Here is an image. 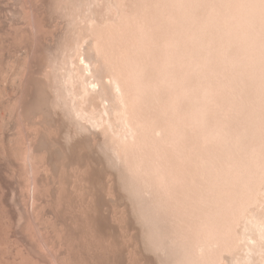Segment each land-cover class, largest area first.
Returning a JSON list of instances; mask_svg holds the SVG:
<instances>
[{
  "label": "bare ground",
  "instance_id": "obj_1",
  "mask_svg": "<svg viewBox=\"0 0 264 264\" xmlns=\"http://www.w3.org/2000/svg\"><path fill=\"white\" fill-rule=\"evenodd\" d=\"M14 1H15L16 3H15V2L13 3L12 0H0V25L4 26V27H5V28H4L5 30L7 29L5 32L3 31V29L1 30V28H0V30H1V32H3L4 34H6L7 37L9 36L8 41L5 42L4 45H3V44H2V45H3V46H7V45H5V44L7 43L8 46H9V45H10V44H9V43H10L9 41H11V40H9V39L11 38V35H13L14 38H12V40L14 39V41H15L17 44L20 45L19 47L22 46V49H24L25 52H24L23 50H21V48H20V50H18V48H17L18 45H17V47H14V46H13V47H14V48H17V51H19V52H20V51H21V52L23 51L24 54H25V56H23L24 58H23V59H20V61L18 60L17 63H16V65H14L13 63H12V64H9L10 62H12V61L9 62V59L11 58V57L9 58V56H8L9 59L7 58L8 61H6V60H2L3 62H8L9 65L6 64V66L9 68V70H8V68H7L6 66H5V67H6V69L10 72L9 75L7 74L8 76H6V75H5V77H4V75L2 76V77H3L2 81H1L2 84H0V103H2V105H3V104H6L7 106H9L8 110H10V111H9V113H10L9 116H10V117H8V114H9V113L7 114L8 110L5 111V110L7 109V108H6L7 106L4 105V106H6V107L4 108V107L1 105L5 110L2 109V107L0 106V108H1L2 110H4V112H6V115H7V117H8V118H7V117H6V118H5V117L3 118L1 113H4V112L0 111V112H1V113H0V114H1V116H0V120H1V123H0V124H1V125H0V131H1V133H0V139L2 140V144H1L2 149H0V150H1L0 152L3 153L2 156L4 157V155L7 154V157L5 156V158H8V156L11 155V159H15V157H17V156L12 155V154H15V153L13 152L12 144H13L14 141H15V136H17V137H18V136H22V138H23V142H22V152H21V157L18 156L17 158H20L21 160H23V162H25V167H24V168H27V169H25V170L28 171L27 173H28L29 176H30L29 178L31 179V180H30V181H31V185H32V186L34 187V189H35L34 192L37 191V193H38V189L36 190V188H37L38 183L41 184V181H40V180H42V175H43V174H45L44 177H45V179L48 181V183H47V181H46V185L49 184V180H52V182H53V181H54V178H56V176H57V175L55 174L56 172L54 173L53 171H54L56 168H58V167L55 166V165H58V164H59V163H58V160H56L57 162L54 161L55 158H57V157L55 156V155H57V154H55V152H56V151L58 152V149H59V151L62 152V154H63V153H66V154H64V155H66V156H64V157H66L67 159H69V161L72 159V163H71V165H73V164H74V161H75V160L73 161V158H74V159H76L77 157L80 158V157L82 156V154H85V155H86L87 151L85 152V150H86L85 146H86L87 143H88V146H87V147L89 148V144H91V143L94 144L95 147H96V145L98 146V144L100 145L101 142H102V144L104 143L103 146H104L106 149H108L109 152H110V158H112V160H113V165L115 164V166H110L111 168H112V167L115 168V167L118 165V166H120V167L118 168V170H117V167H116L115 169H116L117 172L120 170L119 172L121 173V170L124 169V166H125V165H126V166L129 165L128 168H126V166H125V168H126V171H131V172H127L128 174H126V176H125L124 173H125L126 171H125V170H124L125 172L122 171V173H123V172H124V173H123V174L121 173V174H122V177H120L121 179L125 176V177H129V178H126V179L129 181V179H130L131 177L133 178V177L137 174L136 177H134L133 180H136V179H137V182L134 181V182L136 183V185H137V183H138V184H141V186L139 185L138 188H141V189L143 188L141 191H142V192L144 191V192H143L144 194H141L140 196H141V197L145 196V200H144V201H146V200L148 201V199H149V198L146 197L145 193H146V194H149L150 191H148V190H151V189H152L151 192H150L151 197H150L149 195H147V196H149L151 199H154V198L157 199V197H161V199H160V198H159V199L162 200V201H165V202L167 203V202H168V201H166L167 194H169L170 191L173 192V190H171V189H170V191L168 190L171 186H170L168 189H167L168 186L166 187L165 190H167V192L169 191V193H167L166 196L164 195V194H165L164 192H166V191H164V188H163V190H162V187H161L162 184H163L162 186H164V182H165L164 180H162L163 182L161 181L162 184H161L160 186H159V185H156V187H157V188L160 187V189H161L162 191H161V192L158 191L159 188H158V190H157V189L154 190V188H156V187H155V184L160 183L161 177H162V179H164L163 176H164V177L167 176V175H166L167 173H164V172L166 171V169H164V171L161 170V168H163V166L160 165V164H161L160 162H161L162 160H161V161H158L159 159H158V157H156V158L158 159V160H157L158 163H160V164H159V165L157 164V165H158L157 168H156V167L153 168V167L151 166V164H152V162H153L154 160H156V158L154 157L155 159L153 158V159H154V160H153V159H151V157L154 156L155 154L150 155L151 152H150V150H148V151H149V156H148V154H147V152H148L147 149H146L147 152L144 151V152L142 153L141 151H143L144 148H149V146H150L151 144H152V145H151L150 147H153V145H154L155 143H157L156 141H157V135H158V138H159V137H160V138L158 139V143H157V144L159 145V142H160L161 139H162L163 144L166 142L167 147H165V145H163L165 148H167L168 150H170V148H172V151H168L169 154H171L170 152H173V149H174V150H176V149L178 150V147L180 146V144L183 143V142H182V143H181V142L179 143V141H180L179 139L182 140V138H184V137H183L184 134L181 135V133H184V132H185V134H186V132H189V130H190L191 127L193 128V126H191V123H192V125L194 124L195 127H196L197 125L200 126V122H201V120H202V119H205V118L208 117V116H206L207 113L204 114V113L202 112V111H204V109L206 108V107H205L206 105L204 106V105L202 104V103H204V102L202 101V100H204V99H203L201 96H203V93H204V96H209V98L211 99V97H210V94H211V93H208V92L206 91V90H207V88H205V85H206V84H205V82H204V83H203L204 86H203V85H202V82H203L204 80H206V81H207V80H209V81L211 80V81H212L213 78H216V77H213V75H209V74H211V73L213 74V72H216L217 67L220 66L221 63L223 64V62H225V60H226V59H225L226 56L224 57L223 55H225L226 52L229 53V52L227 51L228 48L226 47L227 45H225V42H224V44H223V42H221V41H220V42H215V39L213 40V43H219V44H220V45L217 44V45H218V49L221 48V47H219V46H221V44L225 45V46H223V45H222V46H223V48L225 47V48H227V49H225V51L222 50L223 52L220 50V51H221L220 53H222V54L224 53L223 55L216 53L215 50H213V49H212L211 51L214 52L215 54H214V53H213V54H212V53H209V52H211V51H209L210 49H208V48H213L214 46L211 45L212 41H211V39L209 38L210 36L205 37V38H206V39L209 38V39H207V40H209L211 43H210L209 41H207L206 39L204 40V36L206 35L205 33H207V32H203V31L200 29V28H202V25H199V24H197V23L199 22V23L201 24V22L203 21L202 24H203V26L205 27V29H208L207 31H208L209 33H212L211 35H213V34L216 33V31H218V28H219V25H218L219 21H218V19H219V18H222V19H220V20H222L223 22H224L223 19H230L232 22H235V19H236V20L239 19V21H240V19L243 17V18H242V21H241V22L238 21V22L241 23V25H240V24H239V25L242 26V27L244 28L246 25L248 26V25L251 24V22H250V24H249V20H248V19L251 17V14H252V13H254V14H252L253 18L255 17V18H254V21H253V19H252V17H251V19H252L253 22L258 23L257 21H260V20H261V19H260L261 17L263 18V15H264L263 12H264V11L262 12V13H263L262 16L260 15V13H261V10H262V8H263V7H262V4L264 5V2H263L262 0H257V1H255L254 3H251V1H249V0H244V1H246V2L249 1V2H248V4H250L249 6H251V4H252L251 8L253 7V4H255V6L253 7V9H257V8H255V7H258L257 5H258L259 3H262V2H263L262 4H260L262 8H261V7H258L259 9L261 8V10H254L255 12H253V9H252V11H251L250 8H249V9H245V10H247V11H249V12L251 11V14H249L250 17L247 18L246 16L248 15V13L244 14L245 17L242 16L241 14H237L238 12L241 13L240 10H239V9H240L239 6H241V4L244 3L242 0H241V1H242L243 3H241L240 0H234V1L226 0V1H228V2H227L228 4H227L226 1L224 0V2H225L226 4L221 3V4H223L224 6H223V5H219V3H220V0H219V3L217 4V5H219V6H217L218 9H219V7H221L222 9H223V7H224V9H225V5H226V7H227V6H229V4L233 7L234 4L232 5V4L229 3V2H233V3L235 2V4H237L236 2L238 1L239 6L237 5V7H238L239 9H238V8H235V7H236V6H235V7H233V10H236V11H235L236 13H234V15L236 14V15H235L236 17H237V15H238V17H239V15H241V18H238V17H237V18H232V17H230V18L228 17V18H227V16H229V14H228L229 12H230V14H231V12H232V13L234 12L233 10H230V9H232L231 6H230V8H229V7L227 8L228 11L230 10L228 13H227L226 9H225V12H224V11L222 12V9H221V8H220V10H219V12H218V11H217L218 9H217V7H216L215 5H214L215 7L212 5V7L215 8V9L213 8L214 10L211 8V5H209V4L211 3V1H213V0H210V2H209L208 0H204L205 4L208 3L209 6H208L207 4H206V5L203 4V3H202L203 0H202V1L199 0V1H200V3L198 2V3H199V6L201 5V3L204 5V7L201 5L202 8H203V9L201 8L202 10H204V9L207 7L206 10H207L208 15H209V12H211V11H213V12H211V14H212V13L214 14L216 11H217L218 13H220V15H221V14H224V15H221V16H225V14H227L226 17H224V18L221 17V16H220V17L215 16V17H217L216 20H215L214 15H213V16L210 15V17H209V16L207 15L206 11H202L201 9H198V10L195 12V9H194V8H196V5H197V4H193V1H194V0H193V1L190 0L192 3H190L188 7H190V10H194L195 13L198 12L197 14H195V13L192 12V11L189 12V13L185 11V9L187 10V8L185 7V4H186V3H185V0H183L184 2H182V3L179 2V1H181V0H174L175 2H173V0H112V1L110 0L111 2L114 1V2L112 3V5H113L114 7H112V5L109 6V4H108V6L111 8L110 10H114V12H115V16H116V17H114V19H117V21H116V20H114V21L111 20V22H106V23L103 22V23H102L101 21H103V20L100 21L98 18H96V17H97L96 14H95L96 11L93 12L92 10H95V8L97 7V5L99 6V5L106 4V2H107L106 0H105V1L102 0V2L104 1L103 3L101 2L102 4L100 3L101 0H14ZM110 1H109V2H110ZM177 1H178V2H177ZM186 1H189V0H186ZM190 1H189V2H190ZM197 1H198V0H195L194 2L196 3ZM206 1H207V2H206ZM216 1H218V0H216ZM253 1H254V0H253ZM253 1H252V2H253ZM258 1H261V2H258ZM111 2H110V3H111ZM176 2H177V4H176ZM214 2H215V1H214ZM222 2H223V1H222ZM239 2H240L241 4H240ZM257 2H258V4H257ZM179 3H180V5H183L185 9H183V7L180 8L181 6L179 5ZM184 3H185V4H184ZM173 4H174V5L176 4L177 6H179V8H178L177 6L175 7ZM191 4H192V5H191ZM106 5H107V4H106ZM168 5H170L171 8H168V7H170V6H168ZM172 5H173V6H172ZM187 5H188V2H187V4H186V6H187ZM190 5H191V6H190ZM193 5H194V7H193ZM260 5H259V6H260ZM94 6H96V7L93 8ZM199 6L197 5V8H200V7H201V6H200V7H199ZM222 6H223V7H222ZM249 6L247 5V3H246L245 6H244V4L242 5L243 8H245V7L248 8ZM101 7H102V6H101ZM105 7L107 8V6H105ZM173 7H174V8H173ZM191 7H193V8H191ZM209 7L211 8V11L208 12V8H209ZM97 8L99 9V7H97ZM167 8H168V10H167ZM197 8H196V9H197ZM234 8H235V9H234ZM243 8H242V9H243ZM169 9H170V10H169ZM172 9H173V10L175 9L176 12H178V13H179L180 11H182V13H183V12H184V13H183V14H180L181 12H180L179 14H176V13H175V16H177V17H174V16H173V14H174L173 12H175V10H174V11H171ZM178 9H179L180 11H179ZM181 9H183L184 11L181 10ZM224 9H223V10H224ZM242 9H241V10H242ZM59 10H61V13H60V14H61L62 18H65V21H64V22L67 23V24H65V23H64V24H65V25H68V26H65V27H66V31H65V29L63 30V31H65V32L63 33L64 35H59V34H58L59 37H61L60 39H59L58 37H56L57 35L53 34V31L55 30V27H56V26H55L54 29H53L52 25L50 24V22L53 21V20H52L53 16H56V15H54V13H56V14L59 13ZM177 10H178V11H177ZM190 10L188 9L187 11H190ZM209 10H210V9H209ZM215 10H216V11H215ZM237 10H239V11L237 12ZM57 11H58V12H57ZM99 11H102V9L100 8ZM169 11H171V12H170L171 14H169ZM199 11H201V12L203 13V15H202V13L199 12ZM220 11H221V12H220ZM258 11H259V12H258ZM47 12H48L49 14H48ZM97 12H98V11H97ZM104 12H105V11H104ZM107 12H108V10H107ZM167 12H168V13H167ZM185 12H186L188 15L185 14ZM204 12L206 13L205 15H204ZM243 12H244V11H242V13H243ZM245 12H246V11H245ZM245 12H244V13H245ZM257 12H258V13H257ZM98 13H99V12H98ZM172 13H173V14H172ZM191 13H194L196 16L198 15V17L200 16V17H199V18H200V21H199V18H197V17H193L194 14H191ZM218 13H215V14L218 15ZM94 14H95V15H94ZM100 14H101V13H100ZM102 14H103V12H102ZM102 14H101V15L98 14V16L100 17V16H102ZM105 14H106V12H105ZM107 14H108V13H107ZM109 14H112V13H109ZM109 14H108L107 16H109ZM167 14H169V15L167 16ZM189 14H190V17H192V19L189 18ZM199 14H201V15H199ZM257 14H259V16H261V17H259ZM181 15H183V16L185 15V17L188 16V17H186V18H187V19L189 18L190 20H192V21H190V20L188 19V20H189V23H188V21L186 20V21H187V25H184V28H185V29H186V27H188V26L191 28V25H192V26H193V25L195 26V24H197V25L195 26L196 28H193L194 26L192 27L194 30H193V29L190 30V29L188 28V30L190 31V33H189V31H188L189 36L192 35L193 32H194L195 30H196V31H195V32H196V33H195L196 36L200 33V31H202V32L204 33V34H203L204 36L201 35L202 32L199 34V35L203 36V40H202V37L199 38V36H198L199 39H196V40H199L198 42H200V39H201V42H200L201 45H203V44H202V41H204V42L206 41V43H207V42L210 43V45H209L208 43L203 45V48H206V47H207L205 50H206V53L208 52V54H209L208 56H209V57H210V54H212V56H213V55H215V56H216V55H218V56L220 55L219 57H221V56H222V58L224 57L223 60H224V59H225V60H224V61L222 60L223 62H221V60L218 59V58H219L218 56H216V57H218V58H216L215 56H213V59H214V58H215L216 60L218 59V62H216V63H218L219 65L216 64V65H215L216 67L212 68L215 59L212 60V58H211L212 61L209 60L210 58L208 59L207 56H204V55H206V54L202 53V54H204L203 57H202L203 59L200 58L201 60L198 61L200 55H202V54H201V49H202V48H201V45L197 44V45L200 46V48H198L199 46H197L198 51H200V54H198V55H199L198 57H197V53H199V52L197 51V48H196V50H195V49H192V50H194L195 52H197V53L195 54V55H196L195 58L197 57L198 59L195 60V61H198L199 63H200V61H201V62L203 61L204 64H206L205 66H208L207 68H211V69H208L209 71L212 70L211 73H209L208 70L206 71L207 68H206V69L204 68L205 70H204V69L202 70V68H203L204 66L201 65V63H200V64H199V63L196 64V62H195V61L193 62L192 60H190V63L188 62V59L194 57V54H193L194 51H192L191 49H189V52L187 51V54H188V53H190L191 55L193 54L190 58H188L189 56L186 57V53H185L186 51H185V50H188V49H187V46H188V48H191V47H194V48H195V47H196V46H194V45H196V43H198V42H194V41L192 42V39H193V38H196L195 34L192 35V36H194V37L190 38V37L187 36L188 34L185 33V32H187V31H186L187 29L184 31V30H183L184 28L182 29V28H180V27H178V28L176 27V28H175V29H178L179 31H178V30H175V29L173 28V33L177 31V32L174 33V34L171 32L172 30H171L170 32H169L167 29L165 30V28H166L165 26H167V24H168V26H169V23H170V26H169V27H170V29H172L171 26H174V25L176 26V23H179V22L182 23V21L185 22V21L183 20L184 17L181 16ZM231 15L233 16V14H231ZM95 16H96V17H95ZM104 16H105V15H104ZM111 16H112V15H111ZM179 16H180V17H179ZM201 16H202V18H201ZM204 16H205V17H204ZM206 16H208V17H206ZM235 16H233V17H235ZM49 17L51 18L50 21H49ZM57 17H58V16H57ZM117 17H118V18H117ZM167 17H168V19H169V17H170V19L168 20ZM203 17H204V18H203ZM212 17H213V18H212ZM257 17H258V18H257ZM54 18H56V17H54ZM54 18H53V19H54ZM59 18H60V17H59ZM59 18H58V19H59ZM107 18H108V17H107ZM107 18H106V16H105V19H106V20H107ZM109 18H110V16H109ZM172 18H173V20H172ZM177 18H179L180 20H177ZM186 18H185V19H186ZM194 18H197V19H194ZM205 18H208V19H209V18H210V19L212 18L211 20H210V19L208 20L209 23H210V22H213V20H214V22H213L212 24L210 23L211 25H208L209 23H208V21L205 20ZM231 18H232V19H231ZM244 18H247L246 21L248 20V22H246V21L244 20ZM256 18H257V19H256ZM100 19H102V18H100ZM111 19H112V18H111ZM193 19H194V20H193ZM233 19H234V21H233ZM255 19H256V20H255ZM259 19H260V20H259ZM54 20H55V19H54ZM63 20H64V19H63ZM63 20H62V21H63ZM66 20H67V21H66ZM106 20H105V21H106ZM201 20H202V21H201ZM204 20L207 22V23H205V24H207V26H211V28H212V26L214 25L213 28H212V30H213L214 28H216V26L218 25V26H217V30L215 31V29H214L213 32H212V30H210V27H207L206 25H204ZM243 20H244L245 23L243 22ZM55 21H56V20H55ZM167 21H168V22H167ZM171 21H172V22H171ZM173 21L176 22V23L173 24ZM177 21H179V22H177ZM194 21H195V22H194ZM196 21H198V22H196ZM216 21H218V23H217ZM227 21H229V20H227ZM190 22H191L192 24H191ZM223 22H222V23H223ZM225 22H226V20H225ZM229 22H230V21H229ZM229 22H228V23H229ZM232 22H230L229 24L232 25ZM261 22H263V23H261ZM261 22H260L261 24H264V18H263V20H262ZM53 23H54V22H52V24H53ZM216 23H217V24H216ZM222 23H221V24H222ZM228 23L226 22V25H228ZM242 23H243L245 26H243ZM246 23H248V24H246ZM256 23H255V24L252 23V24L256 25V29L259 27V25H260V27H262V28L264 27V26L261 25L260 23H259V25L256 24ZM56 24H57V23H56ZM59 24H60V23H59ZM64 24H63V27H64ZM171 24H172V25H171ZM188 24H189V25H188ZM190 24H191V25H190ZM215 24H216V25H215ZM219 24H220V23H219ZM223 24H224V23H223ZM234 24L236 25L237 23L235 22ZM234 24H233V25H234ZM198 25H199V26H198ZM231 25H228V27L230 26V28L232 27L231 29H233V26H231ZM235 25H234V26H235ZM237 25H238V24H237ZM2 26H1V27H2ZM50 26L52 27L51 30L53 29L52 31L50 30ZM175 26H174V27H175ZM240 26H237V28H235V29L232 30L233 34H235V37H236V35H237L239 32H240V33L243 32V37H244V35L246 34L244 31H245V30H248V27H249V26H248L246 29L244 28L245 30L242 31L243 29H242V30L239 29ZM251 26H252V25H251ZM257 26H258V27H257ZM61 27H62V26H61ZM63 27H62V28H63ZM65 27H64V28H65ZM181 27H183V26H181ZM197 27H198V28H197ZM220 27H221V25H220ZM222 27H224V26L222 25ZM235 27H236V26H235ZM242 27H241V28H242ZM179 28H180L182 31H181ZM225 28H226V26L224 27V29H225ZM250 28H251V27H250ZM252 28H253V27H252ZM254 28H255V26H254ZM168 29H169V28H168ZM199 29H200V30H199ZM202 29H204V28H202ZM205 29H204V31H206ZM221 29H222V28L219 29V30L221 31V33L224 32L225 34H227V33L231 30V29L228 28V29H226V32H225V30L223 29L224 31L222 32ZM238 29H239V30H238ZM258 29H260V30H262V32H264L263 29H261V28H258ZM56 30H57V28H56ZM61 30H62V29H61ZM174 30H175V31H174ZM209 30H210V31H209ZM227 30H228V31H227ZM235 30H236V31L238 30L239 32L237 31L238 33H235V32H234ZM240 30H241V31H240ZM254 30H255V29H254ZM9 31H10V32H9ZM164 31H167V32H168L167 34H168L169 36H168L167 38H165L167 35L165 34ZM183 31H184V32H183ZM191 31H192V34H191ZM214 31H215V33H214ZM8 32H9V33H8ZM61 32H62V31H61ZM182 32H183L184 34H186V36H185L186 38L183 37L184 34H183V36L179 37V36H180L179 34L181 33V35H182ZM198 32H199V33H198ZM246 32H247V31H246ZM249 32L253 33V32L251 31V29L248 30L247 33H249ZM254 32H255V34H256L257 36H259L257 33L260 32V31L256 30V31H254ZM54 33H55V32H54ZM56 33H57V32H56ZM59 33H60V32H59ZM178 33H179V34H178ZM197 33H198V34H197ZM219 33H220V32H219ZM244 33H245V34H244ZM251 33H250V35H251ZM0 34H1V33H0ZM4 34H3V35H4ZM61 34H62V33H61ZM164 34H165V35H164ZM171 34H173V36H172ZM176 34H177V35H176ZM207 34H208V33H207ZM225 34H221L222 36L219 34V35L222 37V38H221V37H220V38L223 39V40L226 39V40H224V41L228 42L227 38H223V37H225V36H223V35H225ZM228 34H229V33H228ZM228 34H227V35H228ZM53 35H54L55 38H57V40H58L57 42L53 41L54 39L52 40ZM170 35H171V37H170ZM174 35H176V36H174ZM208 35H210V34H208ZM217 35H218V34H217ZM227 35H226V37H227ZM239 35L242 36V33L239 34ZM246 35H247V34H246ZM263 35H264V33H263ZM0 36H1V35H0ZM6 36H5V38H4V37H1L0 39H2V40L4 41L5 39H7ZM91 36H93L92 38L95 39V42H93L94 40L91 41L92 39H91V40L89 39V37L91 38ZM164 36H165V37H164ZM214 36H215V35H214ZM214 36H213V37H214ZM228 36L231 37V36H232V33H231V35H228ZM253 36H254V35H253ZM257 36H255V37H257ZM261 36H262V34H261ZM261 36H260V39H258V37H257V39H258L259 41H261ZM154 37H155L156 39H155ZM187 37L191 39L190 42H189V39H187ZM215 37H216V36H215ZM215 37H214V38H215ZM229 37H228V38H229ZM235 37H234V36L232 37V38H234L233 40H232V38L230 39V40L233 41L232 44H233V43H236V44H237L238 41L241 42L242 40H243V42H244V40H245V39H243V37H240L241 40H238V41L236 42L235 39H238L239 36H238L237 38H235ZM3 38H4V39H3ZM168 38H169L170 40H169ZM178 38H180V39H178ZM182 38H183V39H182ZM184 38L186 39V41L188 40L187 42H189V43H195V44L192 45V46H190V44L188 43V44H189V45H188L187 42H185ZM218 38H219V37H218ZM220 38H219V39H220ZM240 38H239V39H240ZM245 38H246V40H245V44L242 42L245 46L242 45V44H240V42H239V44H238L239 47H240V45H241V46H243L244 48H246L247 45H248V48H246V49H249V47H250V48H251V47L254 48V46H255V45H254L255 42H257L256 46H257L258 44H261V45H258V46L256 47V49H253V50H256V53H257L258 47L260 48V46L263 47V45H264V44L262 45V43H259L258 40H257L256 38L253 39V37H248V36H246ZM247 38H250V39H251V40L249 39V41H250L249 44H248V40H247ZM262 38H263V36H262ZM50 39H51V41H53L51 44L49 43ZM88 39L91 41V43L93 42V43H92L93 45L91 44V47H88V48L86 47V51H83V49L85 50V48H83V45L85 44L86 40L89 41ZM152 39H153L154 41L156 40L155 43L157 44V46L160 44V46H158V47L156 46V48H158V49H156V51L152 49V48L155 49V44H153ZM166 39H167V40H166ZM171 39H174V40H175V39H176V40L178 39V40H177V41L175 40V42H174V41L172 42ZM216 39H217V38H216ZM252 39H253V40H257V41H255L254 44H253ZM263 39H264V38H263ZM263 39H262V42H264ZM2 40H1V41H2ZM179 40H181V43H184V44H183L184 46L187 44L186 49L183 48V47H181L182 45H180L181 43L178 42ZM194 40H195V39H194ZM196 40H195V41H196ZM230 40H229V41H230ZM3 41H2L1 43H3ZM5 41H6V40H5ZM14 41L12 42V44L14 43ZM90 41H89L88 43H86V45L89 44V46H90ZM166 41L172 43V44H171V43L168 44V46L170 45V47H169L168 49L166 48V47H168ZM183 41H184V42H183ZM217 41H219V40H217ZM234 41H235V42H234ZM176 42H178L179 44L176 43ZM230 42H231V41H230ZM16 43H14L15 46H16ZM185 43H186V44H185ZM213 43H212V44H213ZM251 43H252V44H251ZM14 44H13V45H14ZM161 44H162V45H161ZM164 44H165V45H164ZM176 44H177V45H176ZM226 44H227V43H226ZM229 44H230V43H229ZM229 44H228V46H229ZM232 44H230V46H231ZM246 44H247V45H246ZM250 44H251V46H249ZM171 45H172V46H171ZM205 45H206V46H205ZM207 45L210 46V47H208ZM215 45H216V44H215ZM234 45H235V44H234ZM234 45H233V47H236V45H235V46H234ZM252 45H253V46H252ZM3 46H1V48H3ZM11 46H12V45H11ZM152 46H154V47H152ZM161 46H162V47H161ZM165 46H166V47H165ZM173 46H174V47H173ZM179 46H180V47H179ZM189 46H190V47H189ZM204 46H205V47H204ZM212 46H213V47H212ZM230 46H229V47H230ZM13 47H12V50H13ZM47 47H48V48H47ZM148 47H149V48H148ZM163 47H164L165 51H164ZM215 47H216V46H215ZM215 47H214V48H215ZM239 47H238V48L236 47L237 50H239V49L241 48V47H240V48H239ZM262 47H261V49H262ZM5 48H6V47H4V51L7 50V49H5ZM8 48H9V47H8ZM10 48H11V47H10ZM44 48H45L46 50H45ZM82 48H83V49H82ZM144 48H145V49H144ZM170 48H171L172 51H173V48H174V54H175L176 52H179V51H177L179 48H181V49H185V50H183L184 53H185V55H184L183 52H181V51H182L181 49H179V50H181L179 53H180V54L183 53V54H181V55H183V58H184L185 60H187V61L182 60L183 58H179V55H180L179 53H178L179 55H177V53L175 54V55H177V56L172 55V54H171L172 51L169 50ZM236 48H234V49H232V50H235ZM244 48H243V49L241 48V49L244 51V50H246V49H244ZM43 49H44L45 51H47V53H48L47 55L49 56V58H47V62H46V59L43 58V59L45 60V61H44L45 63H42V62H43V61H42L43 59L40 58L39 60H40V62L42 61V62H41L42 65H41V68H39V66H40V65H38L39 60H38V63H37L36 56H37V55H40V56H41V53H42V50H43ZM146 49H148V50H146ZM149 49H150V51H149ZM151 49H152L153 51H151ZM10 50H11V49H10ZM14 50H15V52H16V49H14ZM44 50H43V51H44ZM140 50H142V51H141L142 53H143V51H145V50L148 51V52H152V54H153V53H156V55H157V53H158L157 56H156L155 54H153V55L157 57V60H158V58L160 57V58H159V62L162 61V60H160V59H163V57H165L166 54H167V55L170 54V57H171V55H172V57H174L175 60H173L172 57L170 58L169 55H168V56H166V57L163 59L164 61H162V62H166V63H167V66L170 65V63H171V65L168 66V67H171V66L173 65V67H171L170 70H166V68L168 69L167 66H165L166 68H165L164 66H163L164 68L162 67L163 69H165V70L167 71V73H168V71H169L170 73H171V71H172L171 75H170V74H167V76H166V75H165V74H166L165 71L162 72L163 69H160V68H161L160 66L158 67V65H160V64H158V63L155 64V67H158L159 70H162V71H161V74H160V75L156 74V71H157V70L154 71L156 68H152V65L150 64V65H151V66L149 65L150 68H151L152 70L154 69V70H153L154 72H152V73H155V74H156V77H157V81H156V77L154 76L156 82H155V81H154V82L152 81V83H154V84H152L153 86H152V85L150 86V84H151L150 82H151L153 76L150 75V74H152V73H150V74L148 73V74L151 76V77L149 76V77L151 78V80L149 81V83H150V84H149L147 81H148L150 78L147 79V77H148L147 72L150 71L151 69H150V70L147 69L149 66H146V65H148L149 63H152L153 61L155 62L156 60H154V59H156V58L152 59L153 61L151 60V62H150V60L147 59V58H150V59L153 58V57H152V54L150 53V55H149V53L146 52V53H147V56H146V54L143 55L142 53H141V55H140ZM175 50H176V51H175ZM190 50H191V51H190ZM205 50H202V52H203V51L205 52ZM216 50H217V48H216ZM249 50H251V49H249ZM249 50H247V51H248V54H246L247 51H246V52L244 51L245 54H246L247 56L249 55V52H250V55L253 53L252 50H251L252 53H251V51H249ZM2 51H3V50H2ZM8 51H9V50H8ZM45 51L43 52L44 55H46ZM158 51H160V52H158ZM168 51H169V53H167ZM170 51H171V52H170ZM218 51H219V50H218ZM229 51H230V49H229ZM263 51H264V50H262V51H261L262 53H261L260 50H258V53L262 55V54H263ZM9 52H10V51H9ZM11 52H12V51H11ZM133 52H138L139 55L141 56V58H142V55L145 56V57H147L146 59L149 60V63H148V61H146V59H145L146 62L144 61L143 58H145V57H143L142 59H143V61L146 63V65L141 63V64L143 65V67L146 66L147 68H146V67L143 68V67L141 66V67L143 68V69L141 70L140 67H139V69L136 67V65H137V66H139V65L136 64V63L134 62V60L137 58L138 54H135V57H136V58L134 57L135 59L133 60V58H131V56H132V57L134 56V53H133ZM163 52H164L165 55L162 54ZM195 52H194V53H195ZM3 53H5V52H3ZM16 53H18V52H16ZM130 53H131V54H130ZM132 53H133V54H132ZM159 53H161L162 56H161V55L159 56ZM230 53L232 54V52H230ZM239 53L242 54V53H241V50H239ZM256 53H255V54H256ZM5 54H7V53H5ZM10 54H11V53H10ZM14 54H15V53H14ZM24 54H23V55H24ZM86 54H87V56H90V57H89L90 59L86 56ZM88 54H89V55H88ZM129 54H130L131 56H130ZM234 54H235V56H236V55L238 56V59H236V58L234 57L233 60H234L235 62H233V63H234L235 65H236V62H238V61H240V63H241V62L243 61V60H240V58H239L241 55H240V54H236L235 52H234ZM234 54H233V55H234ZM243 54H244V53H243ZM259 54H258V55H259ZM17 55H18V54H17ZM19 55H20V54H19ZM19 55H18V56H19ZM42 55H43V54H42ZM47 55H46V57H48ZM91 55H94V57H95V55H96V58H97V59H96V58L93 59L94 57L91 58ZM136 55H137V56H136ZM148 55H149V56H148ZM181 55H180V57H181ZM188 55H189V54H188ZM239 55H240V56H239ZM246 55H245V56H246ZM252 55L254 56V53H253ZM261 55H259V56H261ZM5 56H6V55H5ZM11 56H14V55H11ZM15 56H16V55H15ZM81 56H83V58H84V57H85V58L83 59V58H81ZM140 56H138L139 59H141ZM150 56H151V57H150ZM228 56H229V55H228ZM242 56H243V55H242ZM242 56H241V58H242ZM262 56H264V55H262ZM262 56H261V59H262V60H261V59H260V60H261L262 62H264V61H263L264 58H262ZM0 57H1V55H0ZM20 57H21V55H20ZM161 57H162V58H161ZM175 57H176V58H175ZM177 57H178L179 59H181V61H184V65L186 64V65L188 66V63H189V65H191L192 63H195V64H194L195 66H196V65H201L200 67H202L201 70H202L203 72H202V71H198V72H201V73L204 74V71H206V73H207V72L209 73V74L207 73L208 76H207L206 73H205L204 75L201 74V75H203L202 77H201V76H200V77H196V76L200 75V73L198 74V72H197V69L200 70L199 66H196L197 69H195L196 67L194 68V66H193V64H192V67H191V68L195 69V71L197 72V73H196V72L194 71V73H193V72H192L193 70H191V69L189 68L190 66H188V67H187V66L184 67L183 64H182V66H181L180 64L183 63V62H181V63L179 64L178 61H180V60H177V64H179L181 67H180L179 65H178L179 67L177 66V68L174 67V64H176V63H173V61L176 62V59H178ZM205 57H207V58L205 59V60L208 59L207 61L204 60ZM229 57H230V56H229ZM232 57H233V56H232ZM232 57H231V59H232ZM255 57H256V58H255ZM257 57H258V56H254L253 58L257 59ZM5 58H6V57H5ZM21 58H22V57H21ZM80 58H81V59H80ZM138 58L136 59V62H137V61H138L139 63L142 62V60L139 61ZM226 58L228 59V57H226ZM247 58H248V57H247ZM2 59H3V55H2ZM16 59H18V57H16ZM16 59H14V60L16 61ZM82 59H83V60H82ZM92 59H93V61L95 60L93 64H95V63L97 64V63H98V65H93L91 62H89V61H91ZM168 59H170V61H171V59H172L173 61H172V62L169 61V62H170V63H169V62H168ZM231 59H229L230 62H229V60H226V61H227L226 63H229L228 66L230 65L229 68L231 67V64H232V62H231L232 60H231ZM243 59H244V56H243ZM249 59H250L251 61H253V62L256 61V63L254 62V63H255V64H254V63L251 62ZM10 60H12V59H10ZM14 60H13V62H14ZM165 60H167V61H165ZM193 60H194V59H193ZM219 60H220L221 63H219ZM236 60H237V61H236ZM244 60H246V57H245ZM247 60H249L250 62H247V61H246V63H245V64H246V69H248V67L251 66L250 70L253 69V68H252V65H253V64L256 65V64L259 63V62L261 63V61L259 60V57H258L257 60H254V59L252 60L251 58H248ZM2 61H1V59H0V62H2ZM191 61H192V63H191ZM208 61H210V63H209ZM257 61H259V62H257ZM3 62H2V64H0V68H2L1 66H3ZM154 62H153V63H154ZM162 62H161V64H162ZM186 62H187V63H186ZM203 62H202V63H203ZM206 62H208V63H206ZM211 62H212V64H211ZM89 63H91V64H89ZM134 63H135L136 65H135ZM147 63H148V64H147ZM155 63H156V62H155ZM230 63H231V64H230ZM240 63H237V64H239L240 67L243 66V64L241 65ZM243 63H244V62H243ZM247 63H251V64H248V65H250V66H248ZM43 64H44V65H43ZM207 64H208V65H207ZM210 64H211V65H210ZM92 65L94 66L93 68H92ZM156 65H157V66H156ZM162 65H165V64H162ZM162 65H161V66H162ZM224 65H225V64H224ZM235 65H232V67H231L232 70H234V69L236 70V68L239 67V66H235ZM254 65H253V66H254ZM257 65H258V64H257ZM260 65H261V64L258 65L259 70H260ZM89 66L91 67V70H92V69L94 70V71H93V72H94V73H93L94 76H97L98 81H97V80H95V81H96V82H99V84H100V86H97V87H98V90H95V89H96L95 87H94V89H93V87H92V86H94L93 84H91V87H92V88H90V82H91L90 77H91V73H92V71H91V73L89 72L90 74L87 73V71L90 69ZM153 66H154V64H153ZM210 66H212V67H210ZM225 66H226V65H225ZM233 66H235V68H234ZM247 66H248V67H247ZM262 66H264V65L262 64L261 67H262ZM183 67H184V69H183ZM221 67L223 68L224 66H221ZM226 67H227V66H226ZM254 67H255V66H254ZM135 68H136L137 70H141V71H144V72L146 73V74H145V73L143 72V74H142V75H143L142 80H144V82H145V80H147V81H146V82H147V84H146L147 86H146V85H145V86H146L147 88H148V87H149V88L152 87V89H150V91H151V90L153 91V89H154L155 87L157 88L158 86H156L155 83H157V82H159V81L162 80L161 82H159V83H161L160 86L162 85V86L164 87L165 85H167V87L165 86V87H166V90L168 89L167 91H169V89H170V91H171L172 93L177 92L178 95H179V92L182 91V90H180L181 88L178 89V88L174 87V89L177 90V91H175L174 89L172 90V88H173V86H177V87H178V86L180 85V87H181V86L184 87V86L186 85V82L184 83V81H185L186 78L183 80L184 77L181 76V74L184 75L186 72L189 74L188 70L190 69L191 73H193V74L195 75V76H192V77L190 76L191 79H193L194 77H196V78H199V79L201 78V79H200V81H201V80L203 79V77L207 76L208 79L205 78L201 83L198 81V82L200 83V86H198L199 84L196 83V84H198L197 87H201L202 90H203V89H204V90L206 89L205 92L201 93L202 90H201L200 88H196V86H194L196 89H199V91H200V92H199V91L197 90V92L199 93L198 96L194 94L195 92H193V91L195 90V88H194V90H191V89H193V87H192V88L190 87V86H191L190 83L187 85V88H184V91H185V92H186V90H188V91L191 90V92L193 93V95L191 96V94H189V93H191V92H189V93L186 92L187 94H189V97L192 98V99H191V104H190V105H192V100L194 99V98H193L194 96H195V98L197 97L196 99H197L198 101H199L198 98L201 97V100H200V101H202V102H201V104H200V102H198V103H199L200 105L204 106L205 108H203V107L201 106V107L203 108V110H202V108H201V110H200L199 112L203 113L204 115H203V114H202V115H200V114L198 115L199 112H197L198 110L196 109V108H198V107L196 106L197 104L195 103V104H193L194 106H196L195 109H192V108H194V107H192V106H191L192 108H189V109H190V110L188 111L189 113L191 112V110L194 111V112L192 111L193 113L191 112L192 116L189 117L191 114L188 115V113H186L188 107L185 108L186 111H184V109H181V107H183V106L185 107V106H187L188 104H187V105H183V106H182V104H180V105H181V106H180V109L178 108L177 111L180 112V110H183V112L179 115L178 119H180L182 116H183V117L185 116V115H182L184 112L186 113V116L184 117L186 120H187V118H186L187 115H188V117H189L190 119L193 118V117H194L195 119H197V118H198L197 116H201V117H199L197 120H195V119H191V120H190V121H192L191 123H189V122L187 123L186 120L183 119V121L185 120V122H183V123H186V125H184V127H183V126H180V125H182L183 123H180V125H179V123H178L179 120L176 119V120H178V121L175 120V121L177 122V123H176V122L173 120V119H175L174 116H172V114H170V113L168 114V111H166V110H168L169 108H168V109H165V107H166L165 105H166V104H162V105H163V108L165 109V110H164L163 108H161L162 106L160 107L162 110H164V112H163L164 114H163V115H166L165 112H167L166 117L171 115L172 118L169 119L170 117H168V119H169L171 122H173V123L175 122L177 125H179V129H181V128H182V129H181V132L179 133L180 130L178 131V128H177L176 130L174 129V126H176V125L173 124V123H171V122L169 121V122H170V123L168 122V123H169V126H170V124H171V126H172V124L174 125L173 127L170 126V127H171L170 129H174V130H171L170 134H169L170 129H169L168 131H166V130L168 129V128H167L168 126H166L165 123H167V122H165V123L162 124V126H166V127H165L166 130H164V132H166V133L163 134V132L160 131V130L163 129L164 127H163V128L160 127V128H161L160 130L157 129V131H160V133H162V134H160V133L158 134V132L156 133V132L154 131V130H155L154 128L158 126V125H156V124H158L159 122L155 123V122L157 121V120L155 121V120L153 119L155 116H154V117L151 116L152 119H153V120H151V117H149V115L147 116L145 113H144L145 115H140L143 119L145 118V116L147 117V118H145V120H146V121L148 120V122H145L140 116H138V114H139L138 111H140L139 109L143 107V106H142L143 104H141L143 98H145V97L147 96V98L144 99V100H145V104L148 105V104H149L148 102H150V104H151V102H152V101H150L151 99H149V100H147V99H148L149 97H152V96L155 94V93H154L155 90H159V88L161 89L162 86H161V87L159 86V88L154 89V91H153L154 94H152V93L150 94V93H149L150 95H149V97H148V93H147V92L149 91V89H147L144 85L142 86V80L140 79L142 75L140 74L139 71H138V73H137V71H136ZM158 68H157V69H158ZM172 68H173V69H172ZM175 68H176V69H178V68H182L181 70H178V71H179V73H181L179 77H183V78H181V80H183L182 83H184V86H183V84H180V82H179V81H181L180 78H179V79H178V78L176 79V76L178 77V75L173 74V71H174V72L177 71ZM186 68H187L188 70H187ZM215 68H216V69H215ZM233 68H234V69H233ZM244 68H245V67H244ZM256 68H257V66H256ZM256 68H255V69H256ZM262 68L264 69V67H262ZM262 68H261V70H263ZM145 69H147V72H146ZM213 69H214L215 71H214ZM220 69H221V68H219V72L223 71V69H221V70H220ZM224 69H228V68H225V67H224ZM241 69H242V68H240V70H241ZM182 70H184L183 72H185V73L180 72V71H182ZM185 70H186V71H185ZM217 70H218V69H217ZM229 70H230V69H229ZM240 70H239V71H240ZM259 70H257L258 72H261V73H259V77L257 76L258 74L255 75V73H258V72H256L255 70H254L255 72L252 71L253 74H254L255 76L252 74V72H251V75L254 76V77H256V78L258 77V78L260 79V77H261L260 74L262 75V73H263L264 71L262 72V71H259ZM2 71H3V69H2ZM8 71H7V72H8ZM178 71L176 72L177 74H179ZM227 71H228V70H227ZM236 71L239 72L238 70H236ZM243 71L245 72V71H247V70L243 69ZM243 71H240L239 74H238L237 72H235V74L237 73V76H238V75L240 76V74H241V75L243 74ZM7 72L5 71L4 73H7ZM159 72H160V71H159ZM159 72H157V73H159ZM219 72H218V73H219ZM232 72H233V71H232ZM232 72H231V70H230V72L228 71V73H232ZM241 72H242V73H241ZM1 73H2V72H1ZM4 73H3V74H4ZM162 73H163V74H162ZM164 73H165V74H164ZM187 73H186V74H187ZM195 73H196V74H195ZM216 73H217V72H216ZM216 73H214V76H215ZM224 73H227V72H226V71H225V72L223 71V73L221 74V76H222ZM233 73H234V72H233ZM233 73H232V74H233ZM246 73H249V74H250V71H249V72H246ZM138 74H140V76H139ZM155 74H153V75H155ZM172 74H173V76H175V77H174L175 81H176V80H177V81L179 80V81H178L179 83L177 82L179 85H177V83L174 82V79L171 80L170 78H168L169 76L171 77ZM186 74H185V75H186ZM188 74H187V75H188ZM197 74H198V75H197ZM219 74H220V73H219ZM219 74H218V76H220ZM235 74H234V75H235ZM249 74H248V75H249ZM263 74H264V73H263ZM106 75H110V76H106ZM144 75H145V76L147 75V76H146V79H143V78H145ZM162 75H164L163 77H167L168 79H170L169 81H171V83H170L169 81H167V80H168L167 78L164 79L163 77H161ZM185 75H184V76H185ZM187 75H186V77L189 76V75H188V76H187ZM190 75H191V74H190ZM216 75H217V74H216ZM225 75H226V74H224L223 77H225ZM234 75H233V76H234ZM248 75H247V76H248ZM158 76L160 77L161 80L158 79ZM209 76H210V77H209ZM230 76H231V75H230ZM108 77H111V79H112V80L110 79V80H111V83H109V82L107 81V80H108ZM154 77H153V78H154ZM212 77H213V78H212ZM223 77H220V78H221L220 81L223 80V79H222ZM231 77H232V76H231ZM231 77H230V79H232ZM234 77H235V76H234ZM240 77H241L242 80H243V81H242V80H240V81L237 80V83L240 82V84L238 83V84L240 85V87H242V86H241L242 83H243V84H244V83H245V84L248 83L247 85L251 84V86L249 85V88H252V89H253L254 94H255L254 89H256L257 92H258V90H260V91H261V92L259 91V94H260V95H261L262 91L264 92V88H263L264 85L261 87V85H262L263 82H264V81L262 80L263 77H264V75H263L262 79L260 80L261 83L258 82V84L260 85L261 88H263V90H262V89H258V88H260V87H258V86H257L258 88H253V87H252V86H253L252 84L254 83V82H252L253 78H251L252 80L250 81V80H249L250 78L248 77V78H249V79H248V78H246V76H245V78L248 79L247 81H250V83H249V82L246 81V79H244V75H243V77H242V76H240ZM250 77H251V76H250ZM93 78L95 79L96 77H93ZM162 78H163V79H162ZM171 78H172V77H171ZM190 78H189V79H190ZM209 78H211V79H209ZM218 78H219V77H218ZM235 78H236V77H235ZM238 78H239V77H238ZM241 78H239V79H241ZM0 79H1V78H0ZM105 79H107L106 82H105ZM189 79L187 78L186 80H189ZM191 79H190L189 81H192ZM199 79H198V80H199ZM224 79H225V80H223V81L226 82V81H227L226 79H229V77L226 76V78H224ZM230 79H229V80H230ZM259 79H258V80H259ZM89 80H90V81H89ZM110 80H109V81H110ZM163 80H164V81H163ZM194 80H196V79L194 78ZM194 80H193V82L195 83ZM214 80H215V79H214ZM216 80H218V79L216 78ZM244 80H245V81H244ZM254 80H255V78H254ZM254 80H253V81H254ZM95 81H94V84L96 83ZM165 81H166L167 83H170V84L172 85V87L169 88L171 85L169 86ZM196 81H197V80H196ZM209 81H208V82H209ZM230 81H231V82H229V85H227V87H228V86L230 87V84H231L233 81H235V80H230ZM107 82H108V84H107ZM144 82H143V84L146 83V82H145V83H144ZM163 82H164V83H163ZM172 82H174L175 85H173ZM208 82H207V86H206V87H208L209 84L212 86L213 82H210L209 84H208ZM214 82H216V81H214ZM217 82H218V81H217ZM251 82H252V83H251ZM159 83H157V85H158ZM162 83L165 84V85H163ZM187 83H188V82H187ZM191 83H192V82H191ZM220 83H221V82H220ZM234 83H235V82H234ZM255 83H257L256 80H255ZM196 84H195V85H196ZM214 84L217 85L216 83H214ZM214 84H213V86H214ZM218 84H219V83H218ZM223 84H224V87H226V86H225L226 84L223 83V82H222V86H221V85H220V86H221L222 88H224V87H223ZM227 84H228V83H227ZM232 84H233V83H232ZM235 84H236V83H235ZM154 85H155V86H154ZM189 85H190V86H189ZM239 85H237V86H239ZM255 85H256V84H254V86H255ZM141 86H142V89H141ZM168 86H169V87H168ZM202 86H203L204 88H203ZM211 86H209V87H211ZM220 86H217V87H220ZM235 86H236V85H234V87H235ZM237 86H236V88H239V87H237ZM99 87H100V88H99ZM143 87L146 88L147 92L144 90L145 88L143 89ZM153 87H154V88H153ZM165 87H164V88H165ZM185 87H186V86H185ZM188 87H189V88H188ZM209 87H208V91L210 90ZM246 87H247V86H246ZM212 88H213V87H212ZM212 88H211V89H212ZM243 88H244V87H243ZM243 88H240V89L242 90ZM162 89H163V88H162ZM162 89H161V90H162ZM182 89H183V88H182ZM215 89H218V88L215 87ZM231 89L234 90L233 85H231V88H229V90H231ZM240 89H239V93H240ZM244 89L247 90V91L243 90V92L245 91V93H246V92L249 93L248 90H251V89H246V88H244ZM141 90H144V91L146 92L147 95L142 91V93L144 94L145 97H144V96H143V98L140 97V98H141V100H140V98H139V94H138V93H139ZM166 90H165V91H166ZM179 90H180V91H179ZM204 90H203V91H204ZM212 90L214 91V88H213ZM221 90H222V89H219V91L217 90V91H216V92H217L216 94L218 95V93H219ZM224 90H225V88H224ZM224 90H223V92L221 91L222 93L220 92V93L222 94V96H223V95L225 96L224 99L221 98L222 96H221V94H219L221 99L218 98V99H216V100H213V98L215 99V98H217V97H215L214 95H212L213 92H212V94H211V95L213 96V97H212V100H213L212 103H213V102H220V101L223 103V104L220 103V105H218V107L223 105V106H222L223 108L220 107V108L223 109V110H222L223 112L226 113V112H227V109H229V107H228L229 105H227V107H228L227 109L225 108V105H226V104H229V103H230V108H231L230 111H232V110L234 109V106H233V109H232V106H231V104H233V103L235 104L234 101H236V105L241 104V103L244 104L245 101L239 103V99H234V100H233V98H235V97H233V98H232L233 102H228V101H227L228 103H226V101H224V102L226 103V104L224 105V102L222 101V99H223V100H226V95H228V94L230 93V91H227L228 89L226 88V92H227V94L225 95ZM236 90H237V89H236ZM236 90H234V91H236ZM162 91H164V90H162ZM162 91H161V92H162ZM178 91H179V92H178ZM210 91H211V90H210ZM156 92H158V91H156ZM159 92H160V91H159ZM161 92H160V93H161ZM171 92H167V97H168V96H171L170 98H172V93H171ZM206 92H207V93H206ZM214 92H215V91H214ZM228 92H229V93H228ZM243 92H242V94H243V96H244L245 93H243ZM250 92H252V91H250ZM257 92H256V93H257ZM142 93H140V94L142 95ZM164 93H165V92H164ZM164 93H163V94H164ZM168 93H169L170 95H168ZM182 93H183V92H182ZM186 93H185V94H186ZM200 93L202 94L201 96H200ZM236 93H237V91H236ZM236 93H235V92L233 93V91H232V93H230V94H232V95L234 94L233 96H237V98H238L239 93H237V94H236ZM156 94H157V93H156ZM177 94H175V95L173 94V97L176 96ZM185 94H182V96L185 97V96H184ZM196 94H197V93H196ZM206 94H207V95H206ZM214 94H215V93H214ZM230 94H229V95H230ZM235 94H236V95H235ZM246 94H247V93H246ZM254 94H253V95H254ZM259 94L257 93V96H258ZM263 94H264V93H263ZM141 95H140V96H141ZM151 95H152V96H151ZM159 95H160V94H159ZM164 95H165V94H164ZM217 95H216V96H217ZM249 95H251V93H249L247 96H249ZM160 96H161V95H160ZM165 96H166V95H165ZM180 96H181V93H180ZM182 96H181V97H182ZM245 96H246V95H245ZM255 96H256V94H255ZM255 96H253V97H254L253 99H254V100H257V99L255 98ZM110 97H111V98H110ZM155 97H156V95H155ZM161 97H163V99H164V96H161ZM181 97H177V96H176V97H174V98H176V99H177V98H178V99H181L182 101H184V100L186 99V102H187V100L189 101V99H188L189 97H187V95H186V97H185L184 100H183ZM218 97H219V96H218ZM239 97H241V96H239ZM249 97L252 98V96H249ZM249 97H247V98L249 99ZM259 97H260V96H259ZM153 98H154V97H153ZM157 98H158V96H157ZM157 98H154V99H156L155 101H157V102H158L159 100L162 99V98H161V99H159V98L157 99ZM168 98H169V97H168ZM168 98H167V99L165 98V99L168 101V102H167V105H168V103H169L170 106H173V105H174L175 107H177V106H179V103H182V101H180V100H179V101H178V100H173L174 98H172V101H174V102L170 103L169 101H170L171 99L169 98V100H168ZM206 98H207V97H206ZM228 98H229V96H228ZM228 98H227V99H228ZM230 98H231V97H230ZM241 98H242V97H241ZM243 98H245V97H243ZM247 98H246L245 100H247ZM262 98L264 99V96H262ZM262 98H259L260 101L258 100L260 103H261V102H262V103L264 102V100H261ZM108 99H110V100L112 99L113 103L110 102ZM138 99H139L140 101H138ZM196 99H195V100H196ZM210 99H209V100H210ZM219 99H220V101H219ZM146 100H147V101H146ZM217 100H218V101H217ZM228 100L231 101V99H228ZM237 100H238V101H237ZM240 100H241V99H240ZM242 100H244V99H242ZM242 100H241V101H242ZM249 100H250V99H249ZM249 100H247L246 105H247V103L249 102ZM254 100H253V103H252L253 105H254V102H255ZM104 101L108 102L109 104L112 103V105H111V104L108 105V106H109L108 108H107V107H104ZM155 101H153V103H154ZM163 101H164V100H163ZM177 101H178L179 103H178L177 106H176V104H174V103L177 102ZM106 102H105V103H106ZM146 102H147V103H146ZM160 102H161V101H159L158 103H160ZM164 102H166V101H164ZM186 102H185V104H186ZM205 102H206V100H205ZM210 102H211V101H210ZM139 103H140V105H139ZM143 103H144V102H143ZM161 103H162V102H161ZM188 103H189V102H188ZM193 103H194V100H193ZM237 103H238V104H237ZM155 104L157 105V103H155ZM172 104H173V105H172ZM183 104H184V103H183ZM204 104H206V103H204ZM210 104H211V103H210ZM218 104H219V103H218ZM234 104H233V105H234ZM243 104H242V105H243ZM249 104H250V103H248V105H249ZM252 104H251V105H252ZM256 104L259 105V106L261 105V104L255 103V105H256ZM263 104H264V103H263ZM263 104H262V106H263ZM147 105H146V106H147ZM158 105H159V104H158ZM160 105H161V104H160ZM160 105H159V106H160ZM169 105H168V106H169ZM200 105H199V108H198V109H200ZM211 105H212V104H211ZM215 105H216V106H215ZM236 105H235L236 111L238 110L237 112H239L240 109H238V108H239L238 106H240V105H238V106H236ZM244 105H245V104H244ZM244 105H243V106H244ZM248 105H247V106L245 107V109H244L245 112L242 111L244 114L248 111V109H247V111H246V108H248L249 106H251V105H249V106H248ZM253 105H252V106H253ZM257 105H256V106H257ZM105 106H107V104H105ZM140 106H142V107H140ZM151 106H152V104H151ZM159 106H158V108H159ZM164 106H165V107H164ZM174 106H173V107H174ZM208 106L210 107V105H207V109H206L204 112H206V111L208 110ZM138 107H139V108H138ZM154 107H155V106L153 105V108H154ZM175 107H174V109H175ZM189 107H190V106H189ZM213 107H214V108H213V109H214L213 113L215 112V116H216V115L218 114V112H217L218 109H217V111L215 110V108H217V104L214 103ZM237 107H238V108H237ZM143 108H144V109H143ZM143 108H142L143 110L141 109V111H140L141 113H140V114H142L144 110H145V112H146V109H147V111H149V110H148L149 108H150V111H151V107H149V108H148V107H147V108L143 107ZM153 108H152V111H154V109H156L157 107L154 108V109H153ZM160 108L158 109V111H159V110L161 111ZM166 108H167V107H166ZM224 108H225V109H224ZM243 108H244V107H241V110H242ZM256 108H257V107H256ZM256 108H255V106H254V108L252 107V109H256ZM262 108H264V107H262ZM171 109H172V108H170L169 110H171ZM174 109H172V111H170V112H171V113H176V109H175V110H174ZM249 109H250V111L252 110L251 108H249ZM257 109H258V108H257ZM257 109H256L255 111L253 110L254 113L257 111ZM195 110H196V111H195ZM209 110H210V109H209ZM219 110H220V109H219ZM225 110H226V111H225ZM260 110H261V108H260ZM260 110H259V111H260ZM210 111H212V110H210ZM228 111H229V110H228ZM250 111H249V112H250ZM262 111H263V109H262ZM196 112H197V114H196L197 116H194L193 114H195ZM207 112H208V111H207ZM219 112H220V111H219ZM223 112H222V113H223ZM240 112H241V111H240ZM240 112H239V113H240ZM249 112L246 113V115L249 114ZM257 112H258V111H257ZM257 112H256V113H257ZM260 112H261V111H260ZM260 112H259V114L262 113V112H261V113H260ZM153 113H154V112H153ZM153 113H152L151 115H153ZM213 113L209 112V116L212 115ZM216 113H217V114H216ZM222 113H221V114H222ZM227 113H229V112H227ZM227 113H226V114H227ZM231 113H232V112H230V114H228L229 117H230ZM243 113H242V114H243ZM250 113L252 114V112H250ZM147 114H148V113H147ZM149 114H150V113H149ZM178 114H179L178 112H177L176 115L174 114L175 117H176ZM226 114H225V115H226ZM232 114H235V111H234V113H232ZM236 114H237V113H236ZM259 114H257L256 116H258ZM263 114H264V111H263ZM263 114H262V115H263ZM6 115L3 114V116H6ZM154 115H156V110H155ZM163 115H161V116H163ZM207 115H208V114H207ZM219 115H220V113L218 114V116H219ZM222 115H224V113H223ZM240 115H241V114H240ZM262 115H261V116H262ZM180 116H181V117H180ZM202 116H205V118H202ZM212 116H214V115H212ZM220 116H221V115H220ZM231 116H232V115H231ZM235 116H236V115L230 117V118L232 119V122H234L233 120L235 119ZM238 116H239V115H238ZM238 116H236V117H238ZM253 116H254V115H253ZM256 116H255V118L252 117V116H250V115H249L248 117H246V118H247L246 121H248L247 124L250 126V128H251L252 126H251V122H249L250 119H248V118L251 117V120H252L253 118L256 119ZM138 117H140V118H138ZM166 117H165V118H166ZM183 117H182V118H183ZM196 117H197V118H196ZM222 117H224V116H222ZM225 117H226V116H225ZM225 117H224V119H225ZM233 117H234V119H233ZM241 117H242V116H241ZM176 118H177V117H176ZM200 118H202V119H200ZM214 118H215V117H214ZM214 118H213V117H211V118L208 117L207 119H209V120L212 119L211 121H213ZM216 118H218V117H216ZM227 118H228V117H227ZM230 118H229V119H230ZM238 118H239V117H238ZM261 118H262V117H261ZM141 119H142V122H141ZM157 119H158V118H157ZM159 119H160V118H159ZM166 119H167V118H166ZM168 119H167L166 121H168ZM207 119H206V120H207ZM219 119H220V118H218L217 120H219ZM67 120L69 121V123H68ZM149 120H150V121H149ZM172 120H173V121H172ZM188 120H189V119H188ZM188 120H187V121H188ZM194 120H195V122H194ZM198 120H200V122H199ZM206 120H204L205 123H208V125L211 127V128H210V127L206 124L205 127L208 126V127H207L208 130H210V129L213 130V127H214V128L217 127V129L220 130V128H218V125H216L215 123H217V124L220 125L221 122L224 121L225 124H226V121H225L226 119L223 120V118H222V121H221V122L218 121L219 123L216 122L217 120L214 119L215 122H214L213 125H210V124L213 123V122L210 121L211 123L209 124V122H206ZM238 120H240V122H242V119L239 118ZM238 120H235V121H238ZM243 120H244V119H243ZM257 120H260V118H257ZM66 121H67L68 125H70L69 127H68V125H66V124H67ZM151 121H152V122H151ZM160 121H161V119H160ZM180 121H182V120L180 119ZM180 121H179V122H180ZM197 121H198L199 123H198ZM204 121H202V122H204ZM207 121H208V120H207ZM228 121H230V120H228ZM144 122H145V123H144ZM150 122H151V123L154 122V124H155L156 126H155V125H153V126L150 125V124H151ZM202 122H201V123H202ZM230 122H231V121H230ZM232 122L230 123L231 125H232ZM256 122H257V121H256ZM259 122L262 123V120H261V121H258V123H259ZM147 123H150V124L148 125ZM160 123H161V122H160ZM168 123H167V124H168ZM195 123H197V124L195 125ZM237 123L240 124V126H241V124H242V123H239V122H237ZM243 123H244V122H243ZM249 123H250V124H249ZM252 123H254V124H252V125H255V127L257 126L258 129L260 128V127H259V124H258V125L255 124L254 121H253ZM61 124H62L63 126H62ZM164 124H165V125H164ZM187 124H189L190 127L187 128V127H186V126H188ZM203 124H204V123H202V125H203ZM222 124H223V122H222ZM222 124H221V125H222ZM230 124L225 125V127H226V126L228 127V125H229V128H230ZM235 124H236V123H235ZM59 125H61L60 128H63V127H64V129L67 128V129H66V132L63 131L64 129L62 130L64 133L61 131V132L64 134V135H63L64 137L61 135V137H62L61 140H62V141L59 139V137H60V136H59V133H58V132H60V131H59V130H60V129H59ZM202 125H201V126H202ZM214 125H216V126H214ZM221 125H220L219 127H222ZM261 125H262V124H261ZM261 125H260V126H261ZM154 126H155V127H154ZM201 126H200V127H201ZM212 126H213V127H212ZM234 126H235L234 129H236V125H234ZM240 126H239V127H240ZM245 126H246V124H245ZM249 126H247V127H249ZM262 126H263V125H262ZM262 126H261V127H262ZM116 127H118L117 130L115 129ZM197 127H198V126H197ZM200 127H199L198 130H197L196 128H195V129L199 132V131H200ZM203 127H204V125L202 126L201 129H203ZM223 127H224V126H223ZM225 127H224L223 129L221 128V131H218L216 128H215V129L218 131V133L221 132L220 134H228V132H229L230 134L232 133V135H230V134L227 135V136H226V135H222L223 137L226 136L225 138H227V137H228V138H229V137L232 138L233 136H236V135L238 136V137H237V136H236V137H233L234 139H232V140H235V139L237 138V140H235L236 142L234 141L233 144H232L233 141H232L230 138H229V139L227 138V140H226L225 138H223V137L221 136V138H222V142H225V148H223L224 145L222 146V145H221L222 142H220L221 140H219L220 137H218V136H220V134H219L218 136L216 135L218 139H215V138H214V137H215V132H216V131L214 132L215 129H214L213 131L211 130V131H210L211 133L208 132V134H211V136H213V138H212V137L209 138L210 136L207 135V136H208V139H210L209 141H208V139L205 137V136H206V133H207V131H208V130H206L207 128H204V129H205V131H204L205 133H203V130H201L202 132L200 131L201 133L199 132L200 135H201V134H204V135H201L200 137H203V136H204V137L206 138V139H205V138L203 137V138H201V139H203L204 141L206 140L207 142H209V143H207L208 146H209V144H210V141L213 143V141L218 140L217 143L215 142V143H216L215 145H216L217 147H218V143L220 142L219 144H220L222 147L219 145L220 148H218V149H217V147H216L215 145L210 144V145H212V146H209V148H210V147H214V146L216 147V148H210L211 151H212V149H214V150H216V149H217V150H221V149L223 148V149L226 150V148H227V150H228V151L226 150L227 153H224V155H226V158H227L228 155H229L228 152H229V150L231 149L230 146H229L230 144H232V146L238 144L239 146L236 145V147H239V148H240V146H242L243 148H246L245 151H246L247 153L250 152V151H252V150H254V149H252V148L255 147V145H256L255 143H254V144H255L254 147H252V146L250 145V143H248L249 146H251V149H252V150L249 149V148H250L249 146H245V143L247 144V142H245L246 140H247L248 142H251V140L249 141L247 137L251 138L250 136H253V134H251V133L255 132V131H253V128L251 129L253 132H250V131H249V128H245V127H243V129H244V128H245V129L243 130L242 135H244L243 133H245L244 137L247 135V136L244 138V141H243V140H241L242 138L240 137V136H242V135H240V134H239L240 136L238 135L239 132L237 133L236 131H234V129H233L232 132H231V130L229 131V129H227V130H228V132H227V130L225 129ZM227 127H226V128H227ZM232 127H233V125H232ZM263 127H264V126H263ZM68 128H69V129H68ZM92 128H93V130H94L93 133L96 132L95 135L93 134L94 136L91 135V134H92L91 132L93 131V130L91 131ZM185 128L188 129V130L186 131ZM192 128H191V129H192ZM237 128H238V126H237ZM240 128H241V127H240ZM257 128H255V129L258 130ZM224 129H225V133L223 132ZM246 129H248L247 131H249V133L251 134L250 136H249V133L246 134V132H247V131H245ZM255 129H254V130H255ZM95 130H96V131H95ZM183 130H185V131H183ZM236 130H239V128L236 129ZM240 130H242V128H241ZM240 130H239V131H240ZM259 130H260V129H259ZM261 130H262V129H261ZM263 130H264V129H263ZM263 130H262V131H263ZM89 131H90V132H89ZM172 131H177V133H179V134L182 136V138H180L181 136H179L176 132H174V133H176V134L172 133ZM182 131H183V132H182ZM192 131L194 132V134H195V133H196V134L198 133V132H196V131L193 130V129L191 130V132H192ZM88 132L91 133V134H89V135H91V136H89V135L87 134V136H89V138H90V139L88 138L89 141H90V143H89L88 139L85 140V137H84V140H85V141H84L83 139H80V140H82V141L79 140L80 143H79V142H75V140H77V138H79V137H77V136H80L81 134H82V135H83V134L86 135V133H88ZM191 132H189V133L192 134ZM212 132H214V135H213ZM222 132H223V133H222ZM235 132H236L237 134H236ZM75 133H76V134H75ZM167 133L169 134V136H172V137H173V138L171 137V139H172V142L170 141L171 144H170V143H167V141H169L168 139H170L169 136H166V135H165V134H167ZM171 133L174 134V136L177 135L176 138H175L173 135H171ZM199 133H198V134H199ZM258 133H261V132L259 131ZM262 133L264 134V131H263ZM262 133H261V134H262ZM74 134H75V135H74ZM78 134H79V135H78ZM156 134H157V135H156ZM190 134H189L188 136H190ZM198 134H197V135H198ZM216 134H217V133H216ZM233 134H234V135H233ZM255 134H257V132H255ZM263 134H262V135H263ZM160 135L164 136V138H163V137L161 138ZM197 135H196V136L193 135V136H195V137L197 138V137L199 136V135H198V136H197ZM259 135H260V134H259ZM87 136H86V138H87ZM188 136H187V137H188ZM257 136H258V135H257ZM76 137H77V138H76ZM80 137H82V136H80ZM155 137H156V139H155ZM166 137H167V139H166L167 141L165 140ZM168 137H169V138H168ZM177 137H179V138L177 139ZM187 137H186V138H187ZM190 137H192V136H190ZM190 137L188 138L189 140L191 139ZM239 137H240L241 139H240ZM242 137H243V136H242ZM253 137L256 138L255 135H254ZM253 137H252V138H253ZM262 137H263V136H262ZM174 138L176 139V140H175L176 143L173 142V141H174V140H173ZM186 138H185V139H186ZM192 138H194V137H192ZM221 138H220V139H221ZM238 138H239V139H238ZM258 138H259V136H258ZM260 138H261V136H260ZM263 138H264V137H263ZM18 139H19V138H18ZM163 139H164V141H163ZM212 139H213V141H212ZM224 139H225V141H224ZM159 140H160V141H159ZM178 140H179V141H178ZM189 140H188V141H189ZM199 140H200V138H199ZM199 140H198V141H199ZM258 140H259V139H258ZM17 141H18V140H17ZM182 141H185V140H182ZM190 141H192V140H190ZM194 141H195V139H194ZM204 141H202V142H204ZM206 141H205V142H206ZM226 141H228V142H226ZM229 141H230L231 143H229ZM237 141H238L239 143H238ZM241 141H242V142H241ZM252 141H253V142H256L255 139H252ZM261 141H263V140H260V142H261ZM15 142H16V141H15ZM150 142H153L154 144H153V143H150ZM177 142H178L179 144H178ZM199 142H200V141H199ZM205 142H204V144L207 145ZM19 143H20V142H19ZM19 143L17 142V144H19ZM74 143H75V144H74ZM77 143H78V144H77ZM84 143H85V145H84ZM172 143H174V147H175V148H173ZM186 143H188V142H186ZM195 143H198L197 140L195 141ZM227 143H228V145H226ZM235 143H236V144H235ZM242 143L244 144V146H243ZM102 144H101V145H102ZM157 144H155V145L157 146ZM161 144H162V143H161ZM169 144L172 145L170 148H168V146H170ZM175 144H177L178 147H177V145H175ZM198 144H199V143H198ZM200 144L203 145V146H205V145L202 144V143H200ZM240 144H241V145H240ZM251 144L253 145V143H251ZM258 144H259V146H258ZM258 144L256 145L257 147L264 146V145H262L263 143H259V141H258ZM260 144H261V145H260ZM13 145H14V144H13ZM81 145H84V148H85V150H84L83 146L80 147V148H83V151H84L83 153H82V150H81V149L79 150V152L76 151V150H78V148H79L78 146H81ZM201 145H200V147H202ZM1 146H0V147H1ZM156 146L154 147L155 149H154V148H152V149L149 148V149L153 150L152 152L155 153L154 150L159 149V147H161L162 145L159 146V147H158V146L156 147ZM184 146H185V147H184ZM186 146H187V145L183 144L182 148H183V147L186 148ZM188 146H189V144H188ZM188 146H187V147H188ZM227 146H229V147H227ZM232 146H231V147H232ZM14 147H15V146H14ZM16 147H17V145H16ZM91 147H93V145H91ZM100 147H101V146H100ZM107 147H108V148H107ZM191 147H192V146H191ZM191 147L189 146L188 149L190 148V150H191ZM195 147H196V146H194L193 148H194L195 152H197V151L199 150V145L197 146V150L195 149ZM205 147H207V146H205ZM205 147H204V149H205ZM247 147H248V149H247ZM97 148H99V146H98ZM97 148H95V149H97ZM101 148H102V147H101ZM105 148H103V149H105ZM156 148H157V149H156ZM161 148H162V147H161ZM161 148H160L159 152H162V150L164 149V148H162V150H161ZM193 148H192V149H193ZM202 148H203V147H202ZM209 148H207V149H209ZM228 148H229V149H228ZM260 148H261V147H260ZM20 149H21V147H20ZM91 149H92V148H91ZM99 149H100V148H99ZM103 149H100V151L102 150L101 152H103ZM137 149H140L141 151H140V150H137ZM186 149H187V148H186ZM200 149H201V148H200ZM204 149H203V151L205 152L204 154L207 155L209 158L213 157V156H211V155H212L214 152L217 153V154H214V156H215V155H218L219 153L225 151V150H222V151L219 152V151L216 150V151H217V152H216V151L213 150L214 152H213L212 154H210L211 151L205 149L206 151H208V154H210V155H208V154H206V151H205ZM232 149H233V147H232ZM232 149L230 150L229 153H231ZM240 149H241V148H240ZM240 149H239V150H240ZM136 150H137L138 152H133V151H136ZM144 150H145V149H144ZM177 150L174 151V152L178 154L179 151H177ZM179 150H180V148H179ZM183 150H184V149H183ZM183 150L180 151V154H183V152H184ZM194 150H193V151H194ZM234 150H235V149H234ZM247 150H249V151H247ZM14 151H15V150H14ZM17 151H18V149H17ZM75 151H76L77 153H76ZM89 151H90V150H89ZM97 151L100 152L99 150H97ZM105 151H106V150H105ZM139 151H140V152H139ZM164 151L166 152V150H164ZM185 151H188V150H185ZM191 151H192V150H191ZM193 151L190 152V153L188 152L189 157L192 156V155H194V154H196V153L193 154ZM200 151L203 152L202 149H201ZM200 151H198L199 153L197 152V154H196L197 157H196V158H195L196 155H194V158H195V159L198 158V154H200V158H201V156L204 155V154H202ZM226 151H225V152H226ZM235 151H236V152H234V154H235V156H236L237 149H236ZM241 151H242V149L240 150V152H241ZM57 152H56V153H57ZM93 152H94V151H93ZM156 152H157V151H156ZM165 152H164V157H165V155H167L166 160L168 159V157H169L168 161H169L170 159L172 160V156H169V154H165ZM174 152H173V153H174ZM209 152H210V153H209ZM218 152H219V153H218ZM240 152H238V155H240V154H239ZM254 152H255V151H254ZM2 153H1V154H2ZM17 153H18V152H17ZM19 153H20V150H19ZM90 153L92 154L91 151H90ZM96 153H97V152H96ZM96 153H95V154H96ZM103 153H104V152H103ZM131 153H132V154H131ZM135 153H138V154L140 153L141 155H144V154H145V155H147V158L151 156V157L148 158V160H147V161L149 162V166H147V165H148V162H147V164H146V161L143 159L144 156H143L142 158H141V156H140V158H139L140 161H139V160H138V156H136ZM185 153H186V152H184V154H185ZM191 153H192V155H190ZM256 153H257V149H256ZM1 154H0V155H1ZM62 154H61V155H62ZM74 154H75V155H74ZM87 154H88V153H87ZM95 154H94V155H95ZM97 154H98V153H97ZM133 154H134V156H133ZM140 154H139V155H140ZM160 154H161V153H160ZM160 154H158V156H160ZM162 154H163V153H162ZM177 154H176V155H177ZM188 154L186 153L185 156L187 155V157H188ZM221 154H222V153H221ZM221 154H219V155L221 156ZM231 154H232V156H233L232 158L235 159L236 157H234L233 152H232ZM231 154H230V155H231ZM243 154H244V152L241 154V155H242L241 157H244ZM257 154H258V156L255 155V157L258 158V157H259V153H257ZM260 154H261V157H262V155L264 156V154H262L261 151H260ZM18 155H20V154H18ZM59 155H60V153H59ZM59 155H58V157H59ZM101 155H105V154H101V153H100L99 157H100ZM130 155H131V158H130ZM156 155H157V154H156ZM172 155H173V154H172ZM178 155H179V154H178ZM205 155H204V156H205ZM222 155H223V154H222ZM224 155H223V156H224ZM230 155H229V157H231ZM252 155H253V154H252ZM252 155H249V154H248L249 157H251ZM12 156H14V157H12ZM62 156H63V155H62ZM75 156H76V158H75ZM88 156H89V155H88ZM108 156H109V155H108ZM210 156H211V157H210ZM220 156H219V157H218V156L213 157V158H214V159L212 158L213 160H212V159H209L208 157H207L208 159H207L206 157H205V158H206L208 161L210 160V161H209L210 163L213 161L212 164H213V167H215L216 165H215L214 161L216 162L215 159L218 160V159L220 158ZM223 156H221V157H222V159L224 160V157H223ZM246 156H247V154L245 153V157H246ZM60 157H61V156H60ZM86 157H87V155H86ZM86 157H85V158H86ZM106 157H107V156H106ZM134 157H136V158H134ZM217 157H218V158H217ZM229 157H228V158H229ZM241 157H240V158H241ZM255 157H254V158H255ZM1 158H2V157H1ZM5 158H4V160H6ZM83 158H84V156H83ZM89 158H91V157H89ZM89 158H88V159H89ZM101 158H102V157H101ZM108 158H109V157H108ZM132 158H133L134 160H133ZM145 158H146V156H145ZM147 158H146V159H147ZM161 158H162V156H161ZM180 158H181V155H180ZM184 158H186V157H184ZM190 158H192V157H190ZM194 158H193V160H194ZM200 158H198V160H195V162L197 161V164H198V161H199ZM203 158H204V157H203ZM226 158H225V160H224L225 162H226ZM232 158H229V159H228V160H229V161H228L229 164H228L227 162H226V164H228V165H230V164H232V163L234 164V163H235L234 161L237 160V159L233 160V162H232ZM237 158L239 159L238 156H237ZM251 158H253V157H251ZM11 159L8 158V160H11ZM63 159H64V158H63ZM67 159H65V160H67ZM81 159H82V157H81ZM106 159H107V158H106ZM135 159H137L138 162H137V160H135ZM150 159H151V160H150ZM173 159H175L174 156H173ZM188 159H189V158H188ZM188 159H187V160H188ZM206 159H205V161H206ZM230 159H231V160H230ZM242 159H243V158H242ZM261 159H262V158H261ZM261 159H260V160H261ZM15 160H16V159H15ZM77 160H78V158H77ZM79 160H80V159H79ZM85 160H86V159H85ZM95 160H96V159H95ZM98 160H99V158H98ZM110 160H111V159H110ZM132 160H133V161H132ZM149 160L152 161V162H150ZM164 160H165V159H164ZM171 160H170V161H171ZM175 160H176V159H175ZM193 160L191 159L190 162L193 161ZM201 160H202V158H201ZM203 160H204V159H203ZM220 160H221V159H220ZM245 160H246V159H245ZM250 160H251V159H250ZM263 160H264V158H263ZM0 161H1V160H0ZM12 161H13V160H11V162H12ZM67 161H68V160H67ZM67 161H66V162H67ZM69 161H68V162H69ZM81 161H83V163L85 162L83 159L80 160V162H81ZM86 161H87V162H90V161L92 162L91 159H90V161H88V160H86ZM99 161H100V160H99ZM107 161H109V159H108ZM107 161H106V163H107ZM130 161H132L133 164L135 163V166L132 165V164L130 163ZM135 161L137 162V164H136ZM168 161H167V162H168ZM170 161H169V162H170ZM176 161L178 162L179 159L176 160ZM185 161H186V160H185ZM205 161H203L202 163H204ZM208 161H206L207 163H205V164H203V165H204V166H205V165L207 166ZM230 161H231L232 163H230ZM240 161H241V159H240ZM240 161H239V162H240ZM242 161H243V160H242ZM246 161H247V160H246ZM246 161H245V162H246ZM253 161H254V159H253ZM5 162H8V161H5ZM9 162H10V161H9ZM9 162H8V166H10V165H9ZM11 162H10V164H11ZM18 162H19V160H18ZM55 162L58 163V164H56ZM70 162H71V161H70ZM75 162H76V161H75ZM80 162L77 161L76 163H79V164L76 165V163H75V165L77 166V169L79 168V171H81V172H78V171L76 170L77 173H76L75 175H77V179H78V184H79V185H78V187H79L78 190L81 192V193H79V194H81V197H82V195H84V197H85V201H82V204L85 205V203H86V207L83 206V207L86 208V210L83 209V210H85V211L83 212V219H82V220L84 221V225H83L82 222H81L82 220H81V221L79 220V221H80V223H81L80 226L83 225L84 228H85V229L83 228V229H84L83 231L86 230L85 232H86V234H88V232H89V233L91 232L90 229H91V228L93 229V227H92V226H93V224H92L93 221H97V220H96V217H94V216L92 217V214H91V215L89 214V213H93V212H90V210H93V209L90 208L91 206L89 207V205H91V202H92V201L90 202V200H91V198H92L91 196H92V194H93V192L91 193V189H92V187L90 188V183H91V186H92V185L96 186L97 184L93 182L94 179H96V180L99 179V181H100L101 183H103L104 181L102 182V180H101L102 177H101V176H103L104 173H103L102 175H101V173L99 174L100 171L98 172V168H97V172H95L96 169H93L92 171L95 172L97 176H98V175H101V176H99V178L97 177L98 179L96 178V176H95V178L92 177V176H90V175H94V174H95V173H93L92 171H89V170H88V173H91V172H92V173H91L90 175L87 173V174H88V175H87L86 172H82V171H84L85 169H84V170H81V167H83V168L88 167V163H87V165L85 166V163L83 164L82 162H81V163H80ZM93 162H95V161L93 160ZM111 162H112V161H110V163H111ZM154 162H155V161H154ZM154 162H153L152 165L156 166L155 164H156L157 162H155V163H154ZM173 162H174V161H171L170 164H171V163L173 164ZM182 162H183V161H181V162H179V163L181 164ZM186 162L188 163V161H186ZM218 162H219V160H218ZM218 162H217V163H218ZM221 162H223V161L221 160ZM221 162H220V163H221ZM239 162H238V163H239ZM248 162H249V159H248V161H247L246 163H244V161H243V164H242L241 162H240V164H241V165L247 164L248 167H249V166H250V167H253L254 164L257 165V162H258V161H257V162L254 161V162H256V163L250 161V162L253 163L252 166L249 165L250 162H249V163H248ZM260 162H261V164L264 163V161H263V163H262V161H260ZM260 162H259V163H260ZM2 163H3V162H2ZM2 163H1V164H2ZM60 163H61V162H60ZM64 163H65V162H64ZM64 163H62V164H63V165H62V169H63V167H64V169H65ZM144 163L146 164L145 167H144ZM174 163H175V162H174ZM193 163H194V162H193ZM200 163H201V161H200ZM200 163H199V164H200ZM217 163H216V164H217ZM223 163H224V162H223ZM236 163H237V162H236ZM22 164H23V163H22ZM68 164L70 165V163H68ZM81 164H82V165H81ZM91 164H92V163H91ZM96 164H97V163H96ZM103 164H104V163H103ZM168 164H169V163H168ZM168 164H167V166H165V167L168 168V166L170 165V164H169V165H168ZM172 164H171V165H172ZM182 164H183V163H182ZM184 164H185V163H184ZM188 164H190V163H188ZM191 164H192V162H191ZM194 164H195V163H194ZM218 164H219V163H218ZM218 164H217V166H218ZM250 164H251V163H250ZM261 164H260V165H261ZM13 165L15 166L14 161L12 162V166H13ZM59 165H61V164H59ZM65 165L68 166L67 163H66ZM78 165H79V166L81 165V167H79ZM92 165H94V163H93ZM97 165H98V164H97ZM104 165H105V164H104ZM104 165H103V166H104ZM108 165H109V164H108ZM108 165H107V166H108ZM111 165H112V163H111ZM162 165H164V164L162 163ZM175 165H176V163H175ZM192 165H193V164H192ZM192 165H191V166L189 165V167H192ZM203 165H202V166H203ZM219 165L222 166V164H219ZM228 165H227V167H228ZM237 165H238V164H236V166H237ZM247 165H244V166H243V167H244V170H245V168H246V170H247ZM263 165H264V164H263ZM263 165H262V167H264ZM1 166H2V165H1ZM4 166H5V164H4ZM6 166H7V165H6ZM18 166H19V165H17L16 167H18ZM54 166H55V167H54ZM84 166H85V167H84ZM94 166H95V165H94ZM122 166H123V169L121 168ZM159 166H160L161 168H160ZM177 166H178V165H177ZM181 166H182V165H181ZM184 166H185V165H184ZM184 166H183V167H184ZM194 166L197 167L198 165H194ZM199 166H200V165H199ZM204 166H203V167H204ZM206 166H205V167H206ZM209 166L212 167V165H210V164L208 165V167H209ZM217 166H216V171L214 170V172H217V173H218L219 169H221V168L218 166L219 169L217 170ZM236 166H235V167H236ZM245 166H246V167H245ZM10 167H11V166H10ZM10 167H9V171H10ZM16 167H14L15 170H17ZM19 167H20V166H19ZM59 167H61V166H59ZM71 167H73V166H68L67 168H71ZM96 167H97V166H96ZM96 167H94V168H96ZM101 167H102V166H101ZM104 167H105V166H104ZM104 167H102V168H104ZM108 167H109V166H108ZM108 167H107V168H108ZM147 167H150V170H152V169H154V170H153V171H148L149 168H147ZM203 167H202L201 169H200V168H196V169H195V167H194V169H195V170H197V169L199 170V169H200V170L203 171V169H205V167H204V168H203ZM211 167H210V168H211ZM227 167L224 165V169L227 168ZM229 167L231 168V170H233V171H232L233 173H236L237 176L240 175V172H239V171H241V170L243 169V168L240 169V168H239V165L237 166L239 169H237V167L235 168L234 166H233V169H232L231 165H230ZM241 167H242V166H241ZM20 168H21V167H20ZM83 168H82V169H83ZM92 168H93V167H92ZM92 168H91V169H92ZM105 168H106V167H105ZM105 168H104V169H105ZM111 168H110V169H111ZM120 168H121V169H120ZM129 168H130V169H129ZM151 168H152V169H151ZM155 168H156V169H159V168H160L159 170H161L162 173H160V171H159V170H156ZM184 168L186 169V167H184ZM184 168H183V169H184ZM187 168H188V167H187ZM222 168H223V166H222ZM234 168L237 169V172L234 170ZM255 168H256V167H255ZM18 169H19V168H18ZM53 169H54V170H53ZM64 169H63V170H64ZM74 169H76V168L74 167ZM104 169L101 170V172H102V171L105 172ZM173 169H175V168H173ZM177 169H178V167H177ZM179 169H180V168H179ZM189 169H190V168H189ZM189 169H188V170H189ZM192 169H193V167H192ZM212 169H215V168H211V170H212ZM224 169H223V170H224ZM227 169H228V168H227ZM248 169H249V168H248ZM250 169H252V168H250ZM257 169H258V167H257ZM259 169H261L260 166H259ZM259 169H258V170H259ZM263 169H264V168H263ZM52 170H53V171H52ZM56 170H57V169H56ZM56 170H55V171H56ZM63 170H62V172H63ZM65 170H66V169H65ZM99 170H100V169H99ZM107 170H108V169H107ZM170 170H171V169H170ZM206 170H208V169H206ZM206 170H204V171H206ZM211 170L208 171V172H209V173H212ZM228 170H230V169H228ZM231 170H230V172H228L226 169H225V171H222V169H221V171H222L223 173H224V172H225V173L228 172V173L232 174V173H231ZM238 170H239V171H238ZM253 170H255V172L258 171V170L256 171V169H253ZM1 171H2V170H1ZM19 171H20V170H19ZM21 171H22V168H21ZM59 171H60V170H59ZM59 171H58V172H59ZM70 171H71V170H70ZM72 171L75 172V170H72ZM86 171H87V170H86ZM110 171H111V170H110ZM154 171H157V173L155 172V173L157 174V176H156V174H154ZM172 171H173V170H172ZM176 171L179 172V170H176ZM176 171H175V173H176ZM183 171H184V170H183ZM185 171H186V170H185ZM185 171H184V174H186V175H187V172H191V171H187V172H185ZM204 171L201 172V174H202V173L204 174V173H205ZM259 171H260V170H259ZM259 171H258V172H259ZM10 172H12V171H10ZM13 172H14V171H13ZM15 172H16V171H15ZM17 172H18V171H17ZM42 172H43V173H42ZM106 172H107V171H106ZM112 172L114 173V169H113ZM132 172L134 173V175H133ZM147 172H148V176L146 177ZM150 172H151L152 174H151ZM158 172H159V173H158ZM166 172H167V171H166ZM170 172H171V171H170ZM206 172H207V171H206ZM208 172H207V173H208ZM241 172H243V171H241ZM251 172H252V175H253L254 172H253V171H251ZM4 173H6V172H3V174H4ZM18 173H19V172H18ZM20 173H21V172H20ZM22 173H24V172L22 171ZM27 173H26V174H27ZM65 173H66V172H65ZM97 173H98V174H97ZM110 173H111V172H110ZM110 173H109V175H110ZM113 173H111V175H112ZM129 173H131L133 176H132L131 174H130L131 176H129ZM145 173H146V175H144ZM149 173H150V174H149ZM180 173H181V172H180ZM180 173H179V175H180ZM219 173H220V171H219ZM238 173H239V174H238ZM261 173H262V172H261ZM53 174H55L56 176L54 177ZM66 174H67V173H66ZM69 174H70V173H69ZM72 174H74V173H72ZM72 174H71V175H72ZM115 174L117 175V173H115ZM115 174H114V175H115ZM168 174H169V170H168ZM170 174H171V173H170ZM170 174H169V175H170ZM182 174H183V173H181V176H182ZM191 174H192V173H191ZM194 174H196V173H194ZM205 174H206V173H205ZM230 174H229V175H230ZM242 174H243V173H242ZM242 174H241V175H242ZM256 174H257V173H256ZM259 174H260V173H259ZM262 174L264 175V173H262ZM11 175L13 176V175H16V174L13 173V174H11ZM11 175H10V176H11ZM19 175H21V174H18V176H19ZM23 175H24V174H23ZM71 175H70V176H71ZM75 175H74V176H75ZM107 175H108V174H107ZM116 175H115V176H116ZM118 175H119V173H118ZM127 175H128V176H127ZM143 175H144V176H143ZM149 175H150V176H149ZM153 175H154V176H153ZM160 175H161V177H160ZM174 175H175V174H174ZM176 175H177V174H176ZM186 175H185V176H186ZM188 175H189V174H188ZM196 175L199 176L198 173H197ZM212 175H213V177H215V180L217 181V179H216L217 177L214 176V175H216V174H212ZM212 175H211V176H212ZM219 175H220V174H219ZM222 175H223V174H221V176H222ZM234 175H235V174L230 175L231 178H229V179H233V180H231V182L235 181L234 178H236V180H237L236 175H235V176H234ZM241 175H240V177H241ZM249 175L251 176L250 173H249ZM254 175H255V173H254ZM263 175L261 176L260 181H259V178H258L257 181L254 179L255 183H256V182H257V183H258V182H262V184L264 185L263 181H261V180L263 179V177H264ZM8 176H9V174H8ZM16 176H17V175H16ZM61 176H63V174H62ZM61 176H60V177H61ZM70 176L68 175V177H70ZM104 176H105V177H108V176H106V174H104ZM120 176H121V175H120ZM137 176H138V177H137ZM171 176H173V175H171ZM177 176H178V175H177ZM190 176H191V175H189V177H190ZM192 176H195V175H192ZM198 176H197V177H198ZM217 176H218V175H217ZM233 176H234V177H233ZM246 176H247V172H246V175L243 176V178H242V177L240 178V179H241L240 181H239V179L237 180L238 183L241 182V181H244V179H245L244 177H246ZM259 176H260V175H259ZM26 177L28 178V176H26ZM44 177H43V179H44ZM105 177H104V178H105ZM118 177H119V176H118ZM125 177H124V178H125ZM148 177H149V178H148ZM150 177H152V179H151ZM154 177H155V178H156V177H159V179L156 178V180H155ZM227 177H229V176H227ZM232 177H233V178H232ZM247 177H248V176H247ZM251 177H252V176H251ZM251 177H250V178H251ZM253 177H255V178L257 179V175H256V176H253ZM253 177H252V178H253ZM4 178H5V176H4ZM4 178L2 177V175L0 176V190H3V191H0V195H1L0 200H2L1 198H3V199H6V198H7L4 189H2V185H5L6 182H7L8 180L5 182ZM13 178H14V176H13ZM15 178H16V177H15ZM27 178H25V179H27ZM29 178H28V179H29ZM70 178H72V180H73L74 177H70ZM110 178H114V177L110 176L109 179L107 178V179H108V182H111V181H112V179H111V181H110ZM124 178H123V181L126 183L127 180L125 181ZM132 178L130 179L131 181H133ZM135 178H136V179H135ZM141 178H143V179H141ZM147 178H148L147 181H149L148 183H152V181L155 180V181L153 182L154 184L152 183V185H154V186L151 185V186H152L151 189H150V187L147 186V185L150 186V184L145 183V181H146ZM153 178H154V179H153ZM166 178H167V177H166ZM170 178H172V177H170ZM176 178H177V177H176ZM176 178H175V179H176ZM183 178H184V175H183ZM187 178H188V177H186L185 180H186ZM207 178H208V177H207ZM209 178L211 179V177H209ZM209 178H208V180H209ZM238 178H239V177H238ZM248 178H249V177H248ZM252 178H251V180H252ZM5 179H9V180H10L11 178L6 177ZM21 179H22V177H21ZM57 179H58V178H57ZM59 179H60V178H59ZM74 179H75V178H74ZM91 179H92L93 181H92ZM116 179H118V178L116 177ZM121 179H120V183L123 182ZM149 179L151 180V182H150ZM157 179L159 180L158 183H157V181H158ZM179 179H180V177H179ZM189 179H192V181H193L194 178H191V177H190ZM203 179H204V178H203ZM203 179H202V181H203ZM226 179H227V178H226ZM246 179H247V178H246ZM246 179H245V181H246ZM12 180H13V179H12ZM12 180H11V181H12ZM14 180H15V179H14ZM103 180H105V179H103ZM138 180H139V181H138ZM140 180H142V181H140ZM144 180H145V181H144ZM169 180H170V179H169ZM176 180H177V179H176ZM176 180H174V182H175ZM183 180H184V179H182L181 181H183ZM187 180H188V179H187ZM200 180H201V179H200ZM204 180H205V179H204ZM211 180L213 181V178H212ZM211 180H210V181H211ZM215 180H214V181H215ZM249 180H250V179H247V181H249ZM263 180H264V179H263ZM21 181H22V180H21ZM21 181H20V180L18 181V179H17V182H21ZM43 181H44V180H43ZM43 181H42V182H43ZM63 181H64V177H63ZM66 181L69 182V181H71V179L68 181V178H67ZM91 181H92L93 183H92ZM114 181H115V180H114ZM118 181H119V180H118ZM118 181H117V182H118ZM143 181H144V182H143ZM147 181H146V182H147ZM166 181H167V180H166ZM170 181H171V180H170ZM212 181H211V182H212ZM216 181H215V182H212V183H216V184H217L218 181H217V182H216ZM222 181H225V182H226V180H224V179H223ZM222 181H221V183H222ZM237 181H235V182H237ZM245 181H244V182H245ZM254 181H250L251 184H252V182H253V184H254ZM8 182H9V181H8ZM17 182H15L14 185H16ZM54 182H56V181H54ZM61 182H62V181H61ZM64 182H65V181H64ZM67 182H66V183H67ZM74 182H76V181H73V183H74ZM97 182H98V181H97ZM100 182H99V183H100ZM108 182H107V184H108ZM124 182H123V183H124ZM129 182H130V181H129ZM134 182H132V183H133L134 186H135V183H134ZM140 182H141V183H140ZM142 182H143V183H142ZM167 182H168V181H167ZM172 182H173V181H172ZM172 182H171V184H172ZM184 182H185V181H184ZM184 182H183V183H184ZM186 182H187V181H186ZM189 182H190V183H189ZM189 182H188L189 185H191L192 183H194V184H196V183L198 184V183H199L198 181H197L196 183H195L194 181L191 182V180H189ZM205 182L209 184V182L207 181V179L204 181V183H205ZM211 182H210V184L212 185ZM235 182H234V183H235ZM250 182H249V185L251 186ZM11 183H12V182H11ZM23 183H27V182L25 181V182H23ZM28 183H30V182H28ZM99 183H98V184H99ZM113 183H114V184H113ZM120 183H119L118 185H120ZM132 183H131V182L129 183V187H132V185H133ZM144 183H145V185L147 186V188H146V190L148 189L147 191L144 190V187H145V186H144ZM165 183H166V182H165ZM201 183H202V184H201ZM201 183H200V184H201V185H200V188L204 185L203 182H201ZM223 183H224V182H223ZM223 183H222V184H223ZM228 183H230L229 180H228ZM238 183H235L236 186H235V187L233 186V187H234L235 189L237 188V189H236V192L239 191V193H240L241 191H243V189H242L243 187H241V185H243L244 183L241 182V183L239 184L240 186L237 185ZM9 184H10V183H9ZM9 184H7V186H8ZM20 184H21V183H20ZM20 184H19V185H20ZM54 184H55V183H54ZM56 184H59V183L57 182ZM75 184L77 185V183H75ZM95 184H96V185H95ZM111 184H112V186H115V185H116L115 182H113V181L109 184V185H110L109 189H110L111 192H109V190H108V192L110 193V194H108V196L112 195V194H111V193H112V189H115V188H113V187L111 186ZM126 184H128V182H127ZM131 184H132V185H131ZM142 184H143V185H142ZM171 184H170V185H171ZM178 184H179V183H178ZM197 184H196V185H197ZM230 184H232V183H230ZM253 184H252V185H253ZM31 185H28L27 187L30 186V188H31ZM59 185H60V184H59ZM59 185H58V186H59ZM62 185H63V184H62ZM70 185H73V184H70ZM104 185H105V183H104ZM104 185H103V186H104ZM121 185H122V184H121ZM121 185H120L119 187H121ZM168 185H169V184H168ZM173 185H174V184H173ZM180 185H182V184H179V186H180ZM189 185H187V187H188ZM198 185H199V184H198ZM205 185H206V184H205ZM233 185H234V184H233ZM247 185H248V182H247ZM256 185H258V184H255L253 187H257ZM9 186L12 187V184L9 185ZM9 186H8V187H9ZM22 186L24 187L25 184L22 185ZM39 186H40V185H39ZM39 186H38V188H39ZM41 186H43V184H42ZM49 186H50V184H49ZM53 186H55V185H52V186H51V189L54 188ZM63 186H64V185H63ZM68 186H69V185H68ZM100 186L103 187L102 184H101ZM106 186H107V185H105V187H106ZM123 186H124V184H123ZM134 186H133V187H134ZM142 186H144V187H142ZM165 186H166V185H165ZM191 186H192V187H190L189 189L193 188V186L195 187V185H191ZM215 186H216V185H215ZM215 186L213 185L212 187L214 188ZM217 186H219V184H217ZM217 186H216V187H217ZM243 186L245 187L246 185H243ZM259 186H262V185L260 184ZM5 187H6V185H5ZM11 187H10V188H11ZM18 187H19V186H18ZM33 187H32V188H33ZM43 187H44V186H43ZM52 187H53V188H52ZM55 187H56V186H55ZM64 187H65V186H64ZM69 187H70V186H69ZM78 187H77V188H78ZM115 187H116V186H115ZM127 187H128L127 185L124 186L125 191L131 190V189L127 188ZM135 187L137 188V186H135ZM176 187L178 188V186H176ZM176 187H175V190H176ZM181 187H182V188H179V189H182V191H183V189H184L186 186L183 187V185H182ZM196 187H197V186H196ZM196 187H195V188H196ZM212 187H209V189H211ZM216 187H215V189H216ZM227 187L230 188L231 186H227ZM233 187H232V189H234ZM238 187H240V190L238 189ZM251 187H252V186H251ZM251 187H249V188H251ZM253 187H252V188H253ZM3 188H4V186H3ZM10 188H9V189H10ZM21 188H22V187H21ZM24 188H26V187H24ZM32 188H31V189H32ZM40 188H41V187H40ZM49 188H50V187H49ZM61 188H62V187H61ZM66 188H67V187H66ZM73 188H75V187H73ZM73 188H72V189H73ZM96 188H97V187H96ZM116 188L118 189V187H116ZM122 188H123V187H122ZM171 188H172V187H171ZM195 188H193V189H195ZM206 188H208V186H207ZM213 188H212V189H213ZM217 188H218V187H217ZM219 188H221V187H219ZM219 188H218V189H219ZM228 188H226V189L228 190ZM252 188H251V190H248V187H247L246 189H247L248 191H250V193H253ZM262 188H263V186H262ZM262 188H261V189H260V188H259V189L257 188V189H258V191H259V190H260V191H261V190H264V189H262ZM11 189H12V188H11ZM16 189H17V188H16ZM22 189H23V188H22ZM22 189H21V190H22ZM44 189H45V188H44ZM104 189H105V188H104ZM106 189H107V188H106ZM187 189H188V188H187ZM187 189H185V191H187ZM193 189H192V190H193ZM197 189H199V186H198ZM203 189L205 190V188H203ZM212 189H211V190H212ZM221 189H222V190H223V189L225 190V188H221ZM221 189H220V190H221ZM232 189H231V190H232ZM241 189H242V190H241ZM253 189H255V188H253ZM7 190H8V189H7ZM17 190H18V189H17ZM17 190H15V191H17ZM21 190H20V191H21ZM24 190H25V189H24ZM49 190H50V189H49ZM49 190H47V191H49ZM68 190H69V188H68ZM68 190H67V192H68ZM98 190H99V189L97 188V191H98ZM100 190H102V188H101ZM115 190H116V189H115ZM120 190H121V189H120ZM132 190H133V189H132ZM134 190H135V188H134ZM137 190H138V189H137ZM175 190H174V191H175ZM211 190H208V189L205 190V193L208 194V195H207L208 197H209V195H210L209 193H212V191H213V190H212V191H211ZM220 190H219V191H220ZM224 190H223V191H220L221 193L219 192V193H220L219 196H220V198H221L222 196H224V197H222V200L224 201V206L226 207L225 204H228V202H225V200H227L226 198L230 199V197H229V195H228V197H227V196L225 197L224 193H225V194H229L230 192L227 193V191L225 190V192H224ZM231 190L229 189V191H231ZM11 191H12V190H11ZM11 191H9V192H11ZM15 191H14V189H13V192H14V193H16ZM30 191H31V190H30ZM40 191H41V189H40ZM40 191H39V194L41 193ZM45 191H46V190H45ZM141 191H140V192H141ZM156 191H157L158 193H160V194L164 191V192H163L164 194L162 193L164 196H162V194H161V196H160V194L158 195V193H157ZM178 191H179V190H178ZM199 191H200V189H199ZM199 191L196 190V191H195L196 194H197V192H199ZM201 191H202V188H201ZM206 191H208V193H207ZM216 191H217V189H216ZM232 191H234V194L236 193L235 190H232ZM248 191H247V195L249 194ZM254 191H255V190H254ZM256 191H257V190H256ZM256 191H255V192H256ZM260 191H259V193L256 192L257 196L259 195V199H261V197H263V196L260 195ZM18 192H19V190H18ZM22 192H23V190H22ZM32 192H33V191H32ZM51 192H52V191H51ZM54 192L56 193V191H54ZM54 192H53V193H54ZM62 192H63V191H62ZM102 192H104V190H103ZM105 192H107V190H106ZM117 192H119V190H118ZM136 192H137V191H136ZM140 192H138V195H137V193H136L137 196H135V195H132V191H130L131 195H129V196H127V197H129V199H130L131 196H134L135 198H137V197L139 196ZM147 192H148V193H147ZM153 192H154V194L156 193L158 196L156 195V196H154V197L152 198V196L154 195ZM175 192H176V191H175ZM175 192H174V194L177 193V192H176V193H175ZM179 192H180V191H179ZM195 192H194V193H195ZM214 192H215V191H214ZM262 192H264V191H262ZM7 193H8V192H7ZM11 193H12V192H11ZM23 193H24V192H23ZM27 193H28V192H27ZM30 193H31V192H30ZM44 193H45V192H44ZM53 193H52V195H53ZM58 193H59V192H58ZM58 193H57V194H58ZM63 193H64V192H63ZM72 193H73V192H71V194H72ZM98 193H101V192H98ZM114 193H115V192H114ZM128 193H129V191H128ZM130 193H129V194H130ZM190 193L192 194L193 192H191V190H190ZM194 193H193V194H194ZM201 193L205 194L204 191L201 192ZM219 193H218V191H217L216 194H215V193H214V194H215V195H218ZM222 193H223V194H222ZM239 193H238L237 195H239ZM244 193H245V192L243 191V194H244ZM19 194H21V193H19ZM24 194H26V193H24ZM31 194H33V193H31ZM39 194H38V195H39ZM46 194H50V192H48V193H46ZM64 194L66 195L67 193H64ZM74 194H76V193H74ZM77 194H78V193H77ZM105 194H106V193H105ZM105 194H104V195H105ZM124 194H126V193H124ZM134 194H135V191H134ZM152 194H153V195H152ZM179 194H180V193H179ZM185 194L187 195V193H185ZM193 194H192V195H193ZM199 194H200V193H199ZM214 194L212 193V195H214ZM221 194H222V195H221ZM234 194H233V192H231V193H230V196H232V195L235 196L236 194H235V195H234ZM241 194H242V193H241ZM241 194H240V195H241ZM256 194H255V196H256ZM261 194H262V193H261ZM263 194H264V193H263ZM8 195H9V194H8ZM13 195H14V194H13ZM21 195H22V194H21ZM40 195H41V194H40ZM59 195H60V193H59ZM67 195H69V192H68ZM67 195H66V196H67ZM95 195H97V192H96ZM99 195H100V194H99ZM115 195H116V193H115ZM115 195H114V196H115ZM117 195H118V194H117ZM117 195H116V196H117ZM170 195H171V194H170ZM177 195H178V193H177ZM177 195H176V196H177ZM182 195L184 196V193H183ZM192 195H190V197H191ZM201 195H202V194H201ZM240 195H239V197L243 196V195H241V196H240ZM247 195H246V196H247ZM251 195H252V194H251ZM251 195H250V196H251ZM9 196H10V195H9ZM19 196H20V195H19ZM19 196H18V197H19ZM34 196H35V195H34ZM44 196H46V195L44 194ZM50 196H51V195H50ZM62 196H64V195H62ZM101 196H103V193H102ZM106 196H107V195H106ZM118 196H119V195H118ZM120 196H122V194H121ZM180 196H181V195H180ZM188 196H189V195L184 196V197L186 198V197H188ZM195 196H196V195H194L193 197H195ZM198 196H199V195H198ZM198 196H197V197H198ZM207 196H205L204 199H203V197L201 196L202 201L205 200V199H207V198H208ZM233 196H232V197H233ZM244 196H245V195H244ZM244 196H243V197H244ZM246 196H245V197H246ZM252 196H253V195H252ZM260 196H261V197H260ZM16 197H17V196H16ZM26 197H27V196H26ZM53 197H54V196H53ZM53 197H52V198H53ZM60 197H61V196H60ZM69 197H70V195H69ZM73 197H74V196H73ZM79 197H80V196H79ZM84 197H83L82 200H84ZM96 197H97V196H96ZM98 197H99V196H98ZM134 197H132V199H133ZM141 197H140V199H142L141 201H143L144 198H141ZM162 197H163V198H162ZM165 197H166V198H165ZM169 197L172 198L173 196H172V197L169 196ZM174 197H175V196H174ZM181 197H182V196H181ZM197 197L195 198V200L192 199V198H191V200H192V201L194 200L193 202H196ZM213 197H214V196H213ZM213 197H212V198H213ZM215 197H216V196H215ZM235 197H237V196H235ZM247 197L249 198V195H248ZM253 197H254V196H253ZM12 198H13V197H12ZM12 198H11V199H12ZM14 198H15V196H14ZM14 198H13V199H14ZM19 198H20V197H19ZM31 198H32V197H31ZM34 198H35V197H34ZM41 198H42V196H41ZM41 198H40V199H41ZM46 198L48 199V197H46ZM55 198H56V197H55ZM55 198H53V199H55ZM57 198H58V195H57ZM57 198H56V199H57ZM103 198H104V197H103ZM119 198H120V197H119ZM119 198H118V199H119ZM123 198H126V197H123ZM138 198H139V197H138ZM146 198H147V199H146ZM185 198H184V199H185ZM188 198H189V197H188ZM188 198H186V199L188 200V203H189V199H188ZM199 198H200V196H199ZM201 198H200V199H201ZM210 198H211V196H210V197L208 198V200H206V201H209ZM217 198H218V197H217ZM223 198H225V200H224ZM255 198H256V197H255ZM27 199H29V198H27ZM43 199H44V198H43ZM50 199H51V197H50ZM63 199H64V198H63ZM75 199H76V198H75ZM101 199H102V198H101ZM105 199H106V201H104V199H102V200H103L104 202L107 203V198H105ZM114 199H115V198H114ZM127 199H128V198H127ZM159 199H157L156 202L159 201ZM164 199H165V200H164ZM168 199H169V198H168ZM168 199H167V200H168ZM172 199H174V198H172ZM172 199H170V201H171ZM175 199H176V198H175ZM179 199H180V198H179ZM179 199H178V200H179ZM181 199L183 200V198H181ZM213 199H214V198H213ZM218 199H219V198H218ZM218 199H216V200L214 199V200H215L216 202H218ZM236 199H237V200H235V203H236V201L238 202V198H236ZM242 199H243V198H242ZM249 199H250V198H249ZM252 199H253L254 201H256L254 198H252ZM252 199H251V200H252ZM256 199H257V198H256ZM259 199H257L258 202H259ZM7 200H8V199H7ZM24 200H25V199H24ZM44 200H45V199H44ZM48 200H49V199H48ZM59 200H60V198H59ZM61 200H62V199H61ZM68 200H70V199H68ZM71 200H72V199H71ZM92 200H93V199H92ZM97 200H99V198H98ZM97 200H96V201H97ZM102 200H99V202L102 201ZM109 200H110V199H109ZM119 200H120V199H119ZM121 200H122V199H121ZM130 200H131V199H130ZM130 200H129V201H130ZM135 200H136V199H135ZM135 200H134V201H135ZM138 200H139V199H137L136 201L138 202ZM187 200H186L185 203H187ZM214 200H210V201H213V203H210V202H209V203L207 204V206H210V204H212L211 206L213 207V206H214L213 204L216 203V202L214 203ZM220 200H221V199H219V202L222 201V200H221V201H220ZM231 200H232V199H230V201H231ZM251 200H246V201H250L251 204H252V202H254V201H251ZM2 201H3V200H2ZM25 201H26V200H25ZM29 201H31V200H29ZM40 201L42 202V199H41ZM45 201H46V200H45ZM50 201H51V200H50ZM62 201H63V200H62ZM62 201H61V203H62ZM75 201H76V200H75ZM77 201H78V200H77ZM86 201H87V202H86ZM110 201H112V200H110ZM132 201H133V200H132ZM132 201H131V202H132ZM134 201L132 202L133 204L135 203L134 206H136L138 203L141 202V201H140V202L137 203L136 201H135V202H134ZM173 201H175V200H173ZM192 201H191V205H192ZM197 201H198V200H197ZM199 201H200V202H199ZM199 201H198L199 203H202L201 200H199ZM223 201H222L221 205H223ZM227 201H228V200H227ZM230 201H229V203H231V205H232V204H235V203H234V200H232L231 202H230ZM240 201H241V199H240ZM240 201H239V202H240ZM243 201H245V200H243ZM246 201H245V205H246V203L248 204V202H246ZM4 202H5V201H3L2 203H4ZM12 202H13L14 204H15V202H16V205L19 203V202L17 203V201H15V202L12 201ZM12 202L9 201L8 203H12ZM21 202H22V200H21ZM27 202H28V201H27ZM47 202H48V201H47ZM47 202H46V203H47ZM57 202H58V201H57ZM70 202H71V201H70ZM73 202H74V201H73ZM73 202H72V203H73ZM80 202H81V201H80ZM83 202H84V203H83ZM89 202H90V203H89ZM112 202H113V201H112ZM115 202H117V201H115ZM182 202H183V201H182ZM204 202H205V201H203V203H204ZM239 202H238V203H239ZM262 202H263V201H262ZM2 203H0V205H1ZM5 203H6V202H5ZM34 203H35V202H34ZM39 203H40V202H39ZM39 203H38V204H39ZM44 203H45V202H44ZM48 203H50V202H48ZM75 203H76V202H75ZM94 203H95V202H94ZM97 203H98V202H97ZM97 203H96V209L99 207V206H97L99 203H98V204H97ZM102 203H103V202L100 203V204H101L100 207H102ZM106 203H105V204H106ZM117 203H118V202H117ZM136 203H137V204H136ZM142 203H143V202H142ZM142 203H141V205H142ZM168 203H169V202H168ZM168 203H167V204H168ZM173 203H174V202H173ZM180 203H181V202H180ZM183 203H184V202H183ZM199 203H196V204H199ZM206 203H207V202H205V204H206ZM256 203H257V202H256ZM51 204H52V203H51ZM54 204H55V202H54ZM59 204H60V203H59ZM65 204H67V203H65ZM82 204H81V205H82ZM100 204H99V205H100ZM108 204H109V203H108ZM111 204H112V203H111ZM115 204H116V203H115ZM130 204H131V203H130ZM175 204H176V203H175ZM181 204H182V203H181ZM205 204H204V205H205ZM240 204H241V203H240ZM254 204H255V203H254ZM257 204H258V203H257ZM263 204H264V202H263ZM6 205H7V204H6ZM34 205H35V204H34ZM36 205H37V203H36ZM41 205H42V204H41ZM62 205H63V204H62ZM69 205H70V204H69ZM69 205H68V206H69ZM78 205H79V204H78ZM78 205H77V206H78ZM103 205H104V203H103ZM116 205H117V204H116ZM139 205H140V204H138V206H137L136 208H140ZM144 205H146L145 202H144ZM172 205H173V204H172ZM172 205L170 206V205L168 204L167 208H169V207L172 208ZM187 205H188V204H187ZM189 205H190V204H189ZM216 205H220V203H218V204H216ZM216 205H215V206H216ZM231 205H229V206H231ZM243 205H244L243 203L240 205V206H242V207H240V208H241L240 210H242L241 213L243 212V213L241 214V215H242V219H241V217H240V216H241V215H240V212H239V211H236V210H239L238 207H236V206H237V203L235 204L236 210L234 209L235 207L233 208V205H232L231 208L229 207V209H232V208H233L236 212H239L238 215H240L239 217H240L241 220H244L245 218L243 219V217H246V216H247L246 213H248V212H244V211L249 210V207L252 208V206H253V205H251V206H248V207L245 208V209H242L243 207H246V206H247V205H246V206H245V205L243 206ZM4 206H5V205H4ZM11 206H12V205H11ZM18 206H19V205H18ZM18 206H16V207L19 208ZM20 206H21V203H20ZM32 206H33V205H32ZM73 206H74V205H73ZM75 206H76V205H75ZM75 206H74V209H75ZM77 206H76V208H77ZM114 206H115V205H114ZM128 206H129V205H127V208H128ZM142 206H143V205H142ZM148 206H150V205L147 204L146 207L143 206V208H141V211L144 210V209L146 210V208H147V212H148V213L146 212V214H148V215L151 217L152 220L155 219V220L152 221V222H155V223H156L157 220H158V221H159V220L161 221L162 225H164L163 227H165V228H163V227L161 226L160 221L156 223V224H159V223H160V224L157 225V226L160 227V231H161V232H162L163 229H166V231H167V230H168V231L170 230V232L172 233V229H171V227H172L174 224H176L175 226L178 227V230H179L178 232L176 231L177 229H174L175 226L173 227V233H172V234H171L170 232H168V231L166 232V231H164V230H163L164 233L162 232V234H164V236H162V237L169 238V237L165 236V235L167 234V235L170 236V238H171V239H170V238L168 239V243L166 242L167 245L164 243V245H166V246H168V245L171 246V245H172V243H171V242L173 241L172 239H174V241H175V239H176V241H177V239H178L180 236H181V238L183 237L182 239L180 238V240L177 241V242H176V241H175V242L173 241L174 243H173V245H172V247H171V252H170V247H169V249H168L169 251L167 250L168 253H166V252H167V251H166L167 247H166V249L164 250V251H165V254L163 253L164 255L169 254L170 256H172L171 254H174V253H175V254L172 256V260H174V262H177V259H178L179 261L177 262V264H179V262H180L181 259H182V260L184 259V258L182 257L184 254H186V255H185L186 258H187V256H188V259H189L190 257L195 258V256H196L197 254L200 255V257H199V256H196V257H199V259H198V258H195V259H194L195 262H194V260L192 261V259H189V261H190V262H193V264H195V263H198V264H199V262L201 261L200 259H202V260H205V259H206V258H205L206 255H204V254H207V251H208V253L211 252V251H213V250H211V249H214V247L212 248L210 245L212 244V245H214L215 248H216V245H215V244H217L219 241H221L220 238H222V236H221V237H218V236L222 235V234H221L222 231H221L220 234H218V236H217V237L220 239L219 241H218V239L215 237V236L217 235L216 232H215L216 235H212V234H214V231H213V233H212V230H211V231L208 230V231L206 232L205 235L203 234V232H202V234L200 235L199 233H201V232H199V233H198L199 236H203V235L205 236V239H203V241H206V242H203V241L201 240V239H202L201 237H199V238H201V239H200V243H201V244H199V243L197 244V243L194 242L193 239H192V241H193V247H192V246H191V247L194 248V249H196V250H193L192 248H190V249L193 251V252H192L193 255H194V253H195L194 257H193L192 255L190 256V254H189V255L187 254V253H189L188 250H187V253H186V252L184 253V250H186V248H184L185 245L183 246L184 249L182 248L183 250H182V249L180 250L181 252L183 251V254H182V253L179 254V252H180V251L178 250L179 245H178L177 243H180V241L182 242V240H183L185 237L187 238V236H185V235L189 234L190 231L186 234V231H184V230L187 229V228H185V226H186L187 224H189V223H188V220H189L188 218H190V217L187 218L188 220H187V224H185V226H184V223H183V226H184V228H183L184 230H183V229H180V228H179V227L182 226V224H179V221H180V220H177L178 217H180V214L178 213L177 209H175V211H177V213H178V217H177V215L175 214V216H176L177 219H175V218L172 219L173 217H175V216H172V214L174 215V213H175V212H173V211H174V207H173V210H171L172 212L169 211L170 208L168 209V213L170 214V212H171V214H170L169 217H168V215H167V213H166V212H167V209H166V212H165V210H164L163 208H162V210H164V211L161 210L162 212H164V213H166V214H163L162 212H160V209H156V211H157V212H160V213H155V212H156V211H154L155 209H153V207H152V209H148V208H151V206H150V207H148ZM158 206H160V205L158 204ZM173 206H174V205H173ZM176 206H177V205H176ZM176 206H175V207H176ZM182 206H183V205H182ZM185 206H186V204H185L182 208H180V209L185 208ZM193 206H194V205H193ZM193 206H190V208L193 207ZM197 206H201V204H200V205H197ZM205 206H206V205H205ZM258 206H259V205H258ZM8 207H9V204H8ZM21 207H23V206H21ZM38 207H39V206H38ZM41 207H42V206H41ZM43 207H44V206H43ZM43 207H42V208H43ZM47 207H48V206H47ZM69 207H70V206H69ZM83 207H81V208H83ZM92 207H93V203H92ZM94 207H95V204H94ZM115 207H117V206H115ZM115 207H114V209H116ZM177 207L179 208V207H181V205H180V206H177ZM188 207H189V206H188ZM202 207H204V206L202 205L201 208H202ZM222 207H223V206H222ZM225 207H223V208H225ZM3 208H4V207H3ZM34 208H35V207H34ZM45 208H46V207H45ZM50 208H51V206H50ZM50 208H49V209H50ZM58 208H59V206H58ZM79 208H80V206H79ZM89 208H90V210H89ZM102 208H103V207H102ZM102 208H100V209H102ZM107 208H108V207H107ZM112 208H113V207H112ZM132 208H133V205H132ZM157 208H158V207H157ZM159 208H161V207H159ZM193 208H194V207H193ZM199 208H200V207H199ZM204 208H205V207H204ZM204 208H203V209H204ZM207 208H208V207H207ZM218 208H220V206H217L216 209L214 208L215 211H217L215 214H216V215L218 214V215H217L218 217H219V214L223 213L224 210L228 209V207H226L225 209L222 208V211H223V212H220V209H218ZM253 208H254V206H253ZM256 208H257V205H256ZM12 209H13V208H12ZM15 209H16V208H15ZM49 209H47V210H49ZM51 209H52V208H51ZM60 209H62V208H60ZM67 209H68V208H67ZM96 209H94V210H96ZM98 209H99V208H98ZM98 209H97L96 211H98ZM100 209H99V210H100ZM109 209H110V208H109ZM117 209H118V207H117ZM180 209H179V210H180ZM208 209H209V211L212 210V209H210V208H208ZM214 209H213V211H214ZM217 209H218V210H217ZM233 209H232V210H233ZM259 209H260V208H259ZM1 210H2V209H1ZM16 210H17V209H16ZM26 210H27V209H26ZM26 210H25V211H26ZM58 210H59V209H58ZM62 210H63V209H62ZM71 210H72V209H71ZM83 210H82V211H83ZM105 210H106V208H105ZM134 210H135V207H134ZM134 210H133V211H134ZM136 210H137V209H136ZM136 210H135V211H136ZM145 210H144V211H145ZM149 210H153V211H151V213H152V212H154V213L151 214ZM188 210H189V209H188ZM188 210H186V211H188ZM204 210H205L204 213H205L206 215H205L203 212H202V213L199 212L200 215H201V214H204L206 217H207V215H208V218H210V217H209V212H207L208 214L206 213V208H205ZM232 210H231V211H232ZM234 210H233V211H234ZM243 210H244V211H243ZM252 210H253V209H252ZM7 211H8V210H7ZM9 211H10V210H9ZM13 211H14V210H13ZM19 211H21V210H19ZM19 211H18V212H19ZM25 211H24V212H25ZM41 211H42V210H41ZM43 211H44V210H43ZM53 211H56V210H55V207H54V210H53ZM82 211H81V212H82ZM101 211H102V210H101ZM109 211H111V213H112V210H111V209H110ZM114 211H115V210H114ZM118 211H119V210H118ZM118 211L116 210V212H118ZM128 211H129V208H128ZM128 211H127V212H128ZM130 211H131V210H130ZM138 211H139V214H138ZM141 211H140V210H137L136 212H133V213H136V214H134L135 216H136V215H137V216H138V215H143V216H139V217H140V220H144L145 218H147V219L150 218V217H147L148 215H147V216L145 215V217H144L145 212L142 211L143 213L141 214V213H140ZM182 211H184V210H182ZM182 211H181V213H182ZM202 211H203V210H202ZM215 211H214V212H215ZM218 211H219V212H218ZM228 211L230 212V210H227V212H228ZM233 211H232V212H233ZM262 211H263V210H262ZM45 212H47V211L45 210ZM58 212H59V211H58ZM69 212H70V211H69ZM77 212H78V211H77ZM189 212H190V210H189ZM192 212H193V210H192ZM196 212H198V211H197V208H196ZM211 212H212V211H211ZM229 212L226 213V214H225V213H223V214H225V215L227 216V215L229 214ZM249 212H250V211H249ZM0 213H1V212H0ZM22 213H23V212H22ZM32 213H33V212H32ZM50 213L52 214L53 212H50ZM54 213H55V212H54ZM54 213H53V214H54ZM65 213H66V212H65ZM98 213H99V211H98ZM100 213H101V212H100ZM103 213H104V212H103ZM109 213H110V212H109ZM129 213H130V212H129ZM129 213H128L127 215H130ZM133 213H131V214H133ZM186 213H187V212H186ZM186 213H185V214H186ZM193 213H194V212H193ZM193 213H192V214H193ZM230 213H231V212H230ZM234 213H235V212H234ZM256 213H257V212H256ZM263 213H264V211H263ZM263 213H262V215H263ZM1 214H2V213H1ZM7 214H9V213H7ZM7 214H6V215H7ZM13 214H14V213H13ZM15 214H17V213H15ZM19 214H20V213H19ZM29 214H30V213H29ZM35 214H36V213H35ZM56 214H57V213H56ZM56 214H55V215H56ZM66 214H67V213H66ZM71 214H72V213H71ZM78 214H79V213H78ZM80 214H82V213H80ZM106 214H107V213H106ZM116 214H118V213H116ZM150 214H151L153 217H154V215H156V214H163V215H166L167 218H166V216H165V218L167 219L166 221H168V222H166V221L164 220L165 218L163 217V215H158V217L160 216L159 219H158V218H156L157 215L155 216V218H153ZM194 214H195V213H194ZM196 214H197V213H196ZM211 214H212V213H211ZM211 214H210V216L212 217ZM215 214H214V215H215ZM223 214H221V217H220V220H219V222H218V225H220V224L222 223V221H223V220L221 221ZM248 214H249V213H248ZM254 214H255V211H254ZM258 214L260 215V213H258ZM258 214H257V216H253L254 221H253V218H252V219L250 218V216H248V219L250 218V219H251L250 222L252 221V223H250V224H252L253 226L257 227V229H261L260 227L263 226V224H262V223L260 224V221H257V220H261V221L264 223V218L262 217V215H261L262 218H261V217H258ZM4 215H5V214H4ZM17 215H18V214H17ZM21 215H22V214H21ZM23 215H24V214H23ZM23 215H22V216H23ZM36 215H38V214H36ZM42 215H44V214H42ZM47 215H48V214H47ZM49 215H50V214H49ZM49 215H48V216H49ZM58 215H59V214H58ZM58 215H57V216H58ZM62 215H63V214H62ZM69 215H70V214H69ZM94 215H96V212H95ZM100 215H101V214H100ZM200 215H199V216H200ZM204 215H203V216H204ZM229 215H230V214H229ZM229 215H228L227 217L230 218L231 215H230V216H229ZM236 215H237V214H236ZM14 216H15V215H14ZM22 216H21V217H22ZM25 216H26V215H25ZM25 216H24V217H25ZM28 216H30V215H28ZM50 216H51V215H50ZM57 216H56V217H57ZM66 216H68V215H66ZM74 216H75V215H74ZM96 216H97V215H96ZM98 216H99V215H98ZM98 216H97V219H98ZM102 216H103V215H102ZM105 216H106V215H105ZM108 216H109V214H108ZM119 216H120V214H119ZM124 216H125V215H124ZM137 216H136V217H137ZM170 216H172V217H171V219L173 220V221L171 220L172 222H175V220H177L178 223H177V221H176V223H173V224L171 225V224H170L171 221H169ZM194 216H196V215H194ZM194 216H192V217H194ZM197 216H198V214H197ZM199 216H198V217H199ZM201 216H202V215H201ZM201 216H200V218H201ZM203 216H202V217H203ZM205 216H204V219L206 218ZM217 216H214V217L217 218ZM226 216H223V217H225V219H226V220H225V223L229 222V221L231 220V218H232L233 216H235V214H234V215L232 214V217L230 218V220L227 219ZM251 216H252V215H251ZM9 217H10V216H9ZM15 217H16V216H15ZM15 217H14V218H15ZM30 217L32 218V216H30ZM45 217H46V216H45ZM58 217H59V216H58ZM63 217H64V216H63ZM81 217H82V216H81ZM100 217H101V216H99V219H100ZM110 217H111V216H110ZM116 217H117V215H116ZM121 217H122V214H121ZM121 217H120V219H121ZM127 217H128V216H127ZM130 217H132V216L130 215ZM142 217H143V218H142ZM161 217H162V218H161ZM182 217H183V216H182ZM182 217H181V219H182ZM192 217H191V218H192ZM214 217H212V218L214 219ZM22 218H23V217H22ZM28 218H29V217H28ZM46 218H47V217H46ZM51 218H52V217H51ZM53 218H54V217H53ZM70 218H71V217H70ZM78 218H80V217H78ZM93 218H94V219H93ZM104 218H105V217H104ZM111 218H112V217H111ZM114 218H115V217L113 216V219H114ZM118 218H119V217H118ZM118 218H117V219H118ZM137 218H138V217H137ZM137 218H136V219H137ZM141 218H142V219H141ZM160 218H161V219H160ZM185 218H186V217H185ZM200 218H199V221H200ZM212 218L210 219V222H211V223H212ZM216 218H215V219H216ZM235 218H236V217H235ZM237 218H238V216H237ZM255 218H256V219H255ZM0 219H1V217H0ZM2 219H3V218H2ZM5 219H6V218H5ZM11 219H13V218H11ZM37 219H39V218H37ZM44 219H45V218H44ZM55 219H56V218H55ZM62 219H63L64 221H67V218H62ZM65 219H66V220H65ZM74 219H75V218H74ZM99 219H98V220H99ZM102 219H103V217H102ZM126 219H127V218H125V219H123V220H125V222H126ZM156 219H157V220H156ZM183 219H184V218H183ZM196 219H197V218H196ZM206 219H207V218H206ZM218 219H219V218H217L216 220L218 221ZM238 219H239V218H238ZM3 220H4V219H3ZM26 220H27V219H26ZM58 220H59V219H57V221H58ZM68 220H69V219H68ZM72 220H73V219H72ZM105 220H107V219H105ZM108 220H109V219H108ZM118 220H119V219H118ZM149 220H150V219H149ZM162 220H163L164 224H163ZM192 220H193V218H192ZM192 220L190 221L191 223H192ZM197 220H198V219H197ZM201 220H202V222L198 223V224H201V225H198V226H200V227L202 226V223L206 222V221L209 220V219H207L206 221H204L203 219H201ZM227 220H228V221H227ZM233 220H234V218H233ZM235 220H236V219H235ZM12 221H13V220H12ZM15 221H16V220H15ZM28 221H29V220H28ZM38 221H39V220H38ZM46 221H47V220H46ZM49 221H50V220H49ZM53 221H54V220H53ZM57 221H56V223H57ZM76 221H77V219H76ZM99 221H100V220H99ZM115 221H116V220H115ZM115 221H114V222H115ZM120 221H121V220H120ZM134 221H136V220L134 219ZM144 221H147V220H144ZM144 221H143V222H144ZM195 221H196V220H195ZM203 221H204V222H203ZM237 221H238V220H237ZM246 221H248V220H246ZM4 222H6V221H4ZM10 222H11V221H10ZM26 222H27V221H26ZM39 222H40V221H39ZM39 222H38V223H39ZM61 222H62V220H61ZM68 222H70V220H69ZM71 222H72V221H71ZM100 222H102V220H101ZM100 222L97 221V222H95V223H100ZM105 222H106V221H104V224L101 223V224H98L97 226H96L95 223H94V226H95V227H99L98 229H100V227H101L102 224H103V226L106 227L108 224L106 225ZM114 222L112 221V223H114ZM117 222H119V221H117ZM129 222H131V221H129ZM129 222H128V223H129ZM140 222H141V223H140ZM149 222H151V220H150V221H147V223L144 222V223H143L144 225L142 224V221H139L138 223H140V224H142L144 227H146V225H147ZM183 222H184V221H183ZM185 222H186V221H185ZM196 222H197V221H196ZM196 222H195V224H196ZM213 222H214V221H213ZM220 222H221V223H220ZM231 222H232V221H231ZM238 222H239V223H238ZM238 222H237L238 224H241L243 221H242L241 223H240V221H238ZM28 223H29V222H28ZM41 223H42V222H41ZM52 223H53V222H52ZM63 223H64V222H63ZM112 223H111V225H113ZM145 223H146V225H145ZM165 223H169V227H170V226H171V227H170V228L168 227L169 229H167V227H166L167 224H165ZM180 223H181V222H180ZM207 223H208V222H206V224H207ZM214 223H216V222H214ZM219 223H220V224H219ZM223 223H224V221H223ZM229 223H230V222H229ZM234 223H236V222H234ZM234 223H232V224H234ZM246 223H247V228H246V229L248 230V229L250 228V227H248V226H249V225H248V224H249V221L246 222ZM246 223H244V225H245ZM4 224H5V223H4ZM4 224H2V225L5 227L6 225H4ZM11 224H12V223H11ZM47 224H48V223H47ZM54 224H55V221H54ZM54 224H53V225H54ZM60 224H62V223H60ZM71 224H72V223H71ZM71 224H70V225H71ZM115 224H116V223H115ZM124 224H125V223H124ZM126 224H127V222H126ZM129 224H130V223H129ZM134 224H135V222H134ZM134 224H133V225H134ZM136 224H137V223H136ZM136 224H135V225H136ZM178 224H179V226H177ZM195 224H194V221H193V224H191V225L194 226ZM209 224H210V223H209ZM216 224H217V223H216ZM9 225H10V224H9ZM12 225H14V224H12ZM15 225H16V224H15ZM25 225H26V224H25ZM36 225H37V226H40V225H38V224H36ZM78 225H79V224H78ZM99 225H101V226H99ZM109 225H110V224H109ZM111 225H110V226H111ZM120 225H122V224H120ZM133 225H132V227H133ZM191 225H190V226H191ZM196 225H197V224H196ZM211 225L213 226V224H211ZM211 225H208V224H207L205 227L208 226V228H210ZM218 225H217V227H218ZM223 225H224V224H223ZM225 225H226V224H225ZM228 225L231 226V224H228V223H227L226 226H228ZM234 225H235V224H234ZM236 225H237V224H236ZM260 225H261V226H260ZM37 226H36V227H37ZM62 226H64V225H62ZM67 226H69V225H67ZM73 226H74V225H73ZM73 226H72V228H73ZM75 226H76V225H75ZM128 226H129V225H128ZM128 226H127V227H128ZM137 226H138V225H137ZM148 226H151V227H148ZM157 226L154 225V226H153V227H155V229H154V228L152 227V224L149 223V224L147 225V227H148L149 229H148L147 227L145 228V229H147L146 232H148L149 230L151 231V229L153 228V229H154V234H155V230H156V227H157ZM190 226H188V227H190ZM203 226H204V224H203ZM209 226H210V227H209ZM215 226H216V225H215ZM226 226H224V227H226ZM4 227H3V228H4ZM26 227H27V226H26ZM43 227H44V226H43ZM47 227H48V226H47ZM54 227H55V226H54ZM64 227H65V226H64ZM76 227H77V226H76ZM76 227H74V229H75ZM104 227H102V228H104ZM113 227H114V226H113ZM176 227H175V228H176ZM195 227H196V226H195ZM195 227H194V228H195ZM213 227H214V226H213ZM217 227H214V230H216L215 228H217ZM222 227H223V226H221L220 228L222 229ZM237 227H238V226H237ZM240 227H241V226H240ZM240 227H239V228H240ZM245 227H246V226H245ZM255 227H253V228L255 229ZM263 227H264V226H263ZM263 227H262V230H264ZM0 228H2V227L0 226ZM41 228H42V227H41ZM58 228H59V227H58ZM66 228H67V227H66ZM121 228H122V227H121ZM125 228H126V227H124V230L126 231ZM129 228H131V227H129ZM134 228H136V227H133V228H132V231H133ZM139 228H140V227H139ZM161 228H162V230H161ZM181 228H182V227H181ZM196 228H197V227H196ZM208 228H207V229H208ZM220 228L218 227V230H217V231H220ZM228 228H229V227H228ZM228 228H226V230H227ZM231 228H232V226H231ZM242 228H243V227H242ZM242 228H241V229H242ZM6 229H7V227H6ZM10 229H11V228H10ZM10 229H9V230H10ZM13 229H16V228H13ZM13 229H12V230H13ZM39 229H40V228H39ZM39 229H38V230H39ZM42 229H43V228H42ZM46 229H47V228H46ZM67 229H68V228H67ZM69 229H70V228H69ZM81 229H82V228L78 229V231L81 230ZM92 229H91V230H92ZM95 229H96V228H95ZM98 229H97V230H93V231H95V233L97 232V235L100 236L101 238H103L102 240H104V237H105V239H106V237H107V238H109V237L111 238V236H112V235L110 234L111 232H110V231H107V228H105V231H104L103 229H100V230H98ZM110 229H111V227H110ZM110 229L108 228V230H110ZM112 229H113V228H112ZM112 229H111V230H112ZM117 229L119 230V228H117ZM153 229H152V230H153ZM157 229H158V228H157ZM190 229H192V228L190 227ZM201 229H202V228H201ZM210 229H211V228H210ZM224 229H225V228H224ZM246 229H245V230L243 229V230H244V231H243L244 233H245ZM254 229L251 228V231H253ZM2 230H3V229H2ZM12 230H11V231H12ZM27 230H28V228H27ZM33 230H34V229H33ZM47 230H48V229H47ZM54 230H55V229H54ZM62 230H63V229H62ZM71 230H72V229H71ZM122 230H123V229H122ZM140 230H141V229H140ZM143 230H144V228H143ZM143 230H142V231H143ZM180 230H181V231L183 230L182 235H181ZM197 230H198V229H197ZM202 230H203V229H202ZM202 230H201V231H202ZM233 230H237V228H234ZM238 230H239V229H238ZM238 230H237V231H238ZM262 230H261V231H262ZM0 231H1V230H0ZM59 231H60V230H59ZM63 231H64V230H63ZM68 231H69V230H68ZM72 231H73V230H72ZM106 231H107V232H106ZM115 231H116V230H115ZM120 231H121V230H120ZM128 231H129V230H128ZM138 231H139V229H138ZM150 231H149L150 236H148V235H147L148 237L146 236L148 239H149V237H150L149 240L147 239V241H150V243L148 242L149 244H151L152 241L155 239V238H153V237H156L157 235L159 236L158 233H157V235L155 234L156 236H153L154 234H152V232H150ZM158 231H159V230H157V232H158ZM160 231H159V232H160ZM174 231H175V232H174ZM187 231H188V230H187ZM203 231H204V230H203ZM224 231H225V230H224ZM224 231H223V234H224ZM227 231H228V230H227ZM227 231H226V232H227ZM237 231H235V232H236L235 234H237ZM241 231H242V230H241ZM259 231H260V230H257V232H259ZM1 232H2V231H1ZM1 232H0V234H1ZM5 232H6V231H5ZM28 232H29V231H28ZM35 232H37V231H35ZM35 232H34V234H35ZM40 232H41V231H40ZM44 232H46V231H44ZM57 232H58V231H56V234H57ZM64 232H66V231H64ZM70 232H71V231H70ZM70 232H69V233H70ZM74 232H75V231H74ZM98 232H99V233H98ZM129 232H131V230H130ZM140 232H141V231H140ZM144 232H145V230L143 231V233H144ZM146 232H145V234H147ZM165 232H166V233H165ZM176 232H177L178 234H177ZM184 232H185V233H184ZM193 232H194V229H193ZM195 232H196V231H195ZM208 232H209V233L211 232V233H212V234H211L212 236L209 235ZM229 232H230V231H229ZM253 232H254L255 236H257V234H263V233H264V231H262V233H261V232H260V233H257V232H256V229H255ZM255 232H256L257 234H256ZM42 233H43V231H42ZM58 233H59V232H58ZM62 233H63V232H62ZM72 233H73V232H72ZM79 233H80V232H79ZM82 233L85 234L84 232H82ZM93 233H94V232H93ZM104 233H105V234H104ZM107 233H108L109 235H107ZM122 233H123V232H122ZM134 233H135V232H134ZM138 233H139V232H138ZM169 233H170V235H169ZM175 233H176V234H175ZM179 233H180V236H179ZM227 233H228V232H227ZM238 233H239V232H238ZM12 234H13V233H12ZM49 234H50V233H48V235H49ZM65 234H67V233H65ZM70 234H71V233H70ZM75 234H76V232H75ZM75 234H74V235H75ZM80 234H81V233H80ZM86 234H85V235H86ZM112 234H113V233H112ZM139 234H140V233H139ZM139 234H138V235H139ZM145 234H143V235H144V238H143L144 240H145ZM162 234H160V238H157L156 241L154 240L153 242L156 243V242L158 241V239L160 240ZM173 234H174V235H173ZM229 234H232V233H229ZM229 234H228V235H229ZM233 234H234V233H233ZM247 234H248V233H247ZM247 234H245V235L247 236ZM250 234H251V233H250ZM13 235H14V234H13ZM15 235H17V233H16ZM37 235H38V233H37ZM43 235H44V233H43ZM52 235H53V233H52ZM54 235H55V234H54ZM54 235H53V236H54ZM57 235H59V234H57ZM61 235H62V234H61ZM76 235H77V234H76ZM90 235H91V237L93 238L92 233H91ZM90 235H89V236H90ZM94 235H95L94 237H96V234H94ZM104 235H107V236H104ZM117 235H118V233H117ZM122 235H123V234H122ZM122 235H121V237H122ZM151 235H152L153 237H152ZM177 235H178L179 237H178ZM183 235H184L185 237H184ZM189 235H191V233H190ZM189 235H188V237H189ZM195 235H196V233H195ZM198 235H197V237H198ZM228 235H227V237H229ZM243 235H244V234H243ZM251 235L254 237L253 233H252ZM251 235H250V236H251ZM5 236H6V235H5ZM8 236H9V234H8V232H7V237H8ZM30 236L33 237L34 235H33V236L30 235ZM38 236H39V235H38ZM55 236H56V235H55ZM65 236H66V235H65ZM70 236H71V235H70ZM70 236H69V237H70ZM82 236H83V235H82ZM108 236H109V237H108ZM136 236H137V235H135V237H136ZM158 236H157V237H158ZM171 236H174V237L176 236V237H175V238H172ZM191 236H192V235H191ZM191 236H190V237H191ZM204 236H203V238H204ZM207 236H208V237H207ZM231 236H232V235H231ZM237 236H238V238H240V237H239V236H240L239 234H237ZM237 236H235V237H236V239H235L236 242H237V239H238ZM246 236H245V238H247ZM258 236H259V235H258ZM14 237H15V236H14ZM39 237H40V236H39ZM57 237H60V236H57ZM67 237H68V236H66V238H67ZM72 237H73V235H72ZM85 237H88V235L85 236ZM100 237H98V238H100ZM112 237H113V236H112ZM116 237H119V236H116ZM121 237H120V238H121ZM190 237H189V238H190ZM209 237H211V238H209ZM212 237H213V238H212ZM241 237H242V235H241ZM253 237H252V240L254 239ZM260 237H261V236H259L258 238H260ZM42 238H43V237H42ZM48 238H49V237H48ZM63 238H64V236H63ZM66 238H64V239H66ZM80 238H81V236H80ZM89 238H90V237H89ZM98 238H97V239H98ZM110 238L108 239L109 241H111ZM114 238H115V237H114ZM123 238H125V237L123 236ZM140 238H141V237H140ZM151 238H152L153 240H151ZM191 238H192V237H191ZM199 238H198V239H199ZM208 238H209V239H208ZM223 238H224V237H223ZM223 238H222V240H223ZM229 238H231V237H229ZM233 238H234V236H233ZM243 238H244V236H243ZM245 238H244L243 241H246ZM262 238H263V241H264V236H263ZM12 239H13V238H12ZM14 239H15V238H14ZM30 239H31V238H30ZM39 239H40V238H39ZM61 239H62V238H61ZM76 239L79 240L78 238H76ZM82 239H83V238H82ZM85 239H86V238H85ZM94 239H96V238H94ZM97 239H96V240H97ZM125 239H126V238H125ZM127 239H128V238H127ZM164 239H165V238H164ZM212 239H213V240H212ZM216 239H217V240H216ZM224 239H226V237H225ZM250 239H251V237H250ZM4 240H5V239H4ZM9 240H10V238H9ZM15 240H16V239H15ZM49 240H51V239H49ZM53 240H54V239H53ZM53 240H52V242H53ZM55 240H56V239H55ZM59 240H60V239H59ZM68 240H69V238H68ZM70 240H71V239H70ZM86 240H87V239H86ZM99 240H101V239H99ZM102 240H101V241H102ZM108 240L106 239V241H108ZM112 240L114 241V239H112ZM120 240H121V239H120ZM120 240H119V241H120ZM128 240H129V239H128ZM162 240H163V238H162L160 241H162ZM170 240H172V241H170ZM184 240H185V239H184ZM194 240H196V238H195ZM207 240H208L209 242H210V240L213 241V242H212L211 244H209V242H208ZM214 240H216V241H214ZM227 240H228V239H227ZM231 240H232V238H231ZM238 240H239V239H238ZM248 240H249V238H248ZM254 240H255V239H254ZM259 240H261V238H260ZM5 241H6V240H5ZM12 241H13V240H12ZM12 241H11V243H12ZM32 241H33V240H32ZM37 241H39V240H37ZM47 241H48V240H47ZM47 241H46V242H47ZM62 241H63V240H61L60 242H62ZM65 241H67V240H65ZM75 241H76V240H75ZM87 241H88V240H87ZM87 241H86V242H87ZM94 241H95V240H94ZM104 241H105V240H104ZM106 241H105V242H106ZM117 241H118V240H117ZM142 241H143V240H142ZM160 241H159V243H160L159 245L161 246V244H163V242H165V240H163L162 243H161ZM166 241H167V240H166ZM169 241H170V242H169ZM185 241L189 242L188 239H186ZM185 241H183V242L185 243ZM196 241H197V240H196ZM217 241H218V242H217ZM228 241H230V240H228ZM241 241H242V240H241ZM249 241H250V240H249ZM256 241H258V240L256 239ZM263 241H262V242H263ZM55 242H56V241H55ZM60 242H59V243H60ZM68 242H69V241H68ZM73 242H74V241H73ZM88 242H90V241H88ZM96 242H97V241H96ZM111 242H112V241H111ZM115 242H116V241H115ZM125 242H127V240H126ZM136 242H137V241H136ZM197 242H199V241H197ZM202 242H203V243H202ZM214 242H215V243H214ZM225 242H226V241H225ZM225 242H224V243H225ZM236 242H235V244L237 245V243H239V246H240V241L237 242V243H236ZM247 242H248V241H247ZM254 242H255V241H254ZM254 242H253V243H254ZM258 242H259V241H258ZM258 242H257V243H258ZM6 243H7V242H6ZM8 243H10V242H8ZM15 243H16V241H15ZM15 243H14V244H15ZM35 243H36V242H35ZM35 243H34V244H35ZM41 243H42V242H41ZM44 243H45V242H44ZM44 243H42V244H44ZM59 243L56 242V244H58V245H59ZM65 243H66V242H65ZM69 243H70V242H69ZM75 243H76V242H75ZM78 243H79V241H78ZM81 243H83V242L80 241L79 244H81ZM93 243H94V242H93ZM101 243H103V242H101ZM121 243H122V242H121ZM121 243H120V244H121ZM127 243H128V242H127ZM142 243H144V242H142ZM170 243H171V245H170ZM189 243H190V242H189ZM189 243H188V244H189ZM194 243H196L197 245H195ZM204 243L206 244V246H204ZM213 243H214V244H213ZM226 243H227V242H226ZM245 243H246V242H245ZM245 243H243V244H245ZM250 243H251V242H249L248 245H249ZM253 243H252V244H253ZM255 243H256V242H255ZM259 243H260V242H259ZM263 243H264V242H263ZM45 244H47V243H45ZM56 244H55V245H56ZM63 244H64V243H63ZM71 244H73V243H71ZM84 244H85V243H84ZM84 244H81V245L84 246ZM91 244H92V243H91ZM103 244H104V243H103ZM103 244H102V245H103ZM109 244H110V242H109ZM111 244L113 245V243H111ZM133 244H134V243H133ZM135 244H136V243H135ZM153 244H154V243H152V246L150 245L151 247H148L149 252H150V248L153 249V248H152V247H153ZM157 244H158V243H157ZM157 244H156V246H158ZM174 244H175V245H174ZM180 244L182 245L183 243H180ZM185 244H186V243H185ZM188 244H187V245H188ZM190 244L192 245V243H190ZM208 244H209V245H208ZM229 244H230V243H229ZM232 244H233V242H232ZM261 244H262V243H261ZM9 245H10V244H9ZM37 245H39V244H37ZM60 245H61V244H60ZM66 245H68V244H66ZM75 245H76V244H75ZM85 245H86V244H85ZM88 245H89V244H87V246H88ZM96 245H97V243H96ZM105 245H106V244H105ZM105 245H104V246H105ZM117 245H119V244H117ZM126 245H127V244H126ZM130 245H131V244H130ZM147 245H148V244H147ZM176 245H178V246H176ZM207 245H208V246H207ZM241 245H242V243H241ZM246 245H247V244H246ZM246 245H243V246H244V247H247ZM258 245H260V244H258ZM263 245H264V244H263ZM263 245H261V246H263ZM13 246H14V245H13ZM17 246H18V245H17ZM53 246H54V245H52V247H53ZM72 246H73V245H72ZM78 246H79V245H78ZM78 246H76V248H77ZM87 246H86V247H87ZM90 246H91V245H89V247H90ZM104 246H103V247H104ZM108 246H109V245H108ZM113 246H114V245H113ZM119 246H120V245H119ZM131 246H132V245H131ZM137 246H139V245L137 244ZM144 246H145V245H144ZM148 246H149V245H148ZM156 246H155V247H156ZM160 246H159L158 249H160ZM189 246H190V245H189ZM194 246H196V248H195ZM219 246H220V247H218V245H217V248H219V249H223V247H221V246H223L222 243L219 244ZM225 246H226V244H225ZM234 246H235V245H234ZM253 246H254V245H253ZM253 246L250 247V245H249V247L251 248V250H252ZM256 246H257V244H256ZM261 246H260V247H261ZM14 247H15V246H14ZM20 247H22V246L20 245ZM46 247H47V246H46ZM50 247H51V246H50ZM55 247H56V246H55ZM64 247H65V246H64ZM64 247H63V248H64ZM70 247H71V246H69V248H70ZM73 247H74V246H73ZM86 247H84V248H86ZM91 247H92V246H91ZM103 247H100V248H103ZM117 247H118V246H117ZM139 247H140V246H139ZM155 247H154V248H155ZM173 247H175V248L173 249ZM185 247H186V246H185ZM206 247H208L209 249H210V247H211V249L209 250V249L207 248V250H206ZM227 247H229V246H227ZM236 247L238 248V246H235V249H236ZM254 247H255V246H254ZM263 247H264V246H263ZM263 247H262V250L264 251V248H263ZM9 248H10V246H9ZM17 248H18V247H17ZM17 248H16V249H17ZM81 248H82V247H81ZM81 248H80V250H81ZM96 248H98V247H96ZM100 248H99V249H100ZM106 248H107V249H106ZM106 248H105V249L108 250L109 247L106 246ZM115 248H116V247H115ZM132 248H133V247H132ZM136 248H137V247H136ZM156 248H157V247H156ZM162 248H165V246H164V247H161V249H162ZM187 248H188V246H187ZM217 248L214 249V252H215L216 250H218ZM230 248H231V247H230ZM240 248H241V250L246 249V251H247V248H243V249H242V247H240ZM20 249H23V248H20ZM52 249H53V248H52ZM57 249H58V248H57ZM57 249H56V251H57ZM64 249H65V248H64ZM78 249H79V248H78ZM90 249H91V248H90ZM103 249H104V248H103ZM111 249H112V248H111ZM111 249H110V250H111ZM117 249L119 250V248H117ZM128 249H129V247H128ZM172 249H173V250H172ZM175 249H176L177 251L174 252ZM179 249H180V248H179ZM225 249H227V248H225ZM232 249H233V251H234L233 245H232L231 250L229 249V250L231 251V253H232ZM253 249H254V248H253ZM255 249H256V247H255ZM10 250H11V249H10ZM34 250H35V249H34ZM37 250H39V249H37ZM45 250H46V252H47V249H45ZM70 250H71V252H70L69 249H68V251H69L70 253H72V249H70ZM75 250H76V249H75ZM92 250H93V249H92ZM97 250H98V249H97ZM101 250H102V249H101ZM106 250H104V252H105ZM110 250H109V251H110ZM114 250H115V249H114ZM135 250H136L135 248H134V249H130L129 251L127 250L126 252H129V253L127 254V255H128L127 258H129V257H132V259L135 258L136 255H137ZM137 250H138V249H137ZM223 250H224V249H223ZM223 250H222V252H223V253L226 252V254H227V251H225V250L223 251ZM229 250H228V252H229ZM239 250H240V249H239ZM239 250H237V251H239ZM258 250H259V249H257V251H258ZM17 251H18V250H17ZM19 251H20V250H19ZM54 251H55V250H54ZM58 251H61V249H58ZM58 251H57V252H58ZM62 251H63V249H62ZM83 251H84V250H83ZM87 251H89V249H88ZM87 251H86V253H87ZM90 251H91V250H90ZM94 251H95V250H94ZM111 251H112V250H111ZM154 251L156 252V250H154ZM161 251L163 252V250H161ZM161 251H160V252H161ZM189 251H190V250H189ZM194 251H195V252H194ZM218 251H220L219 254L222 253L221 250H218ZM252 251H254V254H255V250H252ZM259 251H261V249H260ZM263 251H261V254H260V255H264ZM23 252H24V251H23ZM37 252H38V251H37ZM46 252H45V253H46ZM75 252H76V251H75ZM75 252H74V253H75ZM77 252H78V251H77ZM77 252H76V253H77ZM95 252H96V251H95ZM106 252H107V251H106ZM140 252H141V251H140ZM157 252H159V251L157 250ZM157 252H156V253H157ZM162 252H161V254H162ZM202 252H203V253H202ZM204 252H205V253H204ZM216 252H217V251H216ZM239 252H240V251H239ZM239 252H237V254H239ZM249 252H251V251H249ZM15 253H16V252H15ZM17 253H20V252H17ZM21 253H22V250H21ZM47 253H48V252H47ZM66 253H68V252H67V249H66ZM74 253H73V254H74ZM76 253H75V255H76ZM79 253H80V252H78V254H79ZM88 253H89V252H88ZM113 253H115V252H113ZM113 253H110V254H113ZM116 253H117V252H116ZM137 253H139V252L137 251ZM190 253H191V251H190ZM192 253H191V254H192ZM196 253H197V254H196ZM235 253H236V252H235ZM258 253H259V252H258ZM258 253H257V254H258ZM262 253H263V254H262ZM23 254H24V253H23ZM48 254H49V253H48ZM54 254H55V253H54ZM54 254H53V255H54ZM59 254H60V253H59ZM73 254H72V257L74 256ZM97 254H98V253H97ZM99 254H100V252H99ZM101 254H102V253H101ZM110 254H109V255H110ZM121 254H122V253H121ZM121 254H119V256H120ZM177 254H178L179 256H178ZM211 254H212V252H211ZM211 254H210V255H211ZM215 254H216V253H215ZM219 254H218V256H219ZM224 254H225V253H224ZM250 254H253V253L251 252ZM24 255H25V254H24ZM24 255H23V256H24ZM28 255H29V254H28ZM42 255H44V254H42ZM42 255H41V256H42ZM56 255H57V254H56ZM67 255H69V253H68ZM70 255H71V254H70ZM82 255H83V254H82ZM87 255H88V254H87ZM87 255H85V256H87ZM105 255H106V254H105ZM114 255H115V254H114ZM152 255H153V254H152ZM155 255H156V254H155ZM180 255H181V256H180ZM207 255H208V254H207ZM229 255H230V253H229ZM232 255H233V254H232ZM235 255H236V254H234V257H236ZM247 255H249V253H248ZM247 255L244 256V257H246V261L248 260L249 262H251L250 259L247 258ZM16 256H17V255H16ZM18 256H19V255H18ZM23 256H22V257H23ZM29 256H30V255H29ZM65 256H66V255H65ZM77 256H78V255H77ZM89 256L91 257V255H89ZM89 256H88V257H89ZM92 256H93V255H92ZM98 256H100V255H98ZM107 256H108V254H107ZM119 256H118V257H119ZM137 256H139V255H137ZM153 256H154V255H153ZM167 256H168V255H167ZM175 256L181 257V259H179V258H177V257L175 258ZM189 256H190V257H189ZM216 256H217V254H216ZM220 256H221V255H220ZM222 256H224V255L222 254ZM237 256H238V255H237ZM250 256H251V255H250ZM250 256H249V257H250ZM255 256H256V254H255ZM255 256H254V257L251 256V258H252V257L255 258ZM258 256H259V255H258ZM13 257H14V256H13ZM27 257H28V256H27ZM44 257H45V256H44ZM50 257H51V255H50ZM53 257H54V256H53ZM57 257H58V256H57ZM60 257H61V256H60ZM67 257H70V256H67ZM80 257H82V256H79V259H81ZM83 257H84V255H83ZM104 257H105V256H104ZM114 257H115V256H114ZM122 257H123V256H121V258H122ZM124 257H125V256H124ZM151 257H152V256H151ZM154 257H155V256H154ZM158 257H159V256H158ZM168 257H169V256H168ZM202 257H204V259H203ZM230 257H231V256H230ZM256 257H257V256H256ZM260 257H262V256H260ZM14 258H15V257H14ZM25 258H26V257H25ZM42 258H43V257H42ZM55 258H56V256H55ZM58 258H59V257H58ZM63 258H64V257H63ZM75 258H76V256H75ZM84 258H85V257H84ZM84 258H83V259H84ZM91 258H92V257H91ZM93 258H94V257H93ZM95 258H97V257H95ZM102 258H103V257H102ZM148 258H149V257H148ZM148 258H147V259H148ZM155 258H156V257H155ZM162 258H163V257H162ZM169 258H171V257H169ZM174 258H175L176 260H175ZM186 258H185L184 260H185L186 262L189 263V261H187ZM213 258H214V260L216 259V258L214 257V253H213ZM213 258H211V259L213 260ZM219 258H220V257H219ZM222 258H223V257H221V259H222ZM257 258H259V257H257ZM16 259H17V258H16ZM16 259H15V260H16ZM18 259H19V258H18ZM44 259H45V258H44ZM44 259H43V260H44ZM47 259H48V258H47ZM49 259H50V258H49ZM64 259H65V258H64ZM72 259H73V258H72ZM97 259H98V258H97ZM109 259L111 260L112 258L110 257ZM114 259H116V258H114ZM114 259H113V260H114ZM118 259H119V258H118ZM125 259H126V258H125ZM157 259H158V258H157ZM163 259H165V258H163ZM197 259L199 260V262H198ZM209 259H210V257H209ZM209 259L207 258V261H209ZM217 259H218V258H217ZM221 259H219L220 261L218 260V262H220V264H221V262H222V260H223L224 258H223L222 260H221ZM229 259H231V258H229ZM229 259H228V260H229ZM233 259H235V258H233ZM238 259H239V258H238ZM242 259H244V258L242 257L241 260H239V261L241 262ZM12 260H13V258H12ZM20 260H21V259H20ZM25 260H26V259H25ZM31 260H32V259H31ZM45 260H46V259H45ZM45 260H44V261H45ZM52 260L54 261V258H53ZM57 260H58V259H57ZM85 260H86V259H85ZM87 260H88V259H87ZM90 260H91V259H90ZM95 260H96V259H95ZM102 260H103V259H102ZM105 260H106V258H105ZM107 260H108V259H107ZM123 260H124V259H123ZM136 260L138 261V259H136ZM145 260H146V259H145ZM151 260L153 261L154 259H151ZM155 260H156V259H155ZM160 260H162V259H160ZM160 260H159V262H160ZM182 260H181L180 264H182V262L184 261V260H183V261H182ZM235 260H237V257H236ZM261 260H262V258H261ZM10 261H11V260H10ZM10 261H9V262H10ZM27 261H28V259H27ZM66 261H67V260H66ZM66 261H65V262H66ZM72 261H74V260H72ZM72 261H71V262H72ZM78 261H79V260H78ZM97 261H98V260H97ZM100 261H101V259H100ZM129 261H132V260H129ZM129 261H128V262H129ZM134 261H135V259H134ZM134 261H133V264L135 263ZM148 261H150V260H148ZM162 261H163V260H162ZM185 261H184V262H185ZM207 261H205V262H207ZM215 261H216V260H215ZM243 261H245V260H243ZM248 261H247L246 263H249ZM257 261H258V260H257ZM257 261H256V262H257ZM262 261H263V260H262ZM262 261H259V262L262 263ZM9 262H6V263L8 264ZM13 262H14V261H13ZM20 262H21V261H20ZM24 262H25V261H24ZM31 262H32V261H31ZM50 262H51V261H50ZM55 262H56V261H55ZM57 262H58V261H57ZM60 262H61V261H60ZM67 262H68V261H67ZM67 262H66V263H67ZM79 262H80V261H79ZM82 262H83V261H82ZM90 262H92V261H90ZM90 262H89V263H90ZM106 262H107V261H106ZM106 262H105V263H106ZM110 262H111V261H110ZM110 262H109V263H110ZM115 262H116V260L114 261V263H115ZM121 262H122V261H121ZM156 262H157V261H156ZM165 262H166V261H165ZM170 262H171V261H170ZM172 262H173V261H172ZM172 262H171V264L174 263V262H173V263H172ZM184 262H183V263H184ZM201 262H203V261H201ZM201 262H200V264H201ZM210 262H211V261H210ZM213 262H214V261H213ZM213 262H212V263H213ZM234 262H235V261H234ZM234 262H233V263H234ZM253 262H254V261H253ZM17 263H18V262H17ZM21 263H22V262H21ZM26 263H27V262H26ZM29 263H30V262H29ZM46 263H47V262H46ZM48 263H49V262H48ZM58 263H59V262H58ZM69 263H70V262H69ZM74 263H76V261H75ZM85 263H86V262H84V264H85ZM87 263H88V262H87ZM87 263H86V264H87ZM103 263H104V261H103ZM122 263H124V261H123ZM141 263H142V262H141ZM143 263H144V261H143ZM145 263H146V261H145ZM168 263H169V262H168ZM208 263H209V262H208ZM212 263H210V264H212ZM215 263H217V262H215ZM237 263H238V262H237ZM243 263H244V262H243ZM37 264H38V263H37ZM44 264H45V263H44ZM49 264H50V263H49ZM72 264H73V263H72ZM76 264H77V263H76ZM90 264H91V263H90ZM93 264H94V263H93ZM111 264H112V263H111ZM120 264H121V263H120ZM125 264H127V262H126ZM135 264H138V263L136 262ZM146 264H148V263H146ZM150 264H152V263L150 262ZM163 264H165V263L163 262ZM174 264H176V263H174ZM185 264H187V263H185ZM189 264H190V263H189ZM203 264H204V262H203ZM239 264H240V263H239ZM252 264H254V263H252ZM259 264H260V263H259ZM263 264H264V263H263Z\"/></svg>",
  "mask_w": 264,
  "mask_h": 264
},
{
  "label": "rangeland",
  "instance_id": "obj_2",
  "mask_svg": "<svg viewBox=\"0 0 264 264\" xmlns=\"http://www.w3.org/2000/svg\"><path fill=\"white\" fill-rule=\"evenodd\" d=\"M104 1H105V0H104ZM104 1H103V2H104ZM106 1H107V2H106L107 5H106V4L99 5V6L97 5V7H99V9H98L96 6L93 7V8L96 7L95 10H92L93 12L96 11L95 14H96L97 17H96V16H95V17L98 18L100 21L103 20V21H101L102 23H103V22H104V23H106V22H111V20H112V21H114V20L117 21V19H114V17H116V16H115V12H114V10H110L111 8L109 7L110 5H112V3H113L114 1H113V2H111L112 0H111V1H110V0H106ZM109 1H110L111 3H110ZM189 1H190V0H189ZM189 1H186V0H185V3H186V4H187V2H188V5H187V6H186V4L184 3V4H185V7L187 8V10H188V9L190 10V7H188V6H189L190 3H192L191 1H193V0H191L190 2H189ZM194 1H195V0H194ZM194 1H193V4H197V5L199 6L200 1L198 0L196 3H195ZM201 1H202V0H201ZM208 1L210 2V0H208ZM214 1H215V2H214ZM222 1H223V2H222ZM225 1H226V0H225ZM230 1H234V0H230ZM240 1H241V0H240ZM242 1H243L244 3H243ZM242 1H241V3H243L244 6L246 5V3H247V5L249 6V5H250V4H248L249 1H251V3H254V2L257 1V0H254V1H253V0H249V1H247V2L244 1V0H242ZM252 1H253V2H252ZM262 1L264 2V0H262ZM12 2L14 3L15 1L12 0ZM101 2H102V0L100 1V3H101ZM103 2H102V3H103ZM173 2H175V1L173 0ZM177 2H178V1H177ZM177 2H176V4H177ZM179 2L182 3V2H184V1L181 0V1H179ZM198 2H199V3H198ZM206 2H207V1H206ZM227 2H228V1H226V3H227ZM258 2H261V1H258ZM258 2H257V4H258ZM263 2H262V3H263ZM15 3H16V2H15ZM102 3H101V4H102ZM202 3L205 4L204 0H203ZM202 3H201V5L204 7V5H203ZM218 3H219V0H218V1L213 0V1H211V3H210L209 5H211V8L213 9L215 6L217 7V6H219V5L226 4V3L224 2V0H220L219 5H217ZM221 3H223V4H221ZM229 3H231L232 5L234 4L233 7L236 6L235 8H238L237 5L239 6L238 1L236 2L237 4H235V2H234V3H233V2H229ZM239 3H240V2H239ZM241 3H240V4H241ZM262 3H259L257 6H258V7H261L260 4H262ZM108 4H109V6H108ZM176 4H175V5L173 4V5L176 7V6H177ZM206 4L208 5V3H206ZM206 4H205V5H206ZM227 4H228V3H227ZM243 4H241V6H239L240 9L238 8V9L240 10L241 13H239V12H238L239 10H237V12H238L237 14H241L242 16H244V14L248 13V15H247L246 17L249 18V17H250L249 14H251V11H252L253 7L255 6V4H253V7H252V8H251L252 4H251V6H249L248 8H247V7L243 8V7H242ZM173 5H172V6H173ZM179 5H180V3H179ZM191 5H192V4H191ZM191 5H190V6H191ZM197 5H196V8H197ZM201 5H200V6H201ZM209 5H208V6H209ZM212 5H213V6L215 5V6L212 7ZM259 5H260V6H259ZM101 6H102V7H101ZM105 6H107V8H106ZM168 6H170V5H168ZM180 6H181L180 8L183 7V9H185L183 5H180ZM200 6H199V7H200ZM202 6H201L200 8H197V9L194 8V9H195V12H196L198 9H201ZM223 6H224V5H223ZM223 6H222V7H223ZM230 6H231L230 4H229V6H227V7H226V5H225V9H226L227 13H228L230 10H233V7L231 6L232 9H230V10L228 11L227 8H228V7L230 8ZM112 7H114V6L112 5ZM177 7L179 8V6H177ZM193 7H194V5H193ZM193 7H191V8H193ZM258 7H255V8H257V9H253V12H255L254 10H261V8L263 7L262 10H261V13H260V15L262 16L263 13H264V12H263V11H264V5L262 4V7H261L260 9H259ZM100 8L102 9V11H99ZM168 8H171V6L168 7ZM168 8H167V10H168ZM173 8H174V7H173ZM206 8H207V7H206ZM206 8H205L204 10H202V9H203V8H202L201 10H202V11H206V13H207ZM211 8H210V7L208 8V12L211 11ZM220 8H221V7H219V9H218V7H217V9H218L217 11H218V12H219ZM235 8H234V9H235ZM242 8H243V9H242ZM249 8L251 9L250 12L247 11V10H245V9H249ZM183 9H181V10H183ZM209 9H210V10H209ZM214 9H215V8H214ZM214 9H213V10H214ZM221 9H222V8H221ZM223 9H224V7H223ZM223 9H222V12H223V11L225 12V9H224V10H223ZM241 9H242V10H241ZM107 10H108V12H107ZM169 10H170V9H169ZM174 10H175V9H174ZM174 10L172 9L171 11H174ZM178 10H179V9H178ZM178 10H177V11H178ZM187 10L185 9V11L188 12V13L191 12V11L194 12V10H190V11H187ZM97 11H98L99 13H98ZM104 11L106 12V14H105ZM171 11H169V14H171V13H170ZM179 11H180V10H179ZM183 11H184V10H183ZM215 11H216V10H215ZM217 11H216L215 13H218ZM233 11H234V12H233V13L231 12V14H233V16H235L236 14L234 15V13H236V12H235L236 10H233ZM242 11H244V12L246 11V12H245V13H244V12L242 13ZM57 12H58V11H57ZM102 12H103V14H102ZM180 12H181V13H180ZM180 12H179L180 14H183V13H184V12L182 13V11H180ZM186 12H185V14H187ZM195 12H194V13H195ZM199 12H201V11H199ZM211 12H213V11H211ZM211 12H209V15H208V13H207V15H208L209 17H210V15H212V16L214 15L215 20H216L217 17H220L221 15H224V14H221V15H220V13H218V15L215 14V13H214V14H213V13L211 14ZM220 12H221V11H220ZM258 12H259V11H258ZM258 12H257V13H258ZM262 12H263V13H262ZM47 13H48V12H47ZM60 13H61V10H59V13H57V14L54 13V15H56V16H53V18L56 17V18H54L56 21L52 18L53 21L50 22V24L52 25L53 29H54V27L56 26V27H55V30L53 31V34L57 35L56 37H58L59 39L61 38V37H59V35H64L63 33L66 31V27H65V26H68V25H65V24H67L66 22H64V21H65V18H62V16H61ZM100 13L102 14V16L99 17L98 14L101 15ZM107 13H108V14H109V13H112V14H109L110 18H109V16H107V15H108ZM167 13H168V12H167ZM173 13H174V14H173ZM173 13H172V14H173L174 17H177V16H175V13H176V14H179L178 12H176V10H175V12H173ZM194 13H191V14H194ZM197 13H198V12H197ZM197 13H195V14H197ZM201 13H202V12H201ZM206 13L204 12V15H205ZM48 14H49V13H48ZM95 14H94V15H95ZM169 14H167V16H168ZM195 14L193 15V17H197V18L200 17V16L198 17V15L196 16ZM228 14H229V16H227V18H228V17H229V18H230V17H232V18H237V17H238V15H237V17H236V16L233 17V16L230 14V12H229ZM252 14H254V13H252ZM252 14H251V17H252V19H253V21H254V18H255V17L253 18ZM104 15L106 16V18L108 17L107 20L105 19V16H104ZM111 15H112V16H111ZM187 15H188V14H187ZM199 15H201V14H199ZM202 15H203V13H202ZM226 15H227V14H225V16H221V17L224 18V17H226ZM241 15H239L238 18H241ZM257 15L259 16V14H257ZM57 16H58V17H57ZM181 16H183V15H181ZM208 16H206V17H208ZM215 16H217V17H215ZM261 16H259V17H261ZM59 17H60V18H59ZM179 17H180V16H179ZM183 17H184L183 20H184L185 22L182 21V23H180L179 21H177V22H179V23H176V22L173 21V24L176 23V26H175V25H174L175 27H174V26H171L172 29H170V27H169V26H170V23H169V26H168V24H167V26H165V27H166L165 30L167 29L169 32L172 30L171 32L173 33V28L175 29L176 27H177V28L180 27V28L183 29V28H184V25H187V21H188V23H189V20L192 19V17H190V14H189V18H190V19L188 18L189 20L186 18V17H188V16L185 17V15H184ZM204 17H205V16H204ZM204 17H203V18H204ZM244 17H245V16H244ZM251 17L248 19V20H249V24H250V22H251V24L248 25L249 27H248L247 25L245 26L243 23H242V24H243V26H245V27H244L245 29L248 27V30L251 29V31H252L253 33H251V32L247 33L248 30H245L242 26H240L241 23H239V22L242 21V18H243V17L240 19V21H239V19H237V20L235 19V22H236L238 25H237V24L235 25V24H234L235 22H232L230 19H223V20H224V22H223L222 20H220V19H222V18H219L218 21H219L220 24L218 23V21H216V22L218 23V25H219L218 31H216V30H217V26H218V25H217L216 28H214L215 31H216V33H215V31H214L215 34H213V35H211L212 33H209V32L207 31L208 29H205V27H204L203 24H202V22H203L202 20H201V21H202L201 24H200L198 21H196V22H198L197 24L202 25V28H204V29L206 30V31H204V29L200 28L203 32H207L208 34H210V35H208L207 33H205L206 35L204 36V35H203L204 33H203L202 31H200V33L202 32L201 35L204 36V40L206 39L205 37L210 36L209 38L211 39L212 43H213V40H214V39H215V42H220V41H221V42H223V44H224V42H225V45H227L226 47L228 48L227 51H228L229 53L226 52L225 55H223L224 53L222 54V53H220V52H221L222 50L225 51V49H227V48H225V47L223 48V46H225V45L221 44V46H219V47H221V48L218 49V45H220L219 43H213V44H212L209 40H207V39H209V38L206 39L207 41H209V42L211 43V45H213L214 47L216 46L215 48H214L213 46H212L213 48H208V49H210L209 51H211L212 49L215 50L216 53L221 54V55H223L224 57H225V56L228 57V59L225 57L226 60L231 59V57L233 56L232 59H231V60H232V61H231L232 64L230 63V64H231V67H232V65H235V64L233 63V62H235V61L233 60L234 57H235L236 59H238V56H237V55L235 56L234 52H235L236 54H240V53H239V50H241V53H242V54H240V55H241V56L243 55V56H244V59H245V57H246V60L243 59V56H242V58H241V56L239 55V56H240V57H239L240 60H243V61H242L241 63H240V61L236 62V65H235V66H239L238 68H236V70L239 71L240 68H242L240 71H243V69L247 70V71H245V72L243 71V74H242V75L240 74V76L243 77V75H244V79H246V78L249 77L250 79H249V78H248V79H249L250 81L252 80L251 78H253V80H254V78H255V80L257 81V83H255V80H254V81L252 80V82H254V83L252 84V85H253L252 87H253V88H258V87H260V85L258 84V82L261 83L260 80L262 79V77H263V75H264V74H263V73H264V72H263L264 69L262 68V67H264V66L261 67L262 64L264 65V62L261 61V60H262V59H261V56L264 55V51H263V54H262V55L258 53V50H260V52H261L262 50H264V45H263L264 42H262V39L264 38V35H263L264 32H262V30L258 29V28H261V29H263V31H264V27L262 28V27H260V25H259V23L263 20L264 15H263V18H262V17L260 18L261 20L259 19L260 21H257L258 23L253 22L252 19H251ZM58 18H59V19H58ZM100 18H102V19H100ZM111 18H112V19H111ZM117 18H118V17H117ZM185 18H186V19H185ZM197 18H194V19H197ZM201 18H202V16H201ZM212 18H213V17H212ZM212 18H211V19H212ZM232 18H231V19H232ZM247 18H244V20L246 21ZM257 18H258V17H257ZM257 18H256V19H257ZM50 19H51V18L49 17V21H50ZM63 19H64V20H63ZM167 19H168V17H167ZM169 19H170V17H169ZM169 19H168V20H169ZM194 19H193V20H194ZM209 19H210V18H209ZM209 19H208V18H205L206 21H208ZM211 19H210V20H211ZM256 19H255V20H256ZM62 20H63V21H62ZM105 20H106V21H105ZM172 20H173V18H172ZM177 20H180V19L177 18ZM186 20H187V21H186ZM205 20H204V25L207 26V24H205V23H207ZM225 20H226L227 23H228L229 21L232 22V25L229 24L230 22L228 23V25L233 26V29L237 28V26H240L239 29H241V30L243 29L242 31L245 30L244 32H245L247 35L244 33L245 35H244V37H243V32H241V33H242V36H240L239 34H241V33L238 31V30H239V29H238L237 31H238L239 33H238L236 30L234 31L235 33H238V34L236 35V37H235V34H233V32H232L233 29H231L232 27H231V28H230V26L228 27V25H226ZM227 20H229V21H227ZM244 20H243V22H244ZM248 20H247L246 22H248ZM66 21H67V20H66ZM190 21H192V20H190ZM199 21H200V18H199ZM233 21H234V19H233ZM238 21H239V22H238ZM52 22H54V23L52 24ZM167 22H168V21H167ZM171 22H172V21H171ZM194 22H195V21H194ZM213 22H214V20H213ZM213 22H210V23L212 24ZM222 22H223L224 24H223ZM56 23H57V24H56ZM59 23H60V24H59ZM64 23H65V24H64ZM190 23H191V22H190ZM208 23H209V21H208ZM210 23H209L208 25H211ZM217 23H216V24H217ZM221 23H222V24H221ZM244 23H245V22H244ZM252 23H254V24H255V23L258 24L259 27L257 26L258 28L256 29V25H254V24H252ZM261 23H263V22H261ZM261 23H260V24H261ZM63 24H64V27H65V28L63 27ZM191 24H192V23H191ZM191 24H190V25H191ZM197 24H195V26H196ZM216 24H215V25H216ZM233 24H234L236 27H235ZM239 24H240V25H239ZM246 24H248V23H246ZM171 25H172V24H171ZM188 25H189V24H188ZM199 25H198V26H199ZM220 25H221V27H220ZM222 25H223L224 27L226 26V28L224 29V27H222ZM251 25H252V26H251ZM261 25L264 26V24H261ZM1 26H2V25H0L1 30L3 29V31L5 32L7 29L5 30V29H4L5 27H4V26L1 27ZM61 26H62L63 28H62ZM181 26H183V27H181ZM193 26H194V25H193ZM193 26L191 25V28H190L189 26L186 27L187 30H186L185 28L183 29L184 31H185V30L187 31V32H185V33L188 34L187 36L190 37V38L194 37V36H192V35H194V34L196 33V32H195L196 30L193 32V34H192V31H191V34H192V35L189 36L190 31L188 30V28H189L190 30H192L193 28H196L195 26H194V27H193ZM213 26H214V25H213ZM213 26H212V28H213ZM254 26H255V28H254ZM52 27L50 26V30H51ZM192 27H193V28H192ZM207 27H210V30H212L211 26H207ZM241 27H242V28H241ZM250 27H251V28H250ZM252 27H253V28H252ZM56 28H57V30H56ZM168 28H169V29H168ZM180 28H179V29H180ZM197 28H198V27H197ZM220 28H222V29H221L222 32H223L224 30H225V32H226V29H228V28L231 29V30L228 32L229 34H228V33H227V34H228V35H231V33H232V36L229 37V36H228L227 34H225L224 32L221 33V31L219 30ZM53 29H52V30H53ZM61 29H62V30H61ZM64 29H65V31H63ZM200 29H199V30H200ZM214 29H213V30H214ZM223 29H224V30H223ZM254 29H255V30H254ZM1 30H0V33H1V34H0V35H1L0 38H1V37H4V38H5L6 34H4L3 32H1ZM52 30H51V31H52ZM175 30H178V29H175ZM175 30H174V31H175ZM180 30H181V29H180ZM193 30H194V29H193ZM210 30H209V31H210ZM213 30H212V32H213ZM241 30H240V31H241ZM256 30L260 31V32L257 33L259 36H257V35L255 34L254 31H256ZM61 31H62V32H61ZM178 31H179V30H178ZM181 31H182V30H181ZM184 31H183V32H184ZM188 31H189V33H188ZM227 31H228V30H227ZM246 31H247V32H246ZM9 32H10V31H9ZM9 32H8V33H9ZM54 32H55V33H54ZM56 32H57V33H56ZM59 32H60V33H59ZM164 32H165V34L167 35L166 37H165V36H164V37L167 38V37L169 36V35L167 34L168 32H167V31H164ZM176 32H177V31H176ZM176 32H174V33H176ZM183 32H182V35H181V33H180V34L178 33V34L180 35L179 37L183 36V34H184ZM219 32H220V33H219ZM61 33H62V34H61ZM174 33H173V34H174ZM198 33H199V32H198ZM198 33H197V34H198ZM200 33H199V34H200ZM250 33H251V35H250ZM3 34H4V35H3ZM58 34H59V35H58ZM165 34H164V35H165ZM173 34H171V35L173 36ZM186 34H184L183 37H185ZM199 34H198L197 36H196V34H195L196 38H193V39H192V42H193V41H194V42H198L199 40H196V39H199V38H201V37H202V40H203V36H201V35H199ZM217 34H218V35H217ZM219 34H220V35H221V34H225V35H223V36H225V37H223V38H227L228 42L224 41V40H226V39H224V40L221 39V38H222V37H221L222 35L220 36ZM261 34H262L263 38H262ZM171 35H170V37H171ZM176 35H177V34H176ZM176 35H174V36H176ZM214 35H215L216 37H215ZM226 35H227V37H226ZM253 35H254V36H253ZM198 36H199V38H198ZM213 36H214L215 38H214ZM233 36H234L235 38H237L238 36H239V38H240V37H243V39H245V40H246V38H245L246 36H248V37H253V39H255V38L257 39V37H258V39H260V36H261V41H259L258 39H257V40H258L259 43H262L263 47H262V46H260V48L258 47L257 53H256V50H253V49H256V47H257L258 45H261V44H258V45L256 46L257 42H255V41H257V40H253V39H252L253 44H254V42H255V44H254L255 46H254V48H253V47H251V48L249 47V49H251V50L253 51L254 56H258V57H259V60L261 59V60H260L261 63H260L259 61H257V62H259V63H257L258 65L261 64V65H260V70H259V67H258L257 64L254 65V64L256 63V61H254V62H255V63H254V62L251 61L250 59H249V60H250L251 62L254 63L253 65H254L255 67L252 65V68H253V69L250 70L251 66L248 65V64H251V63H247V65L250 66V67L247 66L248 69H246V64H245L246 61H247V62H250V61L247 60V59H248V58H251L252 60H253V59H254V60H257L258 57H257V59H255L256 57L253 58L254 56L252 55V54H253L252 51L249 50V49H246V48H248V45H247V44H246V45H247L246 48H244L243 46L240 45V47H241L242 49H243V48L246 49V50H244L245 52H246L247 50H249V51H251V53H252V54L250 55V52H249V55L247 56V55H246V54H248V51H247V53L245 54V52H244V51L238 46V44H239V42H240V41H238V40H241V38H240V39H239V38H238V39H235L236 42L238 41L237 44H236V43H233V44H232V42H233L232 40L234 39V38H232ZM255 36H257V37H255ZM92 37H93V36H91V38L89 37V39H90V40L92 39L91 41L94 40L93 42H95V39L92 38ZM188 37H187V39H189V42H190L191 39L188 38ZM218 37H219V38L221 37V38L219 39ZM228 37H229V38H228ZM4 38H3V39H4ZM6 38H7V39H5L6 41H5V40L3 41L2 39H0V55H1L0 59H1V61H2V60H6V61H8V59L11 57L10 59H12V60L9 59V62H10V61H12V62H10L9 64H12V63H13L14 65H16V63H17L18 60L20 61V59H23V58H24L23 56H25V54H24L25 50L22 49V46L19 47L20 45L17 44V43L14 41V39L12 40V38H14L13 35H11V38L9 39V40H11V41H9V42H10V43H9L10 45L8 46V44L6 43L5 45H7V46H3L4 43L8 41L9 36H8V37L6 36ZM154 38H155V37H154ZM185 38H186V37H185ZM185 38H184V40H185V42H187L188 40L186 41ZM216 38H217V39H216ZM231 38H232V40H230ZM53 39H54V40H53ZM89 39H88V40H89ZM155 39H156V38H155ZM168 39H169V38H168ZM178 39H180V38H178ZM178 39H177V40H178ZM182 39H183V38H182ZM194 39H195L196 41H195ZM249 39H250V38H247V40H248V44H249V42H250ZM1 40L3 41V43H1V42H2ZM52 40L55 41V42L58 41L57 38L54 37V35H53ZM90 40H89V41H90ZM166 40H167V39H166ZM169 40H170V39H169ZM171 40H172V42H173V41L175 42L176 39H175V40H174V39H171ZM177 40H176V41H177ZM217 40H219V41H217ZM229 40H230L231 42H230ZM245 40H244V42H243V40H242V41L240 42V44L244 45V44H245ZM250 40H251V39H250ZM13 41H14V43H16V46H15L14 43H13L14 45L12 44ZM53 41H51V39H50L49 43L51 44ZM89 41L86 40L85 44L83 45V48H85V50L82 48L83 51H86V47H87V48H88V47H91V44L93 43V42L91 43V41H90V46H89V44L86 45V43H88ZM152 41H153V44H155V49H154V48H152V49L156 51V49H158V48H156V46H157V44L155 43L156 40L154 41V40L152 39ZM235 41H234V42H235ZM263 41H264V39H263ZM166 42H167V41H166ZM178 42L181 43V40H179ZM178 42H176V43H178ZM183 42H184V41H183ZM189 42H187V44H188ZM200 42H201V39H200ZM200 42L196 43V45H194L195 43H189L190 46H192V45L196 46L195 48H194V47L188 48V46H187L186 43H185V44H186L185 46L183 45L184 43H181V44H180V45H182L181 47H183V48L186 49V46H187V49H188V50H185V49H181V48H179V49H181L182 51L179 50V49H178L177 51H179V52L181 51V52L184 53L183 50H185V51H186V52H185V53H186V57L189 56L188 58H190V57L194 54V57H193V58L188 59V62H189V63H190V60H192V61L194 62L195 60L198 59V58H197V57L199 56L198 54H200V51H198V48H200L199 45H201ZM242 42H243L244 44H243ZM170 43H171V42H167V46H168V44H170ZM179 43H178V44H179ZM207 43H208V42H207ZM207 43H206V41H205V42L202 41V44H203V45H204V44H207ZM210 43H208V44L210 45ZM226 43H227V44H226ZM229 43L232 44V45L230 46ZM2 44H3V45H2ZM171 44H172V43H171ZM189 44H188V45H189ZM197 44H199V45H197ZM215 44H216V45H215ZM217 44H218V45H217ZM228 44H229L230 47L228 46ZM234 44L236 45L237 48L239 47L240 49L237 50L236 47H233ZM251 44H252V43H251ZM251 44H250L249 46H251ZM11 45H12V46H11ZM17 45H18V47H17ZM92 45H93V44H92ZM161 45H162V44H161ZM164 45H165V44H164ZM176 45H177V44H176ZM203 45H201V48H202V49H201V54L204 53V54H206V55H204V54L200 55L198 61L201 60V59H203V58H202L203 55H204V56H207L208 59L210 58L209 60H211V58H212V60H214L215 58L213 59V56H215V55L212 56V54H213L214 52H212V51L209 52V53H212V54H210V57H209V56H208V55H209L208 52L206 53V50H205L207 47H206V48H203ZM222 45H223V46H222ZM235 45H234V46H235ZM1 46H3V48H1ZM13 46H14V47H17L18 50H20V48H21V50H23L24 52H23V51H22V52H21V51H20V52L17 51V48H14ZM158 46H160V44H159ZM158 46H157V47H158ZM171 46H172V45H171ZM190 46H189V47H190ZM197 46H199V47L197 48ZM205 46H206V45H205ZM205 46H204V47H205ZM207 46H208V45H207ZM244 46H245V45H244ZM252 46H253V45H252ZM4 47H6L5 49H7V50L4 51ZM8 47H9V48H8ZM10 47H11V48H10ZM12 47H13V50H12ZM152 47H154V46H152ZM161 47H162V46H161ZM165 47H166V46H165ZM169 47H170V45H169L168 47H166V48L168 49ZM173 47H174V46H173ZM179 47H180V46H179ZM208 47H210V46H208ZM261 47H262V49H261ZM47 48H48V47H47ZM148 48H149V47H148ZM196 48H197V51H198L199 53H197V52H195L194 50H192V49H195V50H196ZM216 48H217V50H216ZM234 48H236V49H235V50H232V49H234ZM10 49H11V50H10ZM14 49H16V52H18V53H16ZM44 49H45V48H44ZM44 49H43V50H44ZM144 49H145V48H144ZM152 49H151V51H153ZM163 49H164V47H163ZM189 49H191V50L194 51L195 53L193 52L192 55H191L190 53H188V54H189V55H188V54H187V51L189 52ZM229 49H230V51H229ZM2 50H3V51H2ZM8 50H9L10 52H9ZM43 50H42L41 56H40V55H37V56H36L37 63H38V60H39L40 58H41V59H43V58L46 59V62H47V58H49V56L47 55V54H48L47 51H45L46 49H45L44 51H45V53H46V55H47L48 57H46V55H44V53H43L44 51H43ZM146 50H148V49H146ZM146 50L143 51V53L141 52L142 50H140V55H141V53H142L143 55L146 54V56H147V53H149V55H150V53L152 54V52H148V51H146ZM169 50H171V48H170ZM191 50H190V51H191ZM202 50H205V52H204V51L202 52ZM218 50H219V51H218ZM220 50H221V51H220ZM11 51H12V52H11ZM149 51H150V49H149ZM164 51H165V49H164ZM171 51H172V50H171ZM171 51H170V52H171ZM175 51H176V50H175ZM3 52H5V53H7V54H5V53H3ZM146 52H147V53H146ZM158 52H160V51H158ZM179 52H176L177 55L180 54ZM222 52H223V51H222ZM230 52H232V54H231ZM10 53H11V54H10ZM14 53H15V54H14ZM133 53H134V56H133V57L130 55L131 53L129 54V55L131 56V58H133V60L136 58V57H135V54H138V56H140L138 52H133ZM133 53H132V54H133ZM167 53H169V51H168ZM176 53H175V54H176ZM178 53H179V54H178ZM183 53H181V54H183ZM185 53H184V55H185ZM196 53H197V57L195 58V56H196L195 54H196ZM243 53H244V54H243ZM255 53H256V54H255ZM261 53H262V52H261ZM17 54H18V55L20 54L22 58L20 57V55L18 56ZM23 54H24V55H23ZM42 54H43V55H42ZM153 54L156 55V53H153ZM153 54H152V57H153V58H151V59H150V58H147V57H145V56H143V55H142V58L145 57V58H143L144 61H145V59L147 58V59L150 60V62H151L152 59L156 58V59H154V60H156V61H155L156 63H155L153 60H152V61H153L154 63H153V62H152V63H149V60L146 59V61H148V63H149V64L147 63L148 65H146V63H145L146 61L144 62L143 59L141 58V56H140L141 59H139L138 56L136 55L137 58L139 59V61L142 60V62H140V63H139L138 61L136 62V59H137V58H136V59L134 60V62H135L136 64H138L139 66H137L135 63H134V64L136 65V67H137L138 69H139V67H140L141 70H142L143 68H145L146 66H149V65L151 64V65H152V68H156L155 70L153 69L154 71L157 70V71H156V74L160 75L162 70H159L158 67L160 66V67H161L160 69H163L165 66H167V63H166V62H162V61H164L163 59H164L166 56L169 55V57H170V54H168V55L166 54V56L163 57V59H160V60H162V61H160V62H159V58H160V57L158 58V60H157V57H156V56L158 55V53H157L156 56H154ZM162 54H164V52H163ZM171 54H172V55H175V54H174V48H173V51L171 52ZM181 54H180V55H181ZM214 54H215V53H214ZM233 54H234V55H233ZM258 54L261 55V56H259ZM2 55H3V59H2ZM5 55H6V56H5ZM11 55H14V56H11ZM15 55H16V56H15ZM88 55H89V54H88ZM149 55H148V56H149ZM160 55H161V53H159V56H160ZM164 55H165V54H164ZM172 55H171V57H172ZM177 55H175V56H177ZM180 55H179V58H183V55H181V57H180ZM228 55H229L230 57H229ZM245 55H246V56H245ZM8 56H9V58H8ZM86 56H87V54H86ZM161 56H162V55H161ZM216 56H218V55H216ZM216 56H215V57H216ZM219 56H220V55H219ZM219 56H218V57H219ZM5 57H6V58H5ZM16 57H18V59H16ZM87 57L89 58L90 56H87ZM93 57H94V55H91V58H93ZM134 57H135V58H134ZM150 57H151V56H150ZM171 57H170V58H171ZM207 57H205L204 60H205ZM218 57H216V58H218ZM224 57H223V58H224ZM247 57H248V58H247ZM7 58H8V59H7ZM81 58H83V56H81ZM81 58H80V59H81ZM84 58H85V57H84ZM84 58H83V59H84ZM95 58H96V55H95V57H94L93 59H95ZM161 58H162V57H161ZM172 58H173V60H175L174 57H172ZM175 58H176V57H175ZM177 58H178V57H177ZM179 58L176 59V62H174L172 59H171V61H170V59H168V62H169V61H170V62L173 61V63H176V64H174V67L177 68V66H178L181 62H183V63H181L180 65H181V66H182V64L184 65V61H181V59H179ZM200 58H201V59H200ZM223 58H222V56H221V57H219L218 59H220L221 62H223V61L225 60V59L223 60ZM262 58H264V56H262ZM14 59H16V61H15ZM44 59L42 60L43 62L41 61L42 63H45V62H44V61H45ZM83 59H82V60H83ZM89 59H90V58H89ZM93 59H92L91 61H89V62H91L92 64H93L94 61H95V60L93 61ZM96 59H97V58H96ZM193 59H194V60H193ZM208 59H207V60H208ZM218 59H217V60L215 59V60H214L213 67H212V66H210V67H212V68L216 67L215 65L218 64V63H216V62H218ZM13 60H14V62H13ZM177 60H180V61H178L179 64H177ZM182 60H185V59L183 58ZM207 60H205V61H207ZM212 60H211V61H212ZM220 60H219V63H221ZM222 60H223V61H222ZM226 60H225V62H223V64L221 63V65L217 67L218 70L215 68L217 73H216V72H213V74L211 73L212 70H211V71L208 70V69H211V68H207L208 66H205L206 64H204L203 61H202L203 63L200 61L201 65L204 66L203 68L200 67L201 65H196V66H199L200 70L197 69V67L194 65L195 63H192V61H191V63L193 64L194 68L196 67L195 69H197V72H198V71H202L204 68H205V69L207 68L206 71L208 70L209 73H211V74H209L208 72H207V73H208L209 75H213V77H216V78L218 79V80H216V78H213V77H212V78H213L212 81H211V80H210V81H209V80H207V81L204 80L205 78L208 79V77H207L208 75H207L206 71H204V74L206 73L207 76L203 77V79H202L201 81H200L201 78H200V79H199V78H196V77H200V76L202 77V76L204 75V74L201 73V72H198V74L200 73V75L197 74L198 76L194 77L197 81L194 80V78L191 79L190 76H191V77H192V76H195V75L193 74L194 71H195V69L191 68V67H192V64L189 65V63H188V66H190L189 68H190L191 70H193V71H192L193 73H191L190 69L188 70V69L186 68V69L188 70L189 74H188L187 72H186V73H187L189 76H188L185 72H183L184 70L180 71V72L185 73L188 77H186L185 74H184V75H185V76H184L183 74L179 73L178 70H181L182 68H178V69L175 68V69L178 71V73H179V74H177V73H176L177 71H175V72L173 71V74L178 75V77L176 76V79H177V78H178V79L180 78V80H181V78L184 77L183 80H184L185 78H186V79H187V78H188V79L190 78V79L192 80V81H189L190 79H189V80H186V79H185L184 83L186 82V85H185L186 87L184 86V83H182L183 80H181V81L178 80V81L180 82V84H183V86H184V87H182V86L180 87V85L178 84L179 82H178L177 80L175 81V79H174L175 76H173V74H172V76H171L172 78H171L170 76L168 77V78H170L171 80L174 79V82H176V83L178 82L177 85H179V86H178V87H177V86H173L172 90L174 89V87H176V88H178V89L181 88L180 90H182V91H180V90H179L180 92L178 91V92H179V95L177 94V92L172 93V92L170 91V89H169V91H167V90H168V89L166 90L167 85L163 84L164 82H163L162 84L165 85L166 87L164 86V87H165V88H164V87L161 85L162 88H163V89H162V88H161V89L164 90V91H162V90L159 88V86H160V84H161V83H159V82L162 81V80L160 79L159 76H158V79H160L161 81L157 82V83H159L158 85H157V83H155V85L158 86L157 88H159V90H155V92H154L155 94H154L153 91H154V89H157L156 87H155V88L153 87V88H154L153 91H152V90L150 91V89H152V87H151V88H149V87L147 88V87H146V86H147V85H146L147 82L149 83V81L151 80V78H150L151 76H150V75H152L153 77H154V76L156 77V74H155V73H152V72H154V71L150 68L151 65H150L148 68L146 67V68L149 69V70L151 69L150 71L147 72V69H145L146 72H147V75H148L147 79L150 78L148 81L145 80V82L147 81L146 83L144 82V80H142V77H143L142 74H143L144 71L137 70V69L135 68L136 71H137V73H138V71H139L140 74L142 75L141 78H140V79L142 80V86H143V85H144V86L146 85L145 87H146L147 89H149V91L147 92L146 88L143 87V89L145 88L144 90L148 93V97H149V95H150L151 93L154 94L153 96L151 95L152 97H149V98L147 99V100L151 99V100H150V101H152V102H151L152 106H151L150 102H148V103H149L148 105L145 104V100H144V99H146L147 96L145 97L144 94L142 93V91H143L145 94H146V92H145L144 90H141V91L138 93V94H139V98H140V97L143 98V96L145 97V98H143V100H142V102H141V104H143L142 106L145 107V108H147V107H148V108L151 107V111H150V108H149V109H148L149 111H147V109H146V112H145V110H144L143 113L140 114V113H141L140 111H141V109L143 108L142 106H140V107H142V108L139 109L140 111H138V112H139L138 116H140V115H145V114H146L147 116L149 115V117H151V116L154 117V116H155L153 119H154L155 121L157 120L155 123L159 122L158 124H156V125H158V126L155 127L156 125L154 124V122L151 123L152 121L150 122L151 124H150V123H147V124H148V125L150 124V125H152V126L155 125V126H154V127H155V128H154V129H155L154 131H155L156 133L158 132V134L160 133V131L163 132V134L166 133V132H164V130H166L165 127L168 126V127H167L168 129L166 130V131H168L171 127L174 126L173 124L176 125V126H174V129L176 130V129L178 128V131L180 130V131H179V133H180V132H181V129H182V128L179 129V125H180V123L185 122L186 119H185L184 117L186 116V113H188V115H189V114H191V112L193 111V110H191V112L189 113V112H188V111L190 110L189 108L194 107V108H192V109H195L196 106L199 108V105H200L201 102L203 101V102L206 103V104H204V103H202V104H203L204 106L206 105V106H205L206 108H205L204 106L200 105V109L196 108V109L198 110L197 112H199V111L201 110L202 107L205 108V109H204V111H205V110L207 109V105H210V107L208 106V110H207L208 112H207V111H206V112L202 111L204 114H205V113L208 114V115L206 114V116H208V117H210V118H211V117H213V118L215 117V118H214L215 120H217L218 118H220V119L217 120L216 122H218V121L221 122V121H222V118H223V120L226 119V120H225V121H226V124H225L224 121H222L223 124H222V122H221L222 125H221V124H220V125H221L222 127H219L220 125L217 124V123H215L216 125H218V128H220V130H219V129H217V127H215L218 131H221V128L223 129V128L225 127V125L230 124V123L232 122V119H231L230 117H232V116H234V115H236V116L239 115L238 117H239L240 119H242V122H240V120H238L239 118L235 116V119H234V117H233V119H234L233 121H234V122H232L233 127H232V125L230 124V128H229V125H228V127L226 126L227 128L225 127V129H226V130L229 129V131L231 130V132H232L233 129L235 128L234 125H236V129L239 128V130H240V129L242 128V130L239 131V130L234 129V131H236L237 133L239 132L238 135H239V134L242 135L243 130H244L245 128H249V131H250V132L255 131V132H257V134H255V132L251 133V134H253V136L255 135L256 138L253 137V136H250L251 134L249 133V131H247L248 129H246V130H245V131H247L246 134L249 133V136L251 137V138H249V137H247V138H248L249 141L251 140V142H248V141L246 140L245 142H247V144L245 143V146H249L248 143H250V145H251L252 147H254L255 144H256V145L258 144V141H259V143H263L262 145H264V138H263V137H264V134L262 133V132L264 131V130H263V129H264V127H263V126H264V114H263L264 108H262V107H264V104H263L264 102H263V103H262V102H261V103L259 102V101H260L259 98H262V96H264V94H263L264 92L262 91V93H261V95H260V94H259V91H260V90H258V92H257V90L254 89L255 94H256V96H255V94H254V92H253V89H252V88H249V85L251 86V84L247 85L248 83H247V84H245V83L243 84V83H242V84H241L242 87H240V85H239L240 82H238L239 84L237 83V80H239V81L242 80V78H241L239 75L237 76V73L239 74L240 71L237 72V71L234 69L235 66H233V67H234V68H233L234 70H232L231 67L229 68L230 65L228 66L229 63H226V62H227ZM165 61H167V60H165ZM185 61H187V60H185ZM198 61H195L196 64L199 63ZM236 61H237V60H236ZM263 61H264V60H263ZM2 62H3V61H2ZM2 62H0V64H2ZM41 62H40V60H39V63H38V65H40L39 68H41V65H42ZM161 62H162V64H165V65H162ZM170 62H169V63H170ZM208 62L210 63V61H208ZM208 62H206V63H208ZM229 62H230V60H229ZM243 62H244V63H243ZM91 63H89V64H91ZM141 63H142V64H145L146 66L143 67V65H142ZM157 63L160 64V65H158V67H155V64H157ZM186 63H187V62H186ZM200 63H199V64H200ZM237 63H240L241 65L243 64V66L240 67V65L237 64ZM6 64L9 65L8 62H3V66H1L2 68H0V78H1V79H0V84H2V83H1V81H2V79H3L2 76H3V75H4V77H5V75L8 76L9 73H10V72L8 71L9 68L6 66ZM153 64H154V66H153ZM211 64H212V62H211ZM211 64H210V65H211ZM224 64H225L227 67H226ZM43 65H44V64H43ZM93 65H98V63H97V64L95 63V64H93ZM93 65H92V68L94 67ZM161 65H162V66H161ZM170 65H171V63H170ZM170 65H168V66H170ZM180 65H179V66H180ZM207 65H208V64H207ZM218 65H219V64H218ZM5 66L8 68V70L6 69ZM141 66H142L143 68H142ZM156 66H157V65H156ZM163 66H164V67H163ZM168 66H167V67H168ZM179 66H178V67H179ZM181 66H180V67H181ZM186 66H187V65L185 64L184 67H186ZM188 66H187V67H188ZM221 66H224L225 68H228V69H224V67L222 68ZM256 66H257V68H256ZM162 67H163V68H162ZM171 67H173V65H172ZM171 67H168V69H167L166 67H165V68H166V70H170ZM184 67H183V69H184ZM244 67H245V68H244ZM89 68H90V69L87 71V73L90 74L91 71H92V73H91V77H90V80H91V82H90V88L93 87V89H94V87H95V88H96L95 90H98V87H97V86H100V84H99V82H96V81H95V80L98 81L97 76H94V74H93V73H94V72H93L94 70H93V69L91 70V67H90V66H89ZM157 68H158V69H157ZM201 68H202V70H201ZM219 68L223 69L224 72H225V71L227 72V73H224V74H226L225 77H223L224 74L221 76V74L223 73V71L219 72ZM255 68H256V69H255ZM261 68H262L263 70H261ZM2 69H3V71H2ZM172 69H173V68H172ZM205 69H204V70H205ZM221 69H220V70H221ZM229 69L231 70V72L233 71L234 73H233V72H232L233 74H232V73H228V71L230 72ZM166 70L163 69L162 72L165 71L166 74H165V73H164V74H165L166 76H167V74H170V75H171L172 71H171V73H170L169 71H168V73H167ZM213 70H214V69H213ZM227 70H228V71H227ZM254 70H255L256 72H258L257 70L263 72L262 75L260 74V76H261L260 79H259L258 77H259V73H261V72L255 73V75L258 74V75H257L258 77L256 78V77H254L255 75L253 74V72H255ZM5 71H6V72L8 71V72H7V73H4ZM159 71H160V72H159ZM185 71H186V70H185ZM214 71H215V70H214ZM249 71H250V74H249V73H246V72H249ZM252 71H253V72H252ZM1 72H2V73H1ZM89 72H90V73H89ZM157 72H159V73H157ZM195 72H196V71H195ZM197 72H196V73H197ZM202 72H203V71H202ZM218 72H219L220 74H219ZM235 72H237V73L235 74ZM251 72H252V74H253L254 76L251 75ZM3 73H4V74H3ZM144 73H145V72H144ZM148 73H149V74L152 73V74L149 75ZM196 73H195V74H196ZM214 73H216L217 75L215 74V76H214ZM241 73H242V72H241ZM7 74H8V75H7ZM140 74H138V75L140 76ZM145 74H146V73H145ZM153 74H155V75H153ZM162 74H163V73H162ZM180 74H181V76H183V77H179ZM190 74H191V75H190ZM201 74H203V75H201ZM218 74H219L220 76H218ZM234 74H235V75H234ZM248 74H249V75H248ZM147 75H146V76H147ZM230 75H231L232 77H231ZM233 75H234L236 78H235ZM247 75H248V76H247ZM106 76H110V75H106ZM146 76L144 75L145 78H143V79H146ZM149 76H150V77H149ZM163 76H164V75H162L161 77H163ZM226 76H228L229 79H230V77H231L232 79H230V80H235V81L232 82L233 84H232V83L230 84V87H229V86L227 87V85H229V82H231L229 79H226V80H227L226 82L223 81V80H225L224 78H226ZM245 76H246V78H245ZM250 76H251V77H250ZM93 77H96V78L94 79ZM153 77H152V80H151V82H150L151 84L149 83L150 86H151L152 84H154V83H152V81H153V82L155 81V77H154V78H153ZM209 77H210V76H209ZM218 77H219V78H218ZM220 77H223V78H222L223 80L220 81V79H221ZM238 77L241 78V79H239ZM163 78L165 79V78H167V77H163ZM163 78H162V79H163ZM168 78H167V79H168ZM110 79H111V77H108V80L105 79V82H106V80H107L109 83H111V80H112V79H111V80H110ZM170 79H168L167 81H169ZM198 79H199V80H198ZM209 79H211V78H209ZM214 79H215V80H214ZM248 79H246V81H247ZM258 79H259V80H258ZM90 80H89V81H90ZM109 80H110V81H109ZM193 80L195 81V83L193 82ZM203 80H204V81H203ZM262 80L264 81V77H263ZM94 81L96 82L95 84H94ZM156 81H157V77H156ZM156 81H155V82H156ZM163 81H164V80H163ZM198 81H199L200 83L203 81V82H202V85H203V86H204L203 83L205 82V84H206V85H205V88H207V90H206V89H205V90H206L208 93H211V94H212V92H213L212 95H214L215 97H217V98H215V99L213 98V100H216V99L220 98V95H219V94H221V93L223 92L224 88H225L224 92H225V95H226V94H227V92H226V88L228 89L227 91H230V93H232V91H233V93H234V92L236 93V91H237V93H239V89H240V88H243V87L246 88V89H251V90H248V91H249V93H251V95H249V96H252V98L249 97V96H247L249 93L246 92V93H247V94H246L245 91H247V90H245L244 88H243L242 90L240 89V93H239V96H241L242 98L239 97V96H238V98H237V96H233L234 94L232 95V94H230V93L228 92L230 95H229V94L226 95V100H223L225 96H224V95L222 96V94H221V96H222L221 98H223L222 101H223V102L226 101V103H228V102H233L234 99H239V103L245 101V102H244L245 105H244L243 103H241V104H238V103H237V104L240 105V106L236 105V101H234L235 104H234V103H233L234 105L231 104L232 109H233V106H234V109H233L232 111H230V109H231V108H230V103H229V104H226V103L224 102V105L226 104V105H225V108L227 109V108L229 107V109H227V112H229V113L226 112V113H227V114H226L225 112L222 111V110H223V109H222V108H223V107H222L223 105L218 107V105H220V103H222V102L220 101L221 98L219 99L220 102H213V103H212V101H213V100H212V97H213V96L210 94L211 99L209 98V96H204V93H203V92H205V90L203 89V90H204V91H203L201 87H197L198 84H199L198 86H200V83H199ZM208 81H209V82H208ZM214 81H216V82H214ZM217 81H218V82H217ZM242 81H243V80H242ZM244 81H245V80H244ZM250 81H247V82L250 83ZM108 82H107V84H108ZM143 82H144L145 84H143ZM165 82H166V81H165ZM169 82L171 83V81H169ZM174 82H172L173 85H175ZM187 82H188V83H187ZM191 82H192V83H191ZM207 82H208V84H209L210 82H213V84L216 83L217 85L214 84V86H213V84H212V86H211V85L209 84L208 87L211 86V87H209V89H210L211 91H210V90L208 91V87H206V86H207ZM220 82H221V83H220ZM222 82L226 84V85H225L226 87H224V84H223V87H224V88L221 87V86H222ZM234 82H235L236 84H235ZM252 82H251V83H252ZM166 83H167V82H166ZM170 83H167V84L170 86V85H171ZM189 83H190V85H191V86H190V85H189V86H190L191 88L193 87V89H191V90H194V88H195L194 86H196V88H200V89L202 90L201 93H203V96H201V95H202L201 93H200V96H201L204 100L200 101V100H201V97H200V98H198V99H199V101H198V100L196 99L197 97L195 98V96H194V97H193V98H194V99H193V100H194V103H193V100H192V105H190V104H191V99H192V98L189 97V94H191V96H192L193 93L191 92V90H190V91L186 90L187 93L191 92V93H189V94H187V93L184 91V88H187V85H188ZM196 83H198V84H196ZM218 83H219V84H218ZM227 83H228V84H227ZM91 84H93L94 86L91 87ZM195 84H196V85H195ZM254 84H256V85L254 86ZM155 85H154V86H155ZM220 85H221V86H220ZM231 85H233L234 90H236V89H237V90H236V91H234V90H232V89L229 90V88H231ZM234 85H236V86L239 85V86H237V87H239V88H236V86L234 87ZM263 85H264V82H263V84L261 85V87H262ZM142 86H141V89H142ZM152 86H153V85H152ZM161 86H160V87H161ZM169 86H168V87H169ZM203 86H202V87H203ZM217 86H220V87H217ZM246 86H247V87H246ZM257 86H258V87H257ZM171 87H172V85H171L169 88H171ZM212 87L214 88V91H215V92L212 90V89H213ZM215 87L218 88V89H215ZM261 87L258 88V89H262V90H263L264 86H263V88H261ZM99 88H100V87H99ZM182 88H183V89H182ZM188 88H189V87H188ZM196 88H195V90H194L193 92H195L194 94L198 96L199 93L197 92V90L199 91V89H196ZM203 88H204V87H203ZM211 88H212V89H211ZM219 89H222V90H221L222 92L220 91L221 93L219 92L218 95H217V94H216V93H217L216 91H217V90L219 91ZM165 90H166V91H165ZM174 90H175V89H174ZM243 90H245V91L243 92ZM156 91H158V92H156ZM159 91H160V92L162 91V92L160 93ZM175 91H177V90H175ZM250 91H252V92H250ZM164 92H165V93H164ZM167 92H171V93H172V98H174V97H176V96H177V97H181L182 94H185V93H186L184 96L186 97V95H187V97H189V98H188L189 101L187 100V102H186V99H185V97H183V96H182L181 98H182L183 100L185 99L184 101H182L181 99H178V98H177V99L174 98L173 100H178V101L180 100V101H182V103H179L178 101L175 102L174 104H176V106H177V104L179 103V106H177V107H175V106L172 104V105L175 107V109H176V113H171L170 111H172V109H174V107H173V106H170L169 103H168L169 106L167 105V102H168V101H167L166 99H167L168 97H169V98L171 97V96H168V97H167ZM182 92H183V93H182ZM199 92H200V91H199ZM207 92H206V93H207ZM242 92L245 93L246 96H245V95L243 96ZM256 92L259 94L258 96H257V93H256ZM260 92H261V91H260ZM140 93H142V95H141ZM149 93H150V94H149ZM156 93H157V94H156ZM163 93H164L166 96H165ZM180 93H181V96H180ZM196 93H197V94H196ZM214 93H215V94H214ZM237 93H236V94H237ZM159 94H160L161 96H164V99H163V97H161ZM173 94H174V95L177 94V95L173 97ZM236 94H235V95H236ZM253 94H254V95H253ZM140 95H141V96H140ZM146 95H147V94H146ZM155 95H156V97H155ZM168 95H170V94L168 93ZM206 95H207V94H206ZM216 95H217V96H216ZM157 96H158L159 99L162 98L161 100H159V101H161L162 103H161V102L158 103L159 101H158V102L155 101L156 99H154V98H157ZM218 96H219V97H218ZM228 96H229V98H228ZM253 96H255V98H256L257 100H254V99H253V98H254ZM259 96H260V97H259ZM153 97H154V98H153ZM206 97H207V98H206ZM230 97H231V98H230ZM233 97H235V98H233ZM243 97H245V98H243ZM247 97H249L250 100H249ZM110 98H111V97H110ZM141 98H140V100H141ZM158 98H157V99H158ZM165 98H166V99H165ZM169 98H168V100H169ZM172 98H170V99H171V100L169 101L170 103L174 102V101H172ZM227 98H228V99H231V101H229ZM232 98H233V100H232ZM246 98H247V100H249V102H248V103H250L249 105H251V104L253 103V100L255 101V102H254V105L252 104L253 106H252V105L249 106L248 103H247V105H248L249 107L246 108V111H247V109H248V111H247L246 113H248V112L250 111L249 108L252 109V107L254 108V106H255V108H256V107L258 108V109L256 108L257 111H258V112L256 111L257 113H256V112L254 113V111H255L256 109H252V110L250 111V112H252V114H251L250 112H249V114H247V115H246V113H245V114L243 113V112H245L244 109H245V107L247 106V105H246L247 100H245ZM195 99H196V100H195ZM209 99H210V100H209ZM240 99H241V100L244 99V100L241 101ZM108 100H109L110 102L113 103L112 99H111V100L108 99ZM140 100L138 99V101H140ZM147 100H146V101H147ZM163 100L166 101V102H164ZM205 100H206V102H205ZM258 100H259V101H258ZM261 100H264V99L262 98ZM153 101H155V102L153 103ZM210 101H211V102H210ZM217 101H218V100H217ZM227 101H228V102H227ZM237 101H238V100H237ZM105 102H106V101H104V107H107V108H108V107H109L108 105H110V104L112 105V103L109 104L108 102H106V103H105ZM143 102H144V103H143ZM185 102H186V104H185ZM188 102H189V103H188ZM198 102H200V104H199ZM146 103H147V102H146ZM155 103H157V105H156ZM183 103H184V104H183ZM195 103L197 104L196 106L193 105V104H195ZM210 103H211L212 105H211ZM214 103L217 104V108H215V110L217 111V109H218L217 112H218V114L220 113L221 116H220V115L218 116L217 113H216L217 115L215 116V112L213 113V111H214V109H213V108H214V107H213ZM218 103H219V104H218ZM255 103H258V104H261V105L259 106V105L256 104V105H257V106H256ZM105 104H107V106H105ZM158 104H159V105L161 104V105L159 106ZM162 104H166L165 106H166L167 108L164 106L165 109H168V108L170 109V108H172L171 110L168 109V110H166V111H168V114L170 113V114H172V116H174V118H175V119H173L174 121H175L176 119H178L179 115L183 112V110H180V112L177 111L178 108L180 109V106H181L180 104H182V106L188 104V105L185 106V107H184V106L181 107V109H184V111H186V110H185L186 107H188V108H187L186 113L184 112V113L182 114V115H185V116H184V117L182 116L183 118L180 116V117H181L180 119H181L182 121H180V119H178L180 122H179L178 120H176V121H178L179 125L176 124V123H177L176 121H175L176 123H175V122L173 123V122H171V121L169 120V119L172 118L171 115L166 117L167 112H165L166 115H163V114H164L163 112H164L165 109L163 108V105H162ZM222 104H223V103H222ZM242 104H243L244 106H243ZM262 104H263V106H262ZM1 105H2V103H0V106H1ZM4 105H6V104H3V105H2V106L5 108L7 105H6V106H4ZM139 105H140V103H139ZM146 105H147V106H146ZM153 105L155 106L154 108H156V107H157V108L154 109V108H153ZM227 105H229V106L227 107ZM235 105L239 107V108H238V107H237V108L240 109V111H241V112L239 111L240 113L237 112L238 110L236 111ZM2 106H1V107H2ZM158 106H159V108L162 106L161 108H163L164 110H162V109L160 108L161 111H160V110L158 111V109H159ZM189 106H190V107H189ZM191 106H192V107H191ZM201 106H202V107H201ZM215 106H216V105H215ZM3 107H2V109H4ZM220 107H222V108H220ZM241 107H244V108L241 110ZM6 108H7L6 110L4 109L5 111L8 110L9 106H7ZM138 108H139V107H138ZM152 108L154 109V111H152ZM203 108H202V110H203ZM225 108H224V109H225ZM260 108H261V110H260ZM2 109L0 108V111L4 112V110H2ZM143 109H144V108H143ZM143 109H142V110H143ZM175 109H174V110H175ZM209 109L212 110V111H210ZM219 109H220V110H219ZM262 109H263V111H262ZM155 110H156V115H154ZM228 110H229V111H228ZM253 110H254V111H253ZM259 110H260L262 113H261ZM9 111H10V110H8L7 114L9 113ZM195 111H196V110H195ZM219 111H220V112H219ZM225 111H226V110H225ZM234 111H235V114H232V113H234ZM242 111H243V112H242ZM153 112H154V113H153ZM177 112H178L179 114L176 116V117H177V118H176L175 115L177 114ZM193 112H194V111H193ZM193 112H192V113H193ZM197 112H196L195 114H193V115H194V116H197V115H196ZM209 112L213 113L212 115H214V116H212V115L209 116ZM222 112L224 113V115H222V114H223ZM230 112H232V113H231L232 116L230 115V117H229L228 114H230ZM259 112H260L261 114H259ZM0 113H1V112H0ZM144 113H145V114H144ZM147 113H148V114H147ZM149 113H150V114H149ZM152 113H153V115H151ZM203 113L199 112L198 115H199V114L202 115ZM221 113H222V114H221ZM236 113H237V114H236ZM242 113H243V114H242ZM1 114H2V117H3V118H4V117H5V118L7 117L6 112L1 113ZM1 114H0V116H1ZM3 114L6 115V116H3ZM174 114H175V115H174ZM204 114H203V115H204ZM225 114H226V115H225ZM240 114H241V115H240ZM257 114H259V115L256 116ZM262 114H263V115H262ZM9 115H10V113L8 114V117H10ZM161 115H163V116H161ZM188 115H187L186 118H187V120H188V119H189V120H188V121L186 120V122H187V123H188V122L191 123L192 121H190V120H191V119H195V118L193 117V118L190 119L189 117H191L192 114H191L189 117H188ZM249 115L252 116V117H254V118H255V116H256V119L253 118V119L251 120V117L248 118V119H250L249 122H251V126H252L251 128H250V126L247 124L248 121H246V120H247L246 117H248ZM253 115H254V116H253ZM261 115H262V116H261ZM222 116H224V117L226 116L225 119H224V117H222ZM241 116H242V117H241ZM8 117H7V118H8ZM140 117H141V116H140ZM140 117H138V118H140ZM152 117H151V120H153ZM165 117H166L167 119H168V117H170V118L168 119V121H166L167 119H166ZM197 117L199 118V117H201V116H197ZM197 117H196V118H197ZM208 117H207V118H208ZM216 117H218V118H216ZM227 117H228V118H227ZM261 117H262V118H261ZM141 118H142V117H141ZM145 118H147V117L145 116ZM145 118H144V119L142 118V119H143L145 122H148V120L146 121ZM157 118H158V119H157ZM159 118L161 119V121H160ZM198 118H197V119H198ZM202 118H205V116H202ZM202 118H200V119H202ZM207 118L202 119L201 122L204 121V120H206ZM229 118H230V119H229ZM257 118H260V120H257ZM142 119H141V122H142ZM183 119H185V120L183 121ZM197 119H195V120H197ZM214 119H213V121H211L212 119H210V120L207 119L208 121L206 120V122H209V124H210L211 122H213V123L210 124V125H213L214 122H215ZM243 119H244V120H243ZM173 120H172V121H173ZM195 120H194V122H195ZM228 120H230L231 122L228 121ZM235 120H238V121H235ZM261 120H262V123H260V122L258 123V121H261ZM67 121H68V120H67ZM67 121H66V123H67ZM149 121H150V120H149ZM169 121H170L171 123H173L172 126H171V124H170L171 127L169 126V123H170ZM198 121L200 122V120H198ZM198 121H197V122H198ZM210 121H211V122H210ZM253 121L255 122V124H257V125L259 124V127H260L259 129H260V130L257 128V126L255 127V125H252V124H254V123H252ZM256 121H257V122H256ZM145 122H144V123H145ZM160 122H161V123H160ZM165 122H167V123L169 122V123L167 124V123H165ZM199 122H198V123H199ZM201 122H200V126L202 125V123H204V124H203V125H204L203 129H201L203 125H202L201 127H200L199 125H197L198 127H197V126L195 127L194 124L192 125V123H191V126H193V128H192V127H191V128H192L193 130H195L196 132H198L197 130H198L199 127H200V131L203 130V133H205V132H204V131H205L204 128H207L209 125H208V123H205V121L202 122V123H201ZM219 122H218V123H219ZM237 122L242 123L241 126H240V124H238ZM243 122H244V123H243ZM0 123H1V120H0ZM68 123H69V121H68ZM68 123H67L66 125H68ZM163 123H165L166 126H162ZM235 123H236V124H235ZM165 124H164V125H165ZM196 124H197V123H195V125H196ZM206 124H207L208 126L205 127ZM245 124H246V126H245ZM249 124H250V123H249ZM261 124H262L263 126H262ZM0 125H1V124H0ZM61 125H62V124H61ZM61 125H59V129H60L59 131H60V132H58V133H59V136H60V137H59L60 140L62 139L61 135H62V136L64 135V134H63V133H64L63 131L66 132V129H67V128L64 129V127H63V128H60ZM184 125H186V123H183V124L180 125V126H183V127H184ZM187 125H188V126H186L187 128L190 127L189 124H187ZM216 125H214V126H216ZM260 125H261L262 127H261ZM62 126H63V125H62ZM69 126H70V125H68V127H69ZM223 126H224V127H223ZM237 126H238V128H237ZM239 126H240L241 128H240ZM247 126H249V127H247ZM160 127H161V128L164 127V128L161 129ZM209 127H210V126H209ZM212 127H213V126H212ZM243 127H245V128L243 129ZM117 128H118V127H116L115 129L117 130ZM191 128H190L189 132H191V130H192ZM195 128H196L197 130H196ZM210 128H211V127H210ZM215 128L213 127V130H214ZM252 128H253V131L251 130ZM255 128H257L258 130H256ZM63 129H64V130H63ZM68 129H69V128H68ZM157 129H158V130L161 129V130H160V131H157ZM174 129H170L169 134H170L171 130H174ZM185 129H186V128H185ZM216 129L214 130V132L216 131V132H215V137H214V138H215V139H218L217 136H218L221 132L218 133V131H217ZM225 129L223 130L224 133H225ZM254 129H255V130H254ZM261 129H262L263 131H262ZM62 130H63V131H62ZM92 130H93V128L91 129V131H92ZM187 130H188V129H186V131H187ZM206 130H208V128H207ZM211 130H212V129L208 130L207 133H206V136H205V137H206L207 139H208V136H210L209 138H211V137L213 138V136H211V134H208V132L211 133V132H210ZM213 130H212V131H213ZM61 131H62L63 133H62ZM95 131H96V130H95ZM183 131H185V130H183ZM183 131H182V132H183ZM200 131H199V132H200ZM259 131H260L263 135H262L261 133H258ZM89 132H90V131H89ZM89 132L86 133V135H85V134H83V135L81 134L80 136H82V137L77 136V137H79V138L76 137L77 140H75V142H79V143H80V141H82V140H80V139H83V140H84V137H85V140H86V139L89 138V136H91V135H93V134L95 135V133H96V132L93 133L94 130L91 132L92 134L89 133ZM174 132L177 133V131H172V133H174ZM189 132H186V134H185V132H184V133H181V135L184 134V136H183L184 138H182V136H181L179 133H177L179 136H181L180 138H182V140H185V141H182L181 139H179L180 141L178 140L179 143H180V142H181V143L183 142L182 144H180L179 147H178L177 144H175V145H177V147H178V150H177V149H176V150L179 151V153H178L179 155H178L177 153L174 152V151H176V150H174V149H173V152H174V153H173V152H170L171 154H169V152H168V151H172V148H170L172 145H173V148H175V147H174V143H176V141H175L176 139H175V138H176L177 135L174 136V134H176V133H174V134L171 133V135H173V136L175 137V138L173 139V140H174V141H173L174 143H172V145H170L171 142H172V139H171L172 136H169L168 133L165 134L166 136H169V137H170V139H168L169 141L166 140L167 137L165 138V140L167 141V143H170V144H169L170 146H168V148H170V150H168L167 148H165V147H167V145H166V142L163 144L162 139H161V141L159 140V141H160V142H159V145L157 144V143H158V139L160 138V137L158 138V135H157V134H156V135H157V141H156L157 143H155V144H157L158 147L162 145L161 147L164 148L163 150H162L161 147H159V149L156 148L157 150H154L155 153L152 152L153 150H151V149L154 148V147L156 146L153 142H150V143H153V144H154L153 147H150L152 144L149 146V148H151V149H149V148H144L145 150L143 149V151H141L140 149H137V150H140L142 153H143L144 151H146V149H147V151L150 150V152H151L150 155L155 154V155L152 156V157L150 156L151 159H153L154 157H155V158L158 157V159H159V160H158L157 158H156V160H154L155 158L153 159L155 162H157V163L155 164L156 166L152 165L154 161L152 162V161H150V160H151V159H150L149 161L152 162L151 166H152L153 168H154V167L157 168L158 165L161 163L160 165L163 166V168H161V167L159 166V167L161 168V170L164 171V169H166L167 172L165 171L164 173H167V174H166L167 176H165V177L163 176L164 179H162V177H161V175H160V177H161L160 183H158V182H159V180H158L159 177H156V178H158V179H157V180H158V181H157L158 184H155V187H156V185H159V186H160V185L162 184V182H163L162 180H164L166 183L164 182V186H162V185H163V184H162L161 187H162V190H163V188H164V191H166V192L163 191L165 194H164L163 192H162V193L166 196V194L169 193L170 189L173 190V192L170 191V193L167 194V198H166V197H165V198H166V201L169 202V203H168V202H167V203H168L170 206H171L172 204L174 205V206L172 205V208L169 207V208H170L169 211L173 210V207H174V211H173V212H175V213H174V215L172 214V216H175V214H176L177 217H178V213H179V214H180V217H178V219H177L176 216H175V217H173L172 219L175 218V219H177V220H180V221H179V224H182V226H181L182 228L179 227L180 229H183V228H184L185 224H187V220L189 219V220H188V223H189V224H187V225L185 226V228H187V229H186V230L183 229V230L186 231V234L190 231L189 234L191 233L192 236L189 235V234L185 235V236H187V238H186L184 235H183V236L185 237L184 239H185V240L188 239V241H189L190 243H192V245H191L189 242H187V241H185V240L183 239L182 242L180 241V243H183L182 245H181L180 243H177V244L179 245V248H180V249L178 248V250L180 251V250L183 248V246L185 245L186 247L184 246V248H186V250H184V253H185V252L187 253V250H188L189 253H187V254H188V255L190 254V256L192 255V256L194 257L195 253H194V255H193V253H192L193 251L190 249V248L193 247V241L196 242L197 244H198V243L201 244V243H200V239L202 238L201 240L203 241V239H205V236H204V235L206 234V232H207L208 230H210V231L212 230V233H213V231H214V234H212L211 232H210V233L208 232L209 235H211V234H212V235H216V233H217V235H216L215 237L218 239V241L221 239V241H219V242L217 241L218 243L215 244V245H216V248H217V245H218V247H220L219 244L222 243L223 246H221V247H223V249H224L225 251H227V254H226V252H224V253H225V254H224V253L222 252L223 249H219V248H217V249H218V250H221V252H222L221 254H219L220 251H218V250H216L217 252H216V251L214 252V249H216V248H215L214 245L211 244L213 241L210 240V242H209V241L207 240V241L209 242V244H211L210 246H211L212 248L214 247V249H211V247H210V249L213 250V251H211L212 254H211V252L208 253V251H207V254H208V255H207V254H204V255H206V257H205L206 259H205V260L200 259L201 261L204 262V264H210V263H212L213 261H214V262H213L212 264H220V262H218V260L221 259V257L224 258V259L222 258L223 260L221 259V260H222L221 264H239V263H240V264H252V263H254V264H259V263H260V264H263V263H264V255H260V254H261V251H263V250H262V247L264 246V245H263V244H264V243H263L264 241H263V238H262V237L264 236V233H263V234H257V233H260V232L262 233V231H264V230H262V227L264 226V223H263L261 220H257V221H260V224H261V223L263 224V226L260 225V226H261V227H260L261 229H257V227H255V226H253L252 224H250V223H252V221L250 222V220L253 218V216H257L258 213H260V215L258 214V217H261V215H262V213H263V211H264V204H263V202H264V194H263V193H264V192H262V191H264V190H261V191L259 190V191H260V195L263 196V197L260 196L261 199H259V195L257 196V194H256V192L259 193L258 189H259V188L261 189L262 186H263L262 189H264V185L262 184V182H258V183L256 182V183H255V181H254V179L257 181L258 178H259V181H260V178H261V176L263 175L262 173H264V169H263L264 167H262V165L264 164V163H263V161H264V160H263L264 156L262 155V157H261V154H260V151L262 152V154H264V146H260V147H261V148H260V147H257V146L255 145V147L252 148V149H254V150H252V149H251V146H249V147H250L249 149H251L252 151H250V152H248V153L245 151L246 148H243L242 146H240V148L242 149V151L240 152L241 149H240L239 147H236V145H238V144L235 143L236 145L232 146V144L234 143L235 140H237V138H236L235 140H232V139H234L233 137H236L237 135H236V136H233L232 138L229 137V138L233 141L232 144L229 145L231 149H232V147H233L231 153L233 152L234 157H236L235 159H237V160H235V159L232 158V157H233L232 154L229 153L230 150H231V149H230L229 152H228V154H229V155L231 154V155H230L231 157H229V155H228V157H229V158H232V162H233V160H235V161H234V162H235L234 164L230 161V163H232V164H230V165H231V167H232V169H233V166L235 167L236 164H238L240 169L243 168V169L241 170V171H243V172H241V171L238 170V171L240 172V175L243 173V174L241 175V177L243 178V176H245V175H246V172H247V176H248L249 178H248L247 176L244 177V178H245V179H246V178H247V179H250L249 181H247V179H246V181H245V179H244L245 182H244V181H241L242 183H244L243 185H246L245 187H244L243 185H241V187H243V188H242L243 191L245 192V193L243 194V191H241V192L239 193V191L236 192V189H237V188H236V189L234 188V187L236 186L235 183H238L237 180L239 179V181H240V180H241V179H240L241 177H240V175L237 176L236 173H233V172H232L233 170H231V168L229 167L230 165H228V164H229V162H228V161H229V160H228L229 158H228V157L226 158V155H224V153H227L228 150H227V148H226L227 151H226L225 149H223V148H225V142H222V138H221V136H222V135H226V136L229 135L230 133L228 132V130H227L228 134H220V136H218V137L221 138V139L219 138V140H221L220 142H222L221 145H222V146L224 145L223 148H222L221 150H217L218 148H220V147H219V145H220L219 143H220V142L218 143V147L215 145V144L217 143L218 140L213 141V139H212L213 143L210 141V144L215 145V146L217 147L216 150L219 151V152L222 151V150H225V151H226V152H225V151H224V152H221L224 156H223L221 153H219V152H218V153L221 154V156L224 157V160H225V158H226V162H227L228 164H226V162L222 159V157H221L219 154H218V155H215V156H218V157L220 156V158L218 159L219 162H218L217 159H215L216 162L214 161V163H215L216 166H217L218 163H219V164H222L223 168H222V166H220V165L218 164V166L222 169V171H225V169H226L228 172H230V170H231V173H232V174H230V173H228V172H226V173L224 172V173H223V172L221 171V169L218 168V166H217V170L219 169L220 173H219V171H218V173H217V172H214V170L216 171V166L213 167V164H212L213 161L210 163V162H209L210 160H209V161L207 160L209 157H208L207 155H205V154H204L205 152L203 151V149H204L205 146H207V147H205V149H207V148H209V146H212V145L209 144V146H208L207 143H209V142H207L206 140H205V141H206V142H205L203 139H201V138L204 137V136H203V137H200L201 135H204V134H201V135H200V133H201L202 131H201L200 133L198 132L199 134L197 133L199 136H198L196 133L194 134L193 131L191 132L192 134H190ZM214 132H212L213 135H214ZM223 132H222V133H223ZM236 132H235V133H236ZM0 133H1V131H0ZM216 133H217V134H216ZM237 133H236V134H237ZM75 134H76V133H75ZM75 134H74V135H75ZM87 134H88V135L91 134V135L87 136ZM160 134H162V133H160ZM189 134H190V136H192V137H194V138L188 136ZM243 134L245 135V133H243ZM259 134H260V135H259ZM78 135H79V134H78ZM94 135H93V136H94ZM193 135H195V136L197 135L198 137L196 138V137L193 136ZM207 135H208V136H207ZM216 135H217V136H216ZM230 135H232V133H231ZM233 135H234V134H233ZM240 135H239V136H240ZM244 135H242L243 137L240 136L242 139L239 137V138H240L241 140H243V141H244V138L247 136V135H246V136L244 137ZM257 135L259 136V138H258ZM86 136H87V138H86ZM160 136H161V138H162V137L164 138V136H162V135H160ZM187 136H188V137H187ZM226 136H225V137H226ZM260 136H261V138H260ZM262 136H263V137H262ZM63 137H64V136H63ZM169 137H168V138H169ZM186 137H187V138H186ZM189 137L191 138L190 140H192V141H190V140L188 139ZM205 137H204V138H205ZM222 137H223V136H222ZM225 137H223V138H225ZM237 137H238V136H237ZM252 137H253V138H252ZM18 138H19V139H18ZM172 138H173V137H172ZM178 138H179V137H177V139H178ZM185 138H186V139H185ZM199 138H200V140H199ZM206 138H205V139H206ZM227 138H228V137H227ZM227 138H225V139L227 140ZM229 138H228V139H229ZM239 138H238V139H239ZM89 139H90V138H89ZM89 139H88V141H89ZM155 139H156V137H155ZM194 139H195V141L197 140V142H198L199 144H198V143H195ZM225 139H224V141H225ZM252 139H255L256 142H253ZM258 139H259V140H258ZM17 140H18V141H17ZM79 140H80V141H79ZM85 140H84V141H85ZM188 140H189V141H188ZM198 140H199L200 142H199ZM209 140H210V139H208V141H209ZM260 140H263V141L260 142ZM15 141H16V142H15ZM15 141H14V143H13L14 145L12 144L13 152H14L15 154H12V155H15V156H17V157H18V156L21 157V152H22V142H23V138H22V136H18V137L15 136ZM61 141H62V140H61ZM163 141H164V139H163ZM170 141H171V142H170ZM202 141H204L207 145H205L204 142H202ZM17 142H18V143L20 142V143L17 144ZM186 142H188V143H186ZM215 142H216V143H215ZM226 142H228V141H226ZM235 142H236V141H235ZM237 142H238V141H237ZM241 142H242V141H241ZM89 143H90V141H89ZM161 143H162V144H161ZM177 143H178V142H177ZM179 143H178V144H179ZM200 143L204 144L205 146L201 145ZM229 143H231V142L229 141ZM238 143H239V142H238ZM251 143H253V145H252ZM254 143H255V144H254ZM1 144H2V140L0 139V146H1ZM74 144H75V143H74ZM77 144H78V143H77ZM101 144H102V142H101ZM101 144H100V145L98 144L99 148H100V149L105 148V147L103 146L104 143H103L102 145H101ZM183 144H185V145H187V146H188V144H189L190 147L192 146V147H191V150H192V151L194 150V148H193L194 146H196L195 149L197 150V146L199 145V150H198V151H200V150L202 149L203 152H201V151H200V152H201L202 154H204L205 156H204V155L201 156V158H202V160H201V158H200V154H198V158H200V159H199L198 164H197V161L195 162V160H198V158H197V159H195V158L197 157L196 154H197L198 151L195 152V150H194V151H193V154L196 153V154H194V155H196V156H195V158H194V155H192V153H191L190 155H192V156H190V157H192V158H190L188 152L190 153V152H192V151L190 150V148L188 149L189 146H188V147L186 146L187 149L184 148L185 146L182 148ZM242 144H243V143H242ZM16 145H17V147H16ZM84 145H85V143H84ZM84 145L78 146L79 148H78V150H76V151L79 152V150L81 149V150H82V153H83V152H84V151H83ZM91 145H93V147H91ZM163 145H165V147H164ZM200 145H201L203 148L200 147ZM221 145H220V146H221ZM226 145H228V143H227ZM240 145H241V144H240ZM260 145H261V144H260ZM14 146H15V147H14ZM82 146H83V148H80V147H82ZM87 146H88V143H87L86 146H85L86 150H85V148H84L85 152L87 151V153H88V154L86 153L87 157H86L85 154H82L81 157H82V159L85 161V162H84V163H85V166H86L87 163H88V167H85V166H84L85 168H83V167H81L82 164H81L80 166L78 165L79 167H81V170H84V169H85V170L82 171V172H86V174H87V173H88V170H89V171H92L93 169H96L95 172H97V168H98V172L100 171L99 174L101 173V175H102V174L104 173V174H106V176H108V177H105L104 174H103V176H101V175H98V176H97L96 173L93 172V171H92V172L95 173L94 175H90L92 172H91V173H88L90 176H92V177H94V178H95V176H96V178H97V177L99 178V176H101V177H102V178H101L102 182L104 181L103 183H101V182L99 181L98 178H97L98 180L94 179V181L91 179V180H92L94 183H96L97 185L95 184L96 186H94V185L91 186V183H90V188L92 187V189H91V193L93 192V194H92V196H91L92 198H91V200H90V202H91V201H92V202H91V205H89V207L91 206L90 208L93 209V210H90V208H89V210H90V212H93V213H89V214H90V215L92 214V217H93V216L96 217V220H97L98 222H100L101 220H102V222H100V223H95V222H97V221H93V223H92V224H93V226H92L93 229L91 228L92 230L90 229L91 232H90V233L88 232V234H86V232H85L86 230L83 231L85 228H84V226H83V225H84V221L82 220V219H83V212L86 210V208H85V207H86V203H85V205L82 204V201H85V197H84V195H82V197H81V194H79V193H81V192L78 190V189H79V187H78L79 184H78L77 175H75V174L77 173V171H78V172H81V171H79V168L77 169V166H76L77 164H79V163H76V162H77V161L80 162V160H82L81 157H80V158L77 157V158H78V160H77V158H76V156H75L76 159L73 158V161L75 160L76 162L74 161V164L71 165V163H72V159L70 160V161H71V162H70L69 159H67L66 157H64V156H66V155H64V154H66V153H63V154H62V152L59 151V149H58V152H57V151H56L57 153L55 152V154H57V155H55L57 158H55L54 161L58 160V163L61 164V165H59L58 163H56V162H57V161H56L55 163L58 164V165H55V166H57L58 168H56L57 170L55 169L56 171H55L54 169H53L54 171L52 170L54 173L56 172L55 174H56L57 176H56L55 174H53L54 177L56 176V178H54V181H56V182H54V181L52 182V180H49V184H50V186H49V184L46 185V181H47V180H46L45 177H44L45 174H43V175H42V180H40V181H41V184L38 183L37 188H36V190L38 189V193H37V191L34 192L35 189H34V187L31 185V181H30L31 179L29 178L30 176H29V174L27 173L28 171L25 170V169H27V168H24V167H25V162H23V160H21L20 158H17V157H15L16 160H15V159H11V155H10V156H8V158L11 159V160H13L14 163H15V166H14V165L12 166V162H13V161L11 162V160H8V158H5V156L7 157V154L4 155V157H3V156H2L3 153L0 152V154L2 153V154L0 155V160H1V161H0V176L2 175L3 178H4V176H5V178H6V177L11 178L10 180L4 178L5 182H6L7 180H8L9 182H8V181L6 182V184H5L6 187H5V185H2V189H4L7 198H6V199L1 198V199H2L3 201H5L6 203H5V202L2 203L3 201L0 200V203H2V204L0 205V212L2 213V214L0 213V217H1V219H0V226L2 227V228H0V230L2 231V232L0 231V232H1V234H0V264H7L6 262H9L10 260H11V261H10L8 264H37V263H38V264H44V263H45V264H49V263H50V264H72V263H73V264H76V263H77V264H84V262H86V263L88 262L87 264H90V263H91V264H93V263H94V264H111V263H112V264H120V263H121V264H125L126 262H127V264H133L134 259H135L134 262H135V263L137 262L138 264H146V263L150 264V262H151L152 264H163V262H164L165 264H171L172 261L174 262V260H172V256H173L175 253H174V254H171L172 256H170L169 254L164 255V254H165V251H164V250H165L166 247H167V249H166V251H167V250L169 249V247H170V252H171V247H172L173 243L176 241V239H175V241H174V239H172L174 242H173L172 240H170V241H172V242H171L172 245H171V243H170L171 246H169V245L166 246L167 243H168V239L170 238V236H168V235L166 234L165 236H167V237H169V238L162 237V236H164V234H162V232L164 233V231H166V229H163V230H164V231H163L162 228H161L162 232L160 231V227L157 226V225H159V224L161 223V221L159 220V221H160L159 224H156L157 222H159L157 219H156V220H157L156 223H155V222H152V221H154L155 219L152 220L151 217H150L148 214H146V212H147V208H146V210L144 209L145 211L142 210V211L145 212L144 217H145V215H146V216L148 215L147 217H150V218H148V219L145 218L144 220H147V221H150V220H151V222H149V223L152 224V227H153L154 225L157 226V227H156V230H155V234L157 235V233H158V234H159V236L157 235L158 237L154 234V229H155V227H153L154 229L152 228L153 230H152V229H151V231L149 230L150 232H152V234H154L153 236H156V237H153V236L151 235L153 238H155L154 240L156 241L157 238H160V234H162V235H161V239L163 238V240H165V242H163V244H161V246H160V245H159V244H160L159 241H160L161 239H160V240L158 239V241L155 243V242H153L154 240L151 238V240H153L152 243H154V244H153V247H152L153 249L150 248V252H149L148 247H151V246H152V243L149 244L150 241H147V239H148L147 237L150 236V234H149V231L146 232L147 229H145L149 223L146 225L147 221L140 220V217H139V216H143V215H138V216L136 215V216L138 217V218H137V217L134 215V214H136V213H133V212H136L137 210H140V211H141V208H143V206L146 207L147 204H149V205L151 206V208H148V209H152V207H153V209H155L154 211H156V209H160V212H162V211H164V210H165V212H166V209H167V212H166V213H167L168 217H169V215L171 214L172 211L170 212V214L168 213V209H169V208H167L168 204H167L165 201L160 200L161 197H157V199L160 198L159 201H157V202H156L157 199H155V198H154V199H151V198H150V197H151L150 192H151V190H152L151 188H152V186H154V185H152V183L156 180V178L154 177L155 180H153L152 183H148L149 181H147V180H148L149 177L146 179L147 182L144 180L145 183L150 184V186H149V185H147V186L150 187V189H151V190H148V189H147V190L150 191V192H149V194H146V193H145V195H146V197L149 198V199H148V201H147V200L144 201V200H145V196H143V197L140 196L141 194H144V193H143L144 191H143V192L141 191L143 188H142V189H141V188H138L139 185L141 186V184H138V183H137V185H136V183H135L134 181L137 182V179L135 178L136 180H133L134 177H136L137 174H136L133 178L131 177L133 181L130 180L131 178L129 179V181H130L131 183H132V182L135 183V186H137V188L134 186L133 183H132L133 185L131 184L132 187H129V183H130V182L126 179V178H129V177H125L126 174H128L127 172H131V171H126V168H128L129 165H127V166L125 165L126 168H125V166H124V169H123V166L121 167V168L123 169V170H121V173H122V171H124V170L126 171V172L124 171L125 173L123 172L124 175H125V176H124L125 178H124V177H123V178H124L125 181L127 180L126 183L128 182V184H126V183L123 181V178H122V179L120 178V177H122V174H123V173L121 174V173L119 172L120 170L117 172L116 169H115V168L117 167V170H118V168H119L120 166L117 165L115 168H113V167L111 168V167H110V166H115V164L113 165V160H112V158H110V152H109L108 149H106V148L103 149V152H104V153H103V152H101L102 150L100 151V149L97 148V147H98L97 145H96V147H95V145L91 143V144H89V148H88ZM100 146H101L102 148H101ZM157 146H156V147H157ZM215 146H214V147H210V148H216ZM222 146H221V147H222ZM229 146H227V147H229ZM231 146H232V147H231ZM238 146H239V145H238ZM243 146H244V144H243ZM258 146H259V144H258ZM20 147H21V149H20ZM91 148H92V149H91ZM95 148H97V149H95ZM107 148H108V147H107ZM160 148H161L162 152H159ZM179 148H180V150H179ZM192 148H193V149H192ZM200 148H201V149H200ZM210 148L207 149V150L211 151ZM0 149H2V146L0 147ZM17 149H18V151H17ZM154 149H155V148H154ZM183 149H184V150H183ZM205 149H204V150H205ZM228 149H229V148H228ZM234 149H235V150L237 149L236 156H235V154H234V152H236ZM239 149H240V150H239ZM247 149H248V147H247ZM256 149H257V153H259V157H258V158L255 157V155L258 156V154L256 153ZM14 150H15V151H14ZM19 150H20V153H19ZM89 150L92 152V154L90 153ZM97 150H99L100 152H98ZM105 150H106V151H105ZM137 150H136V151H133V152H138ZM164 150H166V152H165ZM182 150L188 154V157H187V155L185 156L186 153L184 154V152H183V154H180V151H182ZM185 150H188V151H185ZM213 150H214V149H212L211 153H210V152H209V153L212 154L214 151H216V150H214V151H213ZM0 151H1V150H0ZM76 151H75V152H76ZM93 151H94V152H93ZM140 151H139V152H140ZM147 151H146V152H147ZM156 151H157V152H156ZM205 151H206V150H205ZM217 151H216V152H217ZM247 151H249V150H247ZM254 151H255V152H254ZM17 152H18V153H17ZM96 152H97L98 154H97ZM164 152H165V154H169V156H172V160H171V159H170V160H171V161H174V162L176 163V165H175L174 162H173V164L171 163L172 165L170 164L171 161H170V160H169L170 162L168 161L169 157H168V159L166 160L167 155H165V157H164ZM238 152H240V153H239L240 155H238ZM243 152H244V154H243L244 157H241V156H242L241 154H242ZM59 153H60V155H59ZM76 153H77V152H76ZM95 153H96V154H95ZM100 153H101V154H105V155H101V156L99 157ZM160 153H161V154H160ZM162 153H163V154H162ZM198 153H199V152H198ZM245 153L247 154L246 157H245ZM18 154H20V155H18ZM61 154H62L63 156H62ZM94 154H95V155H94ZM131 154H132V153H131ZM135 154H136V156H138V160H139L140 156H141V158L144 156L143 159L146 161V164H147V162H148L147 160H148V158H150V157L147 158V155H145V154H144V155H141L140 153H139L140 155H139L138 153H135ZM147 154H148V156H149V151L147 152ZM156 154H157V155H156ZM158 154H160V156H158ZM172 154H173V155H172ZM176 154H177V155H176ZM206 154H208V151H206ZM210 154H208V155H210ZM214 154H217V153L214 152L211 156L215 157ZM248 154H249V155H252V154H253V155L251 156V157H253V158L249 157ZM58 155H59V157H58ZM74 155H75V154H74ZM88 155H89V156H88ZM108 155H109V156H108ZM180 155H181V158H180ZM60 156H61V157H60ZM83 156H84V158H83ZM106 156H107V157H106ZM133 156H134V154H133ZM145 156H146L147 159L145 158ZM161 156H162V158H161ZM173 156H174V158H175L176 160L179 159V161L177 162L175 159H173ZM211 156H210V157H211ZM237 156L239 157V159L237 158ZM1 157H2V158H1ZM12 157H14V156H12ZM85 157H86V158H85ZM89 157H91V158H89ZM101 157H102V158H101ZM108 157H109V158H108ZM184 157H186V158H184ZM203 157H204V158H203ZM205 157H206V158L208 157V158L206 159ZM213 157H211V158H209V159H212ZM218 157H217V158H218ZM240 157H241V158H240ZM254 157H255V158H254ZM4 158H5L6 160H4ZM63 158H64V159H63ZM88 158H89V159H88ZM98 158H99L100 161L98 160ZM106 158H107V159H106ZM130 158H131V155H130ZM134 158H136V157H134ZM188 158H189V159H188ZM193 158H194V160H193ZM242 158H243V159H242ZM261 158H262V159H261ZM65 159H67L69 162H68L67 160H65ZM79 159H80V160H79ZM85 159L88 160V161H90V159H91L92 162H91V161H90V162H87ZM95 159H96V160H95ZM108 159H109V161H107ZM110 159H111V160H110ZM132 159H133V158H132ZM164 159H165V160H164ZM187 159H188V160H187ZM191 159L193 160V161H191L193 165H192L191 162H190ZM203 159H204V160H203ZM205 159H206V161H208L207 166L205 165L206 167L203 165V164L207 163V162L205 161ZM213 159H214V158H213ZM213 159H212V160H213ZM220 159H221L224 163L221 162ZM240 159H241V161H240ZM245 159H246L247 161H248V159H249V162H250V161H252V162L256 161V162H257V161H258V162H257V165L254 164L253 167H250V166L248 167L247 164H244V165H247V170H246V168H245V170H244V167H243L244 165H241L240 162H241L242 164H243V161H244V163H246L247 161H246ZM250 159H251V160H250ZM253 159H254V161H253ZM260 159H261V160H260ZM18 160H19V162H18ZM93 160H94L95 162H93ZM133 160H134V159H133ZM133 160H132V161H133ZM135 160H137V159H135ZM138 160H137V162H138ZM157 160H158V161H161V160H162V161H161L160 163H158ZM185 160L188 161V163H190V164H188ZM230 160H231V159H230ZM242 160H243V161H242ZM5 161H8V162L10 161L11 164H10V162H9V165H10L11 167L8 166V162H5ZM66 161H67V162H66ZM106 161H107V163H106ZM110 161H112V162H111L112 165H111ZM132 161H130V163H131L132 165L135 166V163L133 164ZM139 161H140V160H139ZM167 161H168V162H167ZM181 161H183V162H182L183 164H182V163H181V164L179 163V162H181ZM200 161H201V163H200ZM203 161H205V162L202 163ZM239 161H240V162H239ZM245 161H246V162H245ZM260 161H262L263 164H261ZM2 162H3V163H2ZM60 162H61V163H60ZM64 162H65V163H64ZM81 162L83 163V161H81ZM81 162H80V163H81ZM135 162H136V161H135ZM137 162H136V164H137ZM155 162H154V163H155ZM193 162H194L195 164H194ZM217 162H218V163H217ZM220 162H221V163H220ZM236 162H237V163H236ZM238 162H239V163H238ZM249 162H248V163H249ZM252 162H250L251 164L249 163V165L252 166V164H253ZM256 162H254V163H256ZM259 162H260V163H259ZM1 163H2V164H1ZM22 163H23V164H22ZM62 163H64V166H65V169H66V170L64 169V167H63L64 170L62 169V165H63ZM66 163H67L68 166H73V167H71V168H67L68 166L65 165ZM68 163H70V165H69ZM75 163H76V165H75ZM84 163H83V164H84ZM91 163H92V164L94 163L95 166L92 165ZM96 163H97L98 165H97ZM103 163H104L105 165H104ZM162 163H163L164 165H162ZM168 163H169L170 165H169ZM184 163H185V164H184ZM199 163H200V164H199ZM216 163H217V164H216ZM4 164H5V166H4ZM108 164H109V165H108ZM146 164L144 163V167H145ZM157 164H158V165H157ZM167 164L169 165L168 168L165 167V166H167ZM209 164L212 165V167H211V166L208 167ZM260 164H261V165H260ZM1 165H2V166H1ZM6 165H7V166H6ZM17 165H19V166L22 168V171H23L24 173H22L21 168H20L19 166L16 167ZM103 165H104L106 168H105ZM107 165H108L109 167H108ZM177 165H178V166H177ZM181 165H182V166H181ZM184 165H185V166H184ZM189 165H190V166L192 165L193 169H192V167H189ZM194 165H198V166L196 167V166H194ZM199 165H200V166H199ZM202 165L205 167V169H203V171L206 170V169H208V170H206V171L208 172V171L211 170V168H215V169H212V170H211L212 173H209V172L207 173L206 171H204L206 174H205V173H204V174H203V173L201 174V172H203L202 170H200V169L203 167ZM224 165H225L226 167H227V165H228L227 168L230 169V170H228L227 168L224 169ZM238 165H237V166H238ZM55 166H54V167H55ZM59 166H61V167H59ZM96 166H97V167H96ZM101 166L104 167L105 169L102 168ZM147 166H149V162H148V165H147ZM183 166L186 167V169H185ZM237 166H236V167H237ZM241 166H242V167H241ZM259 166H260L261 169H259ZM263 166H264V165H263ZM9 167H10V171H12V172L9 171ZM14 167H16L17 170H15ZM74 167H75L76 169H74ZM92 167H93V168H92ZM94 167H96V168H94ZM107 167H108V168H107ZM177 167H178V169H177ZM187 167H188V168H187ZM194 167H195V169H196V168H200V169H199V170H198V169L195 170ZM204 167H203V168H204ZM210 167H211V168H210ZM236 167H235V168H236ZM245 167H246V166H245ZM255 167H256V168H255ZM257 167H258V169H259L260 171L257 169ZM18 168H19V169H18ZM82 168H83V169H82ZM91 168H92V169H91ZM110 168H111V169H110ZM121 168H120V169H121ZM147 168H149L148 171H153V170H154V169H152V168H151L152 170H150V167H147ZM156 168H155V169H156ZM160 168H159V169H160ZM173 168H175V169H173ZM179 168H180V169H179ZM183 168H184V169H183ZM189 168H190V169H189ZM235 168H234V170L237 172V169H239V168H238V167H237V169H235ZM248 168H249V169H248ZM250 168H252V169H250ZM99 169H100V170H99ZM103 169L105 170V172H103V171L101 172V170H103ZM107 169H108V170H107ZM113 169H114V173L112 172ZM129 169H130V168H129ZM159 169H156V170H159ZM170 169H171V170H170ZM188 169H189V170H188ZM223 169H224V170H223ZM253 169H256V171L258 170L259 172H258V171L255 172V170H253ZM1 170H2V171H1ZM19 170H20V171H19ZM59 170H60V171H59ZM62 170H63V172H62ZM70 170H71V171H70ZM72 170H75V172L72 171ZM76 170H77V171H76ZM86 170H87V171H86ZM110 170H111V171H110ZM161 170H159L160 173H162ZM168 170H169V174L171 173L170 175L168 174ZM172 170H173V171H172ZM176 170H179V172L176 171ZM183 170H184V171L186 170L185 172H187V171H191V172H187V175H186V174H184V171H183ZM13 171H14V172H13ZM15 171H16V172H15ZM17 171H18L19 173H18ZM58 171H59V172H58ZM106 171H107V172H106ZM170 171H171V172H170ZM175 171H176V173H175ZM251 171H253V172L255 173V175H254V173H253V175H252V172H251ZM3 172H6V173L3 174ZM20 172H21V173H20ZM65 172H66L67 174H66ZM110 172L113 173V174L111 175ZM155 172L157 173V171H154V174H156ZM180 172L183 173L182 176H181V173H180ZM261 172H262V173H261ZM13 173H15V174L17 175V176H16V175H13L14 178H13V176L11 175V174H13ZM26 173H27V174H26ZM42 173H43V172H42ZM69 173H70V174H69ZM72 173H74V174H72ZM109 173H110V175H109ZM115 173H117V175H116ZM118 173H119V175H118ZM132 173H133V172H132ZM150 173H151V172H150ZM150 173H149V174H150ZM158 173H159V172H158ZM179 173H180V175H179ZM191 173H192V174H191ZM194 173H196V174L198 173L199 176L196 175V174H194ZM249 173L251 174L252 177L257 175V179H256L255 177L252 178V177L249 175ZM256 173H257V174H256ZM259 173H260V174H259ZM8 174H9V176H8ZM18 174H21V175L18 176ZM23 174H24V175H23ZM62 174H63V176H61ZM71 174H72V175H71ZM88 174H87V175H88ZM97 174H98V173H97ZM107 174H108V175H107ZM114 174H115L116 176H115ZM130 174H131V173H129V176L132 175V174H131V175H130ZM151 174H152V173H151ZM174 174H175V175H174ZM176 174H177L178 176H177ZM188 174L191 175V176H190L191 178H194L193 181H194L195 183H196L197 181L199 182V183H198L199 185H198L197 183H196L197 185L194 184V183L191 184V185H195V187L197 186L196 188L193 186V188H195V189H193V188L189 189V188L192 187V186L189 185L188 182H189V180H191V182H193V181H192V179H189L190 177H189ZM212 174H216V175H214V176L217 177L216 179H217L218 182L215 180V177H213ZM219 174H220V175H219ZM221 174H223V175L221 176ZM229 174H230V175L235 174L236 177H237V180H236V178H234V180L237 181V182H235V181L231 182V180H233V179H229V178H231V176H230ZM238 174H239V173H238ZM10 175H11V176H10ZM68 175H69V176L71 175L70 177H74L75 179L73 178V180H72V178L68 177ZM74 175H75V176H74ZM120 175H121V176H120ZM133 175H134V173H133ZM133 175H132V176H133ZM144 175H146V173H145ZM144 175H143V176H144ZM171 175H173V176H171ZM183 175H184V178H183ZM185 175H186V176H185ZM192 175H195V176H192ZM211 175H212V176H211ZM217 175H218V176H217ZM235 175H234V176H235ZM259 175H260V176H259ZM26 176H28L29 179H28ZM60 176H61V177H60ZM110 176L114 177V178H110V181H111V179H112V181L115 182V184H116L115 186L118 187V189H117L115 186H112V184H111V186H112L113 188H115L116 190H115V189H112V193H111L112 195L108 196V194H110L109 192H111L110 189H109V187H110L109 184H110L112 181H111V182H108V179H109ZM118 176H119V177H118ZM127 176H128V175H127ZM147 176H148V172H147L146 177H147ZM149 176H150V175H149ZM153 176H154V175H153ZM156 176H157V174H156ZM197 176H198V177H197ZM227 176H229V177H227ZM234 176H233V177H234ZM263 176H264V175H263ZM15 177H16V178H15ZM21 177H22V179H21ZM43 177H44V179H43ZM63 177H64V181H65V182L63 181ZM104 177H105V178H104ZM116 177H117L118 179H116ZM137 177H138V176H137ZM166 177H167V178H166ZM170 177H172V178H170ZM176 177H177V178H176ZM179 177H180V179H179ZM186 177H188V178H187L188 180H187V179L185 180ZM207 177H208V178L211 177V179L213 178V181H212L210 178H209V180H208ZM233 177H232V178H233ZM238 177H239V178H238ZM250 177L252 178V180H251ZM25 178H27V179H25ZM57 178H58V179H57ZM59 178H60V179H59ZM67 178H68V181H69L70 179H71V181L67 182V181H66ZM107 178H108V179H107ZM150 178L152 179V177H150ZM154 178H153V179H154ZM175 178H176L177 180H176ZM203 178H204L205 180L207 179V181L209 182V184L206 183V182L204 183L205 180H204ZM226 178H227V179H226ZM12 179H13V180H12ZM14 179H15V180H14ZM17 179H18V181H19V180H20V181L22 180V181H21V182H17ZM103 179H105V180H103ZM120 179H121L124 183H123V182L120 183ZM141 179H143V178H141ZM169 179H170L171 181H170ZM182 179H184V180L181 181ZM200 179H201V180H200ZM202 179H203V181H202ZM223 179L226 180V182H225V181H222ZM263 179H264V177H263ZM263 179H262L261 181H263V183H264V180H263ZM11 180H12V181H11ZM43 180H44V181H43ZM114 180H115V181H114ZM118 180H119V181H118ZM149 180H150V179H149ZM166 180H167L168 182H167ZM174 180H176V181L174 182ZM210 180H211L212 182H215V181H216L217 184H219V186H217L216 183H212ZM214 180H215V181H214ZM228 180H229L230 183H232V184L228 183ZM25 181H26L27 183H23V182H25ZM42 181H43V182H42ZM61 181H62V182H61ZM73 181H76V182L73 183ZM92 181H91V182H92ZM97 181H98V182H97ZM117 181H118V182H117ZM138 181H139V180H138ZM140 181H142V180H140ZM144 181H143V182H144ZM161 181H162V182H161ZM172 181H173V182H172ZM184 181H185V182H184ZM186 181H187V182H186ZM221 181H222V183H223V182H224V183L222 184ZM250 181H254V184H253V182H252V184H253V185H252ZM11 182H12V183H11ZM15 182H17L16 185H14ZM28 182H30V183H28ZM57 182H58L60 185H59V184H56ZM66 182H67V183H66ZM93 182H92V183H93ZM99 182H100V183H99ZM107 182H108V184H107ZM143 182H142V183H143ZM150 182H151V180H150ZM171 182H172V184H171ZM183 182H184V183H183ZM201 182L204 183V185L201 187V188H202V191H201V188H200V185L202 184ZM210 182L212 183V185L210 184ZM234 182H235V183H234ZM241 182H239L237 185L240 186L239 184H240ZM247 182H248V185H247ZM249 182H250V184H251L252 187H253L255 184H258V185H256L257 187H253V188H255V189H253V188L249 185ZM9 183H10V184H9ZM20 183H21V184H20ZM47 183H48V181H47ZM54 183H55V184H54ZM75 183H77V185H76ZM98 183H99V184H98ZM104 183H105V185H107L106 187H105ZM119 183H120V185L122 184L121 187H119V186H120V185H118ZM140 183H141V182H140ZM145 183H144V186H145V187L142 186V187H144V190H146V188H147V186L145 185ZM178 183H179V184H182L183 187L186 186V187L183 189V191H182V189H179V188H182V187H181L182 185L179 186ZM189 183H190V182H189ZM200 183H201V184H200ZM7 184H9V185L12 184V187L9 186V185H8V186H9V187H8ZM19 184H20V185H19ZM24 184H25L24 187H26V188H24V187L22 186V185H24ZM42 184H43L44 187L41 186ZM62 184H63L65 187H64ZM70 184H73V185H70ZM101 184H102V186H103V185H104V186L101 187V186H100ZM113 184H114V183H113ZM123 184H124V186L127 185V186H128L127 188L131 189V190H128V191H129V193H130V191H132V195L137 196V195H138V192L141 191L140 194H139V196H138L139 198H138V197L135 198L134 196H131V197H130L131 200H130L129 197H127V196L131 195V193L129 194L128 191H125V188H124ZM153 184H154V183H153ZM168 184H169V185H168ZM170 184H171V185H170ZM173 184H174V185H173ZM205 184H206V185H205ZM233 184H234V185H233ZM260 184H261L262 186H259ZM28 185H31V188H32V187H33V188L31 189L30 186L27 187ZM39 185H40V186H39ZM52 185H55L56 187L53 186L54 188L52 187L53 189H51V186H52ZM58 185H59V186H58ZM68 185H69L70 187H69ZM142 185H143V184H142ZM151 185H152V186H151ZM165 185H166V186H165ZM187 185H189V186L187 187ZM213 185H214V186L216 185L218 188H219V187H221V188H225V190L227 191V193H229V192H230V193L233 192V194H234V191H232V190H235V192H236L235 194H236V195H235V194H234V195L237 196V197H235V196H233V195H232L233 197L230 196V193H229V194H225V193H224V195H225V197H226V196L228 197V195H229L230 199L234 200V203H235V200H237L236 198H238V202H239L240 199H241V201H240L239 203L236 201V203H237V206H236V207H238L239 210H236V207H235V204H236V203H235V204H232V205H233V208L235 207L234 209H235L236 211H239V212H240V215L243 213V212L241 213L242 210H240V209H241L240 207H242V206H240V205H241L242 203L245 205V201H246V200H251L252 198H254L256 201H254V200L252 199L251 201H254V202H252V204H251L250 201H246V202H248V204L246 203L247 206L245 205L246 207H243L242 209H245V208H247L248 206H251V205H253L254 208H253V206H252V208L249 207V210H246V211L243 210L244 212H248L249 214L246 213L247 216H246V217H243V219H244V218H245V219H244V220H241V219H242V215H241V216L238 215L239 212H236L233 208H232V209H233L234 211H233L232 209H229V207H230V208L232 207L231 203H229L230 199L226 198V199L228 200V201H227V200H225V198H223V199L225 200V202H228V204H225L226 207H228V209L224 210V212H223V211H222V208L225 207V206H224V201L222 200V197H224V196H222V197L220 198L219 195H220V193H221L220 191H223L224 189H223V190H222L221 188L218 189V188L215 186L216 189H217V191H218V193L220 192L218 195H215L217 191H216L215 187H214V188L212 187ZM3 186H4V188H3ZM18 186H19V187H18ZM38 186H39V188H38ZM133 186H134V187H133ZM167 186H168V187H167ZM170 186H171L172 188H171ZM176 186H178V188H177ZM198 186H199L200 191H199V189H197ZM207 186H208V188H206ZM227 186H231V187L228 188ZM233 186H234V187H233ZM10 187H11L12 189H11ZM21 187H22L23 189H22ZM40 187H41V188H40ZM49 187H50V188H49ZM61 187H62V188H61ZM66 187H67V188H66ZM73 187H75V188H73ZM77 187H78V188H77ZM96 187L99 189L98 191H97V188H96ZM122 187H123V188H122ZM166 187H167V189L170 187V188L168 189V190H169L168 192H167V190H165ZM175 187H176V190H175ZM209 187H212L213 189H212V188H211V189H212L213 191H212L211 189H209ZM232 187H233L234 189H232ZM247 187H248V190H251V188H252L253 193H250V191H248V190L246 189ZM249 187H251V188H249ZM9 188H10V189H9ZM16 188L19 190V192H18V190H17ZM44 188H45V189H44ZM68 188H69V190H68ZM72 188H73V189H72ZM101 188H102V190H100ZM104 188H105V189H104ZM106 188H107V189H106ZM134 188H135V190H134ZM158 188H159V190H158ZM158 188L156 187V188H154V190L157 189L158 191L161 192L162 190L160 189V187H158ZM187 188H188V189H187ZM203 188H205V190H207V189H208V190H211L213 194L215 193L214 195H212V193H209V194H210L209 197L211 196V198L209 199V201H206V200H208L209 197L207 196L208 194L205 193V190H204ZM226 188H228V190H227ZM257 188H258V189H257ZM7 189H8V190H7ZM13 189H14V191L17 190V191H15L16 193L13 192ZM21 189H22L23 192L26 193V194H24V193L22 192ZM24 189H25V190H24ZM40 189H41V191H40ZM49 189H50V190H49ZM120 189H121V190H120ZM132 189H133V190H132ZM137 189H138V190H137ZM185 189H187V191H185ZM192 189H193V190H192ZM220 189H221V190H220ZM229 189H230V190L232 189V190L229 191ZM238 189L240 190V187H238ZM242 189H241V190H242ZM11 190H12V191H11ZM20 190H21V191H20ZM30 190H31V191H30ZM45 190H46V191H45ZM47 190H49V191H47ZM67 190H68V192H69L70 197H69V195H67V194H68ZM103 190H104V192H102ZM106 190H107V192H105ZM108 190H109V192H108ZM118 190H119V192H117ZM147 190H146V191H147ZM174 190L178 193V195H177V193H176ZM178 190H179L180 192H179ZM190 190H191V192H193V193H194L196 190L199 191V192H197V194H196V192H195L194 194L192 193V194H193V195H192V194L190 193ZM219 190H220V191H219ZM225 190H224V192H225ZM254 190H255V191L257 190V191L255 192ZM0 191H3V190H0ZM9 191H11L12 193L9 192ZM32 191H33V192H32ZM39 191L41 192V193H40L41 195L39 194ZM51 191H52V192H51ZM54 191H56V193H55ZM62 191H63L64 193H67V194H66L67 196H66ZM134 191H135V194H134ZM136 191H137V192H136ZM203 191H204L205 194L201 193V192H203ZM214 191H215V192H214ZM247 191L249 192L248 195H249V198H250V199L247 197V196H248V195H247ZM7 192H8V193H7ZM27 192H28V193H27ZM30 192L33 193V194H31ZM44 192H45V193H44ZM48 192H50V194H46V193H48ZM53 192H54V193H53ZM58 192L60 193V195H59ZM71 192H73V193L71 194ZM96 192H97V195H95ZM98 192H101V193H98ZM114 192L116 193V195L118 194L119 196H118V195L116 196ZM156 192H157V191H156ZM174 192H175L176 194H174ZM206 192L208 193V191H206ZM19 193H21L22 195L19 194ZM52 193H53V195H52ZM57 193H58V194H57ZM74 193H76V194H74ZM77 193H78V194H77ZM102 193H103V196H101ZM105 193H106V194H105ZM124 193H126V194H124ZM136 193H137V195H136ZM147 193H148V192H147ZM157 193H158V192H157ZM162 193H161V194H162ZM179 193H180V194H179ZM183 193H184V196L189 195V196H188L189 198L186 197V198L189 199V203H188V200L182 195ZM185 193H187V195H186ZM199 193H200V194H199ZM238 193H239V195L242 193L241 195H243V196H244V195H245V196L247 195V196H246V197H245V196L243 197V196L240 195L241 197H239V195H237ZM261 193H262V194H261ZM8 194H9L10 196H9ZM13 194H14V195H13ZM38 194H39V195H38ZM44 194H45L46 196H44ZM99 194H100V195H99ZM104 194H105V195H104ZM121 194H122V196H120ZM153 194H154V192H153ZM153 194H152V195H153ZM159 194H160V193H158V195H159ZM161 194H160V196H161ZM163 194H162V196H164ZM170 194H171V195H170ZM201 194H202V195H201ZM222 194H223V193H222ZM222 194H221V195H222ZM251 194H252L254 197H253ZM255 194H256V196H255ZM19 195H20V196H19ZM34 195H35V196H34ZM50 195H51V196H50ZM57 195H58V198H57ZM62 195H64V196H62ZM106 195H107V196H106ZM114 195H115V196H114ZM147 195H149L150 197L147 196ZM156 195H157V194L155 193V194L152 196V198H153L154 196H156ZM158 195H157V196H158ZM176 195H177V196H176ZM180 195H181L182 197H181ZM190 195H192V196L190 197ZM194 195H196V196L193 197ZM198 195L200 196V198H201V196H202L203 199L205 198V196H207L208 198L205 199V200H203V201H205V202H207V203H206V204H205V202L203 203L202 198L200 199ZM250 195H251V196H250ZM14 196H15V198H14ZM16 196H17V197H16ZM18 196H19L20 198H19ZM26 196H27V197H26ZM41 196H42V198H41ZM53 196H54V197H53ZM60 196H61V197H60ZM73 196H74V197H73ZM79 196H80V197H79ZM96 196H97V197H96ZM98 196H99V197H98ZM169 196H171V197L173 196L172 198H174V199L170 198ZM174 196H175V197H174ZM197 196H198V197H197ZM213 196H214V197H213ZM215 196H216V197H215ZM0 197H1V195H0ZM12 197H13L14 199H13ZM31 197H32V198H31ZM34 197H35V198H34ZM46 197H48L49 200H48ZM50 197H51V199H50ZM52 197H53V198L56 197L57 199H56V198L53 199ZM83 197H84V200H82ZM103 197H104V198H103ZM119 197H120V198H119ZM123 197H126V198H123ZM132 197H134V198L132 199ZM140 197H141V198H144L143 201H141L142 199H140ZM196 197H197V200H198V201L201 200L202 203H199L200 201L198 202L197 200H196V202H193V201L195 200ZM212 197H213L215 200L218 199V198L221 199V200L223 201V205H221V203H222L221 200H220L221 202H219V199H218V202H216ZM217 197H218V198H217ZM255 197H256L257 199H259V202H258V200H257ZM11 198H12V199H11ZM27 198H29V199H27ZM40 198L42 199V202L40 201V200H41ZM43 198H44L46 201H45ZM59 198H60V200H59ZM63 198H64V199H63ZM75 198H76V199H75ZM98 198H99V200L104 199V201H106L105 198H107V203L104 202L103 200L99 202V200H97ZM101 198H102V199H101ZM114 198H115V199H114ZM118 198H119L120 200H119ZM127 198H128V199H127ZM147 198H146V199H147ZM162 198H163V197H162ZM168 198H169V199H168ZM175 198H176V199H175ZM179 198H180V199H179ZM181 198H183V200H182ZM184 198H185V199H184ZM191 198L194 199V200L192 201ZM242 198H243V199H242ZM7 199H8V200H7ZM24 199H25L26 201H25ZM61 199H62L63 201H62ZM68 199H70V200H68ZM71 199H72V200H71ZM92 199H93V200H92ZM109 199L112 200L113 202L110 201ZM121 199H122V200H121ZM135 199H136V200L139 199L138 202H140V201H141V202L138 203ZM167 199H168V200H167ZM170 199H172V200L170 201ZM178 199H179V200H178ZM21 200H22V202H21ZM29 200H31V201H29ZM50 200H51V201H50ZM75 200H76V201H75ZM77 200H78V201H77ZM96 200H97V201H96ZM129 200H130V201H129ZM132 200H133V201L135 200L138 204H140V205H139L140 208H136V207L138 206V204L136 203L137 205L134 206L135 203L133 204V203H132V202H133ZM164 200H165V199H164ZM173 200H175V201H173ZM186 200H187V203H185ZM210 200H214V203L216 202L215 204H213V205H214L213 207L211 206L212 204H210V206H207V204H208L209 202H210V203H213V201H210ZM232 200H231V201H232ZM243 200H245V201H243ZM9 201H10V202H12V201L15 202V201H17V203H18V202H19V203L16 205V202H15V204H14L13 202H12V203H8ZM27 201H28V202H27ZM47 201L50 202V203H48ZM57 201H58V202H57ZM61 201H62V203H61ZM70 201H71V202H70ZM73 201H74V202H73ZM80 201H81V202H80ZM115 201H117L118 203L115 202ZM131 201H132V202H131ZM135 201H134V202H135ZM182 201H183L184 203H183ZM191 201H192V205H191ZM231 201H230V202H231ZM262 201H263V202H262ZM34 202H35V203H34ZM39 202H40V203H39ZM44 202H45V203H44ZM46 202H47V203H46ZM54 202H55V204H54ZM72 202H73V203H72ZM75 202H76V203H75ZM86 202H87V201H86ZM90 202H89V203H90ZM94 202H95V203H94ZM97 202H98L99 204H100L101 202H103V203H104V205H103V203H102V207H103V208L100 207L101 204L99 205ZM142 202H143V203H142ZM144 202H145L146 205H144ZM173 202H174V203H173ZM180 202H181L182 204H181ZM256 202H257L258 204H257ZM20 203H21V206H23V207L20 206ZM36 203H37V205H36ZM38 203H39V204H38ZM51 203H52V204H51ZM59 203H60V204H59ZM65 203H67V204H65ZM83 203H84V202H83ZM92 203H93V207H92ZM96 203L98 204L97 206H99V207H98L99 209L102 208V209H100V210L97 208L98 211H99V213H98V211H96V210H97V209H96ZM105 203H106V204H105ZM108 203H109V204H108ZM111 203H112V204H111ZM115 203H116L117 205H116ZM130 203H131V204H130ZM141 203H142L143 206L141 205ZM175 203H176V204H175ZM196 203H199V204H196ZM218 203H220V205H216V204H218ZM240 203H241V204H240ZM254 203H255V204H254ZM6 204H7V205H6ZM8 204H9V207H8ZM34 204H35V205H34ZM41 204H42V205H41ZM62 204H63V205H62ZM69 204H70V205H69ZM78 204H79V205H78ZM81 204H82V205H81ZM94 204H95V207H94ZM158 204H159L160 206H158ZM185 204H186L185 208L180 209V208H182ZM187 204H188V205H187ZM189 204H190V205H189ZM200 204H201V206L203 205V206L206 208V213L209 212V217H210V218H208V215H207V217L205 216L206 214L204 213V211H205V210H204V209H205L204 207L201 208V206H197V205H200ZM204 204H205L206 206H205ZM4 205H5V206H4ZM11 205H12V206H11ZM18 205H19V206H18ZM32 205H33V206H32ZM68 205H69L70 207H69ZM73 205H74V206H75V205H76V206L78 205V206H77V208H76V206H75V209H74V206H73ZM114 205L117 206L118 209H117V207H115ZM127 205H129V206H128L129 211H128ZM132 205H133V208H132ZM176 205H177V206H180V205H181V207L178 208ZM182 205H183V206H182ZM193 205H194V206H193ZM215 205H216V206H215ZM229 205H231V206H229ZM244 205H243V206H244ZM256 205H257V208H256ZM258 205H259V206H258ZM16 206H18L19 208H17ZM38 206H39V207H38ZM41 206H42V207L44 206V207L42 208ZM47 206H48V207H47ZM50 206H51L52 209L50 208ZM58 206H59V208H58ZM79 206H80V208H79ZM83 206H85V207H83ZM150 206H148V207H150ZM175 206H176V207H175ZM188 206H189V207H188ZM190 206H193L194 208H193V207L190 208ZM217 206H220V208H218V209H220V212H223V213H225V214L229 212V211L227 212V210H230L231 213L229 212V214H230L231 216L228 214V215L230 216V218L232 217V214H233V215L235 214V216H233V217L231 218V220H230V218L227 217L228 215L226 216L225 214L221 213V214H223V216H226V218L230 220V221H229L230 223H229V222H227V223H228V224H231L232 228H231L230 225L226 226V225H227V223H225V220H226V219H225V217H223V216H222L221 221L223 220L224 223H223V221H222V223L220 222L221 224L219 223L220 225H218V222H219V220H220L221 214H219V217L217 216L218 214H217V215L215 214V213L217 212V211H215V209L217 208ZM222 206H223V207H222ZM3 207H4V208H3ZM34 207H35V208H34ZM45 207H46V208H45ZM54 207H55V210H56V211H53V210H54ZM81 207H83V208H81ZM107 207H108V208H107ZM112 207H113V208H112ZM114 207H115L116 209H114ZM134 207H135V210L137 209L136 211L134 210ZM157 207H158V208H157ZM159 207H161V208H159ZM199 207H200V208H199ZM207 207L210 208V209H212V210H211L212 212L209 211V209H208ZM226 207H225V208H226ZM12 208H13V209H12ZM15 208H16L17 210H16ZM49 208H50V209H49ZM60 208H62L63 210L60 209ZM67 208H68V209H67ZM105 208H106V210H105ZM109 208L112 210V213H111V211H109V210H110ZM162 208H163L164 210H162ZM196 208H197V211H198V212H196ZM203 208H204V209H203ZM214 208H215V209H214ZM225 208H223V209H225ZM259 208H260V209H259ZM1 209H2V210H1ZM26 209H27V210H26ZM47 209H49V210H47ZM58 209H59V210H58ZM71 209H72V210H71ZM83 209H85V210H83ZM94 209H96V210H94ZM175 209H177L178 213H177V211H175ZM179 209H180V210H179ZM188 209L190 210V212H189ZM213 209H214L215 212L213 211ZM218 209H217V210H218ZM252 209H253V210H252ZM7 210H8V211H7ZM9 210H10V211H9ZM13 210H14V211H13ZM19 210H21V211H19ZM25 210H26V211H25ZM41 210H42V211H41ZM43 210H44V211H43ZM45 210H46L47 212H45ZM82 210H83V211H82ZM101 210H102V211H101ZM114 210H115V211H114ZM116 210H117V211L119 210V211L116 212ZM130 210H131V211H130ZM133 210H134V211H133ZM161 210H162V211H161ZM182 210H184V211H182ZM186 210H188V211H186ZM192 210H193V212H194L195 214L192 212ZM202 210H203V211H202ZM231 210H232L233 212H232ZM262 210H263V211H262ZM18 211H19V212H18ZM24 211H25V212H24ZM58 211H59V212H58ZM69 211H70V212H69ZM77 211H78V212H77ZM81 211H82V212H81ZM127 211H128V212H127ZM142 211L140 212L141 214L143 213ZM149 211H150V213H151V211H153V210H149ZM181 211H182V213H181ZM249 211H250V212H249ZM254 211H255V214H254ZM22 212H23V213H22ZM32 212H33V213H32ZM50 212H53V213L55 212V213H54V214H53V213L51 214ZM65 212H66L67 214H66ZM95 212H96V215H97V216H98V215L101 216L100 219H99V216H98V219H99L100 221L97 219V216L94 215ZM100 212H101V213H100ZM103 212H104V213H103ZM109 212H110V213H109ZM129 212H130V213H129ZM160 212H157V211H156L155 213H160ZM186 212H187V213H186ZM199 212H200V213L203 212L205 215H204V214H201V215H202V216L204 215V216H205L207 219H209V220H207L206 218L204 219V216L202 217V216L200 215ZM218 212H219V211H218ZM234 212H235V213H234ZM256 212H257V213H256ZM7 213H9V214H7ZM13 213H14V214H13ZM15 213H17L18 215L15 214ZM19 213H20V214H19ZM29 213H30V214H29ZM35 213L38 214V215H36ZM56 213H57V214H56ZM71 213H72V214H71ZM78 213H79V214H78ZM80 213H82V214H80ZM106 213H107V214H106ZM116 213H118V214H116ZM128 213H129L132 217H130V215H127ZM131 213H133V214H131ZM147 213H148V212H147ZM153 213H154V212H152L151 214H153ZM162 213H163V214H166V213H164V212H162ZM185 213H186V214H185ZM192 213H193V214H192ZM196 213L198 214V216L200 215L201 218H200V216L198 217ZM211 213H212V214H211ZM4 214H5V215H4ZM6 214H7V215H6ZM21 214H22V215L24 214V215L22 216ZM42 214H44V215H42ZM47 214H48V215L50 214L51 216H50V215L48 216ZM55 214H56V215H55ZM58 214H59V215H58ZM62 214H63V215H62ZM69 214H70V215H69ZM100 214H101V215H100ZM108 214H109V216H108ZM119 214H120V216H119ZM121 214H122V217H121ZM138 214H139V211H138ZM151 214H150V215H151ZM163 214H156L157 216L154 215V217H153L152 215H151V216H152L153 218H155V216H156V218L159 219L160 216L158 217V215H163ZM207 214H208V213H207ZM210 214L212 215V217L217 216V218H219L218 221L216 220V219H217L216 217H214V219H213V218L210 216ZM214 214H215V215H214ZM236 214H237V215H236ZM14 215H15L16 217H15ZM25 215H26V216H25ZM28 215L32 216V218H31L30 216H28ZM57 215H58L59 217H58ZM66 215H68V216H66ZM74 215H75V216H74ZM102 215H103V216H102ZM105 215H106V216H105ZM116 215H117V217H116ZM124 215H125V216H124ZM194 215H196V216H194ZM251 215H252V216H251ZM9 216H10V217H9ZM21 216H22L23 218H22ZM24 216H25V217H24ZM45 216H46L47 218H46ZM56 216H57V217H56ZM63 216H64V217H63ZM81 216H82V217H81ZM110 216H111L112 218H111ZM113 216L115 217L114 219H113ZM127 216H128V217H127ZM165 216H166V215H163L164 218H165ZM172 216H170L169 221L172 220V219H171ZM182 216H183V217H182ZM192 216H194V217H192ZM237 216H238L239 219L237 218ZM239 216L241 217V219H240ZM248 216H250L251 219H250V218L248 219ZM14 217H15V218H14ZM28 217H29V218H28ZM51 217H52V218H51ZM53 217H54V218H53ZM70 217H71V218H70ZM78 217H80V218H78ZM102 217H103V219H102ZM104 217H105V218H104ZM118 217H119V218H118ZM120 217H121V219H120ZM181 217H182V219H181ZM185 217H186V218H185ZM188 217H190V218H188ZM191 217L193 218V220H192ZM235 217H236V218H235ZM262 217L264 218V213H263ZM262 217H261V218H262ZM2 218H3L4 220H3ZM5 218H6V219H5ZM11 218H13V219H11ZM37 218H39V219H37ZM44 218H45V219H44ZM55 218H56V219H55ZM62 218H67V221H64ZM74 218H75V219H74ZM117 218H118L119 220H118ZM125 218H127V219H126L127 224H126L125 220H123V219H125ZM136 218H137V219H136ZM142 218H143V217H142ZM142 218H141V219H142ZM161 218H162V217H161ZM161 218H160V219H161ZM166 218H167V216H166ZM166 218L164 219L165 221L167 220ZM183 218H184V219H183ZM187 218H188V219H187ZM196 218H197L198 220H197ZM199 218H200V221H199ZM211 218H212V223L210 222V219H211ZM215 218H216V219H215ZM233 218H234V220H233ZM26 219H27V220H26ZM57 219H59V220L57 221ZM68 219L70 220V222H68V221H69ZM72 219H73V220H72ZM76 219H77V221H76ZM93 219H94V218H93ZM105 219H107V220H105ZM108 219H109V220H108ZM134 219H135L136 221H134ZM149 219H150V220H149ZM201 219H203L204 221L207 220L206 222H208V223H207L208 225L213 224L214 227H217V225H218L219 228H220L221 226H223V227H222V229L220 228V231H217V230H218V227L215 228L216 230H214V227L211 225V227L209 226V227L211 228V229H210V228H208V226L205 227L207 224H206V222H204V221H203L204 223H202V226L200 227V226H198V225H201V224H198V223L202 222ZM235 219H236V220H235ZM255 219H256V218H255ZM12 220H13V221H12ZM15 220H16V221H15ZM28 220H29V221H28ZM38 220H39L40 222H39ZM46 220H47V221H46ZM49 220H50V221H49ZM53 220L55 221V224H54V221H53ZM61 220H62V222H61ZM65 220H66V219H65ZM79 220H80V221L82 220V221H81L82 224H83L82 226H80L81 223H80ZM115 220H116V221H115ZM120 220H121V221H120ZM177 220H175V222H172V221H173V220H172V221L170 222V224L172 225L173 223H176ZM191 220H192V223L190 222ZM195 220H196L197 222H196ZM237 220L240 221V223H241L242 221H243V222H242L241 224H238L239 222H238ZM246 220L249 221V224H248L249 226H248V227H250V228H249L248 230L246 229V228H247V223H246V222H248V221H246ZM4 221H6V222H4ZM10 221H11V222H10ZM26 221H27V222H26ZM56 221H57V223H56ZM71 221H72V222H71ZM104 221H106V222H105L106 225L108 224L106 227L103 226ZM112 221H113V222L115 221V222L112 223ZM117 221H119V222H117ZM129 221H131V222H129ZM139 221H142V224H143L144 222H146V223H145L146 227L143 226L144 224H143V225L140 224L141 222L138 223ZM143 221H144V222H143ZM183 221H184V222H183ZM185 221H186V222H185ZM193 221H194V224H195V222H196L197 225L195 224L194 226H192L191 224H193ZM213 221L216 222L217 224L214 223ZM227 221H228V220H227ZM231 221H232V222H231ZM253 221H254V218H253ZM28 222H29V223H28ZM38 222H39V223H38ZM41 222H42V223H41ZM52 222H53V223H52ZM63 222H64V223H63ZM128 222H129L130 224H129ZM134 222H135V224H136V223H137V224L135 225ZM162 222H163V220H162ZM166 222H168V221H166ZM180 222H181V223H180ZM234 222H236V223H234ZM237 222H238V223H237ZM4 223H5V224H4ZM11 223L14 224V225H12ZM47 223H48V224H47ZM60 223H62V224H60ZM71 223H72V224H71ZM94 223H95L96 226H97L98 224L103 223L102 226L99 225V226H101L100 229H103V230L105 231V228H107V231H110V232H111L110 234H111L113 237H112V236H111V238H110L109 236H108V237L111 239L112 242L109 241V240H108L109 238H107V237H106V239H107L108 241H106V239H105V237H104V240L106 241V242H105L104 240H102L103 238H101L100 236L97 235V232L95 233V231H93V230H97V229L99 228V227H95V226H94ZM111 223H112L113 225H111ZM115 223H116V224H115ZM124 223H125V224H124ZM177 223H178V221H177ZM183 223H184V226H183ZM209 223H210V224H209ZM232 223H234L235 225L232 224ZM244 223H246V224L244 225ZM2 224L6 225V226L4 227ZM9 224H10V225H9ZM15 224H16V225H15ZM25 224H26V225H25ZM36 224H38V225H40V226H37ZM53 224H54V225H53ZM70 224H71V225H70ZM78 224H79V225H78ZM109 224H110L111 226H110ZM120 224H122V225H120ZM133 224H134V225H133ZM163 224H164V222H163ZM165 224H167V226H166L167 229H169V228L171 227V226L169 227V223H165ZM179 224H178L177 226H179ZM203 224H204V226H203ZM223 224H224V225H223ZM225 224H226V225H225ZM236 224H237V225H236ZM62 225H64L65 227L62 226ZM67 225H69V226H67ZM73 225H74V226H73ZM75 225H76L77 227H76ZM128 225H129V226H128ZM132 225H133V227H136V228L133 229V231H132V228H133ZM137 225H138V226H137ZM175 225H176V224H174V225L171 227V229H172V233H173V227H174ZM190 225H191V226H190ZM215 225H216V226H215ZM26 226H27V227H26ZM36 226H37V227H36ZM43 226H44V227H43ZM47 226H48V227H47ZM54 226H55V227H54ZM72 226H73V228H72ZM113 226H114V227H113ZM127 226H128V227H127ZM161 226L163 227L164 225H162V223H161ZM188 226H190L192 229H190V227H188ZM195 226H196L197 228H196ZM224 226H226V227H224ZM237 226H238V227H237ZM240 226H241V227H240ZM245 226H246V227H245ZM3 227H4V228H3ZM6 227H7V229H6ZM41 227H42L43 229H42ZM58 227H59V228H58ZM66 227H67L68 229H67ZM74 227H76V228L74 229ZM102 227H104V228H102ZM110 227H111V229H112V228H113V229L111 230ZM121 227H122V228H121ZM124 227H126V228H125L126 231L124 230ZM129 227H131V228H129ZM139 227H140V228H139ZM148 227H151V226H148ZM148 227H147V228H148ZM168 227H169V228H168ZM175 227H176V226H175ZM175 227H174V229H177L176 231L178 232V231H179V230H178V227H176V228H175ZM194 227H195V228H194ZM228 227H229V228H228ZM239 227H240V228H239ZM242 227H243V228H242ZM253 227H255L256 232H257V230H260V231L257 232V233L255 232V233L257 234V236H255V234H254V232H253V231L255 230ZM10 228H11V229H10ZM13 228H16V229H13ZM27 228H28V230H27ZM39 228H40V229H39ZM46 228H47L48 230H47ZM69 228H70V229H69ZM80 228H82V229L78 231V229H80ZM83 228H84V229H83ZM95 228H96V229H95ZM108 228H109L110 230H108ZM117 228H119V230H118ZM143 228H144V230H145V232H146L147 234H145V232L143 233V231H144ZM157 228H158V229H157ZM163 228H165V227H163ZM201 228H202L204 231H203ZM207 228H208V229H207ZM224 228H225V229H224ZM226 228H228V229H227L228 231L226 230ZM234 228H237V230H238V229H239V230H238V231H237V230H233ZM241 228H242V229H241ZM251 228L254 229V230L251 231ZM2 229H3V230H2ZM9 229H10V230H9ZM12 229H13V230H12ZM33 229H34V230H33ZM38 229H39V230H38ZM54 229H55V230H54ZM62 229H63L64 231H66V232H64ZM71 229H72L73 231H72ZM100 229H98V230H100ZM122 229H123V230H122ZM138 229H139V231H138ZM140 229H141V230H140ZM148 229H149V228H148ZM193 229H194V232H193ZM197 229H198V230H197ZM243 229H244V230L246 229L245 233L243 232V231H244ZM263 229H264V227H263ZM11 230H12V231H11ZM59 230H60V231H59ZM68 230H69V231H68ZM115 230H116V231H115ZM120 230H121V231H120ZM128 230H129V231L131 230V232H129ZM142 230H143V231H142ZM157 230H159L160 232H159V231L157 232ZM183 230H182V231L180 230L181 235H182V233H183ZM187 230H188V231H187ZM201 230H202V231H201ZM224 230H225V231H224ZM241 230H242V231H241ZM261 230H262V231H261ZM5 231H6V232H5ZM28 231H29V232H28ZM35 231H37V232H35ZM40 231H41V232H40ZM42 231H43L44 235H43ZM44 231H46V232H44ZM56 231L59 232V233L57 232V234H59V235L56 234ZM70 231H71V232H70ZM74 231L76 232L77 235L75 234ZM107 231H106V232H107ZM140 231H141V232H140ZM167 231H168V230H167ZM167 231H166V232H167ZM195 231H196V232H195ZM221 231H222V232H221ZM223 231H224V234H223ZM226 231H227L228 233H227ZM229 231H230V232H229ZM235 231H237V234L240 235V236H239L240 238H238L237 234H235V233H236ZM7 232H8V234H9L8 237H7ZM34 232H35V234H34ZM62 232H63V233H62ZM69 232H70L71 234H70ZM72 232H73V233H72ZM79 232H80L81 234H80ZM82 232H84L86 235L83 234ZM93 232H94V233H93ZM122 232H123V233H122ZM134 232H135V233H134ZM138 232H139L140 234H139ZM166 232H165V233H166ZM168 232H170V230H169ZM174 232H175V231H174ZM177 232H176V233H177ZM199 232H201V233H199ZM202 232H203V234H204V235H203L204 238H203V236H199V235H198V233L201 235ZM215 232H216V233H215ZM220 232H221L222 235L218 236V234H220ZM238 232H239V233H238ZM12 233H13L14 235H13ZM16 233H17V235H15ZM37 233H38V235H39L40 237L37 235ZM48 233H50V234L48 235ZM52 233H53V235L55 234L56 236H55V235L53 236ZM65 233H67V234H65ZM91 233H92V235H93V238H92L91 235H90ZM98 233H99V232H98ZM112 233H113V234H112ZM117 233H118V235H117ZM170 233H171V232H170ZM170 233H169V235H170ZM172 233H171V234H172ZM176 233H175V234H176ZM184 233H185V232H184ZM195 233H196V235H195ZM229 233H232V234H229ZM233 233H234V234H233ZM247 233H248V234H247ZM250 233H251V234L253 233L254 237H253ZM61 234H62V235H61ZM74 234H75V235H74ZM94 234H96V237H94V236H95ZM104 234H105V233H104ZM122 234H123V235H122ZM138 234H139V235H138ZM143 234H145V240L143 239V238H144V235H143ZM177 234H178V233H177ZM228 234H229V235H228ZM243 234H244V235H243ZM245 234H247V236H246ZM5 235H6V236H5ZM30 235H32V236L34 235V236L31 237ZM65 235L68 236V237L66 238ZM70 235H71V236H70ZM72 235H73V237H72ZM82 235H83V236H82ZM87 235H88V237H85V236H87ZM89 235H90V236H89ZM107 235H109V234L107 233ZM107 235H104V236H107ZM121 235H122V237H121ZM135 235H137V236L135 237ZM147 235H148V236H147ZM173 235H174V234H173ZM188 235H189V237L191 236L192 238H191V237L189 238ZM197 235H198V237H197ZM212 235H211V236H212ZM227 235H228L229 237H231L232 240H231V238L227 237ZM231 235H232V236H231ZM241 235H242V237H241ZM250 235H251V236H250ZM258 235L261 236V237H260L261 240H259L260 238H258V237H259ZM14 236H15V237H14ZM57 236H60V237H57ZM63 236H64V238H66V239H64ZM69 236H70V237H69ZM80 236H81V238H80ZM116 236H119V237H116ZM123 236H124L126 239L123 238ZM146 236H147V237H146ZM177 236H178V235H177ZM179 236H180V233H179ZM179 236H178V237H179ZM217 236H218V237H221V236H222V238H223V237H224V238L226 237V239L223 238V240H222V238L219 239ZM233 236H234V238H233ZM235 236H237V238L239 239V240L237 239V242L240 241V246H239V243H237V242L235 241V239H236ZM243 236H244V238H245V236L247 237V238H245L246 241H243V240H244ZM42 237H43V238H42ZM48 237H49V238H48ZM89 237H90V238H89ZM98 237H100V238H98ZM114 237H115V238H114ZM120 237H121V238H120ZM140 237H141V238H140ZM171 237H172V238H175L176 236H175V237H174V236H171ZM199 237H201V238H199ZM207 237H208V236H207ZM250 237H251V239H250ZM252 237H253L255 240H254V239L252 240ZM9 238H10V240H9ZM12 238H13V239H12ZM14 238H15L16 240H15ZM30 238H31V239H30ZM39 238H40V239H39ZM61 238H62V239H61ZM68 238H69V240H68ZM76 238H78L79 240H77ZM82 238H83V239H82ZM85 238H86L88 241H90V242H88ZM94 238H96V239L98 238V239L96 240V239H94ZM127 238H128L129 240H128ZM164 238H165V239H164ZM180 238H181V236L177 239V241H179ZM182 238H183V237H182ZM182 238H181V239H182ZM195 238H196V240L199 241V242H197L196 240H194ZM198 238H199V239H198ZM209 238H211V237H209ZM209 238H208V239H209ZM212 238H213V237H212ZM248 238H249L250 241L248 240ZM4 239H5L6 241H5ZM49 239H51V240H49ZM53 239H54V240H53ZM55 239H56V240H55ZM59 239H60V240H59ZM70 239H71V240H70ZM99 239H101L102 241L99 240ZM112 239H114V241H113ZM120 239H121V240H120ZM149 239H150V237H149ZM149 239H148V240H149ZM170 239H171V238H170ZM192 239H193V241H192ZM217 239H216V240H217ZM227 239L230 240V241H228ZM256 239H257L260 243H259L258 241H256ZM12 240H13V241H12ZM32 240H33V241H32ZM37 240H39V241H37ZM47 240H48V241H47ZM52 240H53V242H52ZM61 240H63V241L60 242ZM65 240H67V241H65ZM75 240H76V241H75ZM94 240H95V241H94ZM117 240H118V241H117ZM119 240H120V241H119ZM126 240H127L128 243L125 242ZM142 240H143V241H142ZM163 240H162V241H163ZM166 240H167V241H166ZM212 240H213V239H212ZM216 240H214V241H216ZM241 240H242V241H241ZM11 241H12V243H11ZM15 241H16V243H15ZM46 241H47V242H46ZM55 241H56L57 243L60 242L59 245L56 244ZM68 241H69L70 243H69ZM73 241H74V242H73ZM78 241H79V243H80V241H81V242H83V243H81V244H84V243H85L86 245L84 244V246H83V245L79 244ZM86 241H87V242H86ZM96 241H97V242H96ZM115 241H116V242H115ZM136 241H137V242H136ZM162 241H160V242L162 243ZM170 241H169V242H170ZM177 241H176V242H177ZM183 241H185L186 244H185ZM225 241H226L227 243H226ZM247 241H248V242H247ZM254 241H255L256 243H255ZM262 241H263V242H262ZM6 242H7V243H6ZM8 242H10V243H8ZM35 242H36V243H35ZM41 242H42V243L45 242V243H47V244H45V243L42 244ZM65 242H66V243H65ZM75 242H76V243H75ZM93 242H94V243H93ZM101 242H103L104 244L101 243ZM109 242H110V244H109ZM121 242H122V243H121ZM142 242H144V243H142ZM148 242H149V243H148ZM166 242H167V243H166ZM203 242H206V241H203ZM203 242H202V243H203ZM224 242H225V243H224ZM232 242H233V244H232ZM235 242L237 243V245L235 244ZM245 242H246V243H245ZM249 242H251V243L249 244L250 247H252L253 245L256 247V249H255V247L253 246L254 249L252 248V250H255V254H256V256L259 257V258H257V257L255 256L254 251H252L251 248L249 247V245H248ZM253 242H254V243H253ZM257 242H258V243H257ZM14 243H15V244H14ZM34 243H35V244H34ZM63 243H64V244H63ZM71 243H73V244H71ZM91 243H92V244H91ZM96 243H97V245H96ZM111 243H113L114 246H113ZM120 243H121V244H120ZM133 243H134V244H133ZM135 243H136V244H135ZM157 243H158V244H157ZM164 243H165L166 245H164ZM188 243H189V244H188ZM196 243H194V244L197 245ZM214 243H215V242H214ZM214 243H213V244H214ZM229 243H230V244H229ZM241 243H242V245H241ZM243 243H245V244H243ZM252 243H253V244H252ZM261 243H262V244H261ZM9 244H10V245H9ZM37 244H39V245H37ZM55 244H56V245H55ZM60 244H61V245H60ZM66 244H68V245H66ZM75 244H76V245H75ZM87 244L91 245L92 247H91V246L89 247V245L87 246ZM102 244H103V245H102ZM105 244H106V245H105ZM117 244H119L120 246L117 245ZM126 244H127V245H126ZM130 244H131L132 246H131ZM137 244H138L140 247L137 246ZM147 244H148L149 246H148ZM156 244H157L158 246H156ZM187 244H188V245H187ZM209 244H208V245H209ZM225 244H226V246H225ZM246 244H247V245H246ZM256 244H257V246H256ZM258 244H260V245H258ZM13 245H14L15 247H14ZM17 245H18V246H17ZM20 245H21L22 247H20ZM52 245H54V246L52 247ZM72 245H73L74 247H73ZM78 245H79V246H78ZM104 245H105V246H104ZM108 245H109V246H108ZM144 245H145V246H144ZM150 245H151V246H150ZM174 245H175V244H174ZM178 245H176V246H178ZM189 245H190V246H189ZM208 245H207V246H208ZM232 245H233L234 251H233V249H232V253H231L230 250H231V248H232ZM234 245H235V246H238V248L236 247V249H235V246H234ZM243 245H246L247 247H244ZM261 245H263V246H261ZM9 246H10V248H9ZM46 246H47V247H46ZM50 246H51V247H50ZM55 246H56V247H55ZM64 246H65V247H64ZM69 246H71V247L69 248ZM76 246H78V247L76 248ZM86 246H87V247H86ZM103 246H104V247H103ZM106 246L109 247L108 250H106V249H107ZM117 246H118V247H117ZM155 246H156L157 248H156ZM159 246H160V249H158ZM164 246H165V248H162V249H161V247H164ZM187 246H188V248H187ZM191 246H192V247H191ZM204 246H206L205 243H204ZM227 246H229V247H227ZM260 246H261V247H260ZM17 247H18V248H17ZM63 247H64L65 249H64ZM81 247H82V248H81ZM84 247H86V248H84ZM96 247H98V248H96ZM100 247H103L104 249H103V248H100ZM115 247H116V248H115ZM128 247H129V249H128ZM132 247H133V248H132ZM136 247H137V248H136ZM154 247H155V248H154ZM194 247L196 248V246H194ZM230 247H231V248H230ZM240 247H242V249H243V248H247V251H246V249L241 250ZM16 248H17V249H16ZM20 248H23V249H20ZM52 248H53V249H52ZM57 248H58V249H61V251H58ZM78 248H79V249H78ZM80 248H81V250H80ZM90 248H91V249H90ZM99 248H100V249H99ZM105 248H106V249H105ZM111 248H112V249H111ZM117 248H119V250H118ZM134 248L136 249V250H135V251H136V254L139 255V256L136 255V257L133 258V259H132V257L127 258V257H128L127 254H128L129 252H126V251H127V250L129 251L130 249H134ZM174 248H175V247H173V249H174ZM184 248H183V249H184ZM207 248H208V247H206V250H207ZM225 248H227V249H225ZM263 248H264V247H263ZM10 249H11V250H10ZM34 249H35V250H34ZM37 249H39V250H37ZM45 249H47V252H48L49 254L46 252ZM56 249H57L58 252L56 251ZM62 249H63V251H62ZM66 249H67V252L69 253V255H67L68 253H66ZM68 249H69L70 252H71L70 249H72V253H70V252L68 251ZM75 249H76V250H75ZM88 249H89V251H87ZM92 249H93V250H92ZM97 249H98V250H97ZM101 249H102V250H101ZM110 249H111L112 251H111ZM114 249H115V250H114ZM137 249H138V250H137ZM173 249H172V250H173ZM183 249H182V250H183ZM192 249H193V250H196V249H194V248H192ZM208 249H209V248H208ZM210 249H209V250H210ZM229 249H230V250H229ZM239 249H240V250H239ZM257 249H259V250L261 249V251H259V250L257 251ZM17 250H18V251H17ZM19 250H20V251H19ZM21 250H22V253H21ZM54 250H55V251H54ZM83 250H84V251H83ZM90 250H91V251H90ZM94 250H95L96 252H95ZM104 250H106L107 252H106V251L104 252ZM109 250H110V251H109ZM154 250H156V252H157V250H158L159 252L156 253ZM161 250H163V252H162ZM189 250L191 251L192 254L190 253ZM224 250H223V251H224ZM228 250H229V252H228ZM237 250H239L240 252L237 251ZM23 251H24V252H23ZM37 251H38V252H37ZM75 251H76V252L78 251V252H80V253L78 254V252L76 253ZM86 251H87V253H86ZM137 251H138L139 253H137ZM140 251H141V252H140ZM160 251L162 252V254H161ZM168 251H169V250H168ZM168 251H167L166 253H168ZM175 251H177V250L175 249L174 252H175ZM249 251H251L253 254H250L251 252H249ZM15 252H16V253H15ZM17 252H20V253H17ZM45 252H46V253H45ZM74 252L76 253V255H75ZM88 252H89V253H88ZM99 252H100V254H99ZM113 252H115V253H113ZM116 252H117V253H116ZM194 252H195V251H194ZM235 252H236V253H235ZM237 252H239V254H237ZM258 252H259V253H258ZM23 253H24L25 255H24ZM54 253H55V254H54ZM59 253H60V254H59ZM73 253H74V254H73ZM97 253H98V254H97ZM101 253H102V254H101ZM110 253H113V254H110ZM121 253H122V254H121ZM163 253H164V254H163ZM181 253L183 254V251H182V252H181V251L179 252V254H181ZM202 253H203V252H202ZM204 253H205V252H204ZM213 253H214V257L216 258V259H215L216 261H215L214 258H213ZM215 253L217 254V256H216ZM229 253H230V255H229ZM248 253H249V255H247ZM257 253H258V254H257ZM263 253H264V251H263ZM263 253H262V254H263ZM28 254H29L30 256H29ZM42 254H44V255H42ZM53 254H54V255H53ZM56 254H57V255H56ZM70 254H71V255H70ZM72 254L74 255L73 257H72ZM82 254L84 255L85 258L83 257ZM87 254H88V255H87ZM105 254H106V255H105ZM107 254H108V256H107ZM109 254H110V255H109ZM114 254H115V255H114ZM119 254H121V255L119 256ZM152 254H153L156 258H155ZM155 254H156V255H155ZM196 254H197V253H196ZM210 254H211V255H210ZM218 254H219V256H218ZM222 254H223L224 256H222ZM232 254H233V255H232ZM234 254H236L235 256L237 257V260H235L236 257H234ZM16 255H17V256H16ZM18 255H19V256H18ZM23 255H24V256H23ZM41 255H42V256H41ZM50 255H51V257H50ZM65 255H66V256H65ZM77 255H78V256H77ZM85 255H87V256H85ZM89 255H91L92 258H91ZM92 255H93V256H92ZM98 255H100V256H98ZM167 255H168L169 257H171V258H169ZM177 255H178V254H177ZM185 255H186V254H184V255L182 256L184 259L186 258ZM220 255H221V256H220ZM237 255H238V256H237ZM245 255H247V258L250 259L251 262H249V261L247 260L249 263H246L247 261H246V257H244ZM250 255L253 256V257L255 256V258H253V257L251 258ZM258 255H259V256H258ZM13 256H14L15 258H14ZM22 256H23V257H22ZM27 256H28V257H27ZM44 256H45V257H44ZM53 256H54V257H53ZM55 256H56V258H55ZM57 256H58L59 258H58ZM60 256H61V257H60ZM67 256H70V257H67ZM75 256H76V258H75ZM79 256H82V257H80L81 259H79ZM88 256H89V257H88ZM104 256H105V257H104ZM114 256H115V257H114ZM118 256H119V257H118ZM121 256H123V257L121 258ZM124 256H125V257H124ZM151 256H152V257H151ZM158 256H159V257H158ZM178 256H179V255H178ZM178 256H175V258L177 257V258L181 259V257H178ZM180 256H181V255H180ZM190 256H189V257H190ZM196 256H199V257H200V255H198V254H197ZM196 256H195V258H198V259H199V257H196ZM230 256H231V257H230ZM249 256H250V257H249ZM260 256H262V257H260ZM25 257H26V258H25ZM42 257H43V258H42ZM63 257H64L65 259H64ZM93 257H94V258H93ZM95 257H97L98 259L95 258ZM102 257H103V258H102ZM110 257L112 258L111 260L109 259ZM148 257H149V258H148ZM162 257L165 258V259H163ZM209 257H210V259H209ZM219 257H220V258H219ZM242 257H243L244 259H242V261L240 262L239 260H241ZM12 258H13V260H12ZM16 258H17V259H16ZM18 258H19V259H18ZM44 258H45L46 260H45ZM47 258H48V259H47ZM49 258H50V259H49ZM53 258H54V261L52 260ZM72 258H73V259H72ZM83 258H84V259H83ZM105 258H106V260H105ZM114 258H116V259H114ZM118 258H119V259H118ZM125 258H126V259H125ZM147 258H148V259H147ZM157 258H158V259H157ZM175 258H174V259H175ZM195 258L190 257L189 259H192V261H193ZM202 258L204 259V257H202ZM207 258L209 259V261H207ZM211 258H213V260H212ZM217 258H218V259H217ZM229 258H231V259H229ZM233 258H235V259H233ZM238 258H239V259H238ZM261 258H262L263 261L261 260ZM15 259H16V260H15ZM20 259H21V260H20ZM25 259H26V260H25ZM27 259H28V261H27ZM31 259H32V260H31ZM43 259H44L45 261H44ZM57 259H58V260H57ZM85 259H86V260H85ZM87 259H88V260H87ZM90 259H91V260H90ZM95 259H96V260H95ZM100 259H101V261H100ZM102 259H103V260H102ZM107 259H108V260H107ZM113 259H114V260H113ZM123 259H124V260H123ZM136 259H138V261H137ZM145 259H146V260H145ZM151 259H154V260L152 261ZM155 259H156V260H155ZM160 259H162L163 261L160 260ZM184 259H183V260H184ZM189 259H188V256H187L186 260L189 261ZM198 259H197V260H198ZM228 259H229V260H228ZM66 260H67L68 262H67ZM72 260H74V261H72ZM78 260H79L80 262H79ZM97 260H98V261H97ZM115 260H116V262L114 263ZM129 260H132V261H129ZM148 260H150V261H148ZM159 260H160V262H159ZM175 260H176V259H175ZM181 260H182V259H181ZM181 260H180V262H181ZM183 260H182V261H183ZM243 260H245V261H243ZM257 260H258V261H257ZM13 261H14V262H13ZM20 261H21L22 263H21ZM24 261H25V262H24ZM31 261H32V262H31ZM50 261H51V262H50ZM55 261H56V262H55ZM57 261H58L59 263H58ZM60 261H61V262H60ZM65 261H66L67 263H66ZM71 261H72V262H71ZM75 261H76V263H74ZM82 261H83V262H82ZM90 261H92V262H90ZM103 261H104V263H103ZM106 261H107V262H106ZM110 261H111V262H110ZM121 261H122V262L124 261V263H122ZM128 261H129V262H128ZM143 261H144V263H143ZM145 261H146V263H145ZM156 261H157V262H156ZM165 261H166V262H165ZM170 261H171V262H170ZM178 261H179V260L177 259V262H178ZM184 261H185V260H184ZM184 261H183V262H184ZM201 261H200V262H201ZM205 261H207V262H205ZM210 261H211V262H210ZM219 261H220V260H219ZM234 261H235V262H234ZM253 261H254V262H253ZM256 261H257V262H256ZM259 261H262V263L259 262ZM17 262H18V263H17ZM26 262H27V263H26ZM29 262H30V263H29ZM46 262H47V263H46ZM48 262H49V263H48ZM69 262H70V263H69ZM89 262H90V263H89ZM105 262H106V263H105ZM109 262H110V263H109ZM141 262H142V263H141ZM168 262H169V263H168ZM173 262H172V263H173ZM177 262H174V263L177 264ZM180 262H179V264H180ZM183 262H182V264H185V263H187V264H189V263H190V264H193V262H190V261H189V263L186 262V261H185L184 263H183ZM194 262H195V260H194ZM198 262H199V260H198ZM200 262H199V264H200ZM203 262H201V264H203ZM208 262H209V263H208ZM215 262H217V263H215ZM233 262H234V263H233ZM237 262H238V263H237ZM243 262H244V263H243ZM86 263H85V264H86ZM135 263H134V264H135ZM174 263H173V264H174ZM195 264H198V263H195Z\"/></svg>",
  "mask_w": 264,
  "mask_h": 264
}]
</instances>
